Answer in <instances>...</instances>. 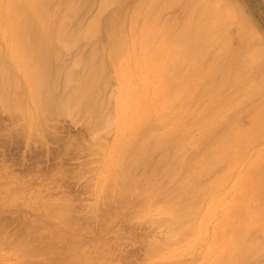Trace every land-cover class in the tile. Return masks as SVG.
Here are the masks:
<instances>
[{
    "label": "rangeland",
    "instance_id": "1",
    "mask_svg": "<svg viewBox=\"0 0 264 264\" xmlns=\"http://www.w3.org/2000/svg\"><path fill=\"white\" fill-rule=\"evenodd\" d=\"M66 1L67 0H50L49 1V4L47 5V7H45L44 9H43V11H44V14H43V17H45V21L43 20L44 18L43 17H41L40 15H34V14H36V13H34V14H32L33 13V11L31 10V9H27L28 7L27 6H25V8L27 9V10H29L30 12H31V14L33 15V17H32V19H34V20H37L38 18V20H37V22L36 21H34V20H31V18H29V20H27L28 19V12L29 11H27L26 13H25V11H26V9L24 10L23 8H24V6H21V11L19 10V12L21 13L20 15H22V10H24V14H26V16L25 17H23L22 16V21H23V19L25 18L26 19V23H25V19H24V23H25V25L23 26V29H25V27H26V29L25 30H22L21 29V27L20 28H16V26H18L19 27V25L20 26H22L21 24L23 23L22 21H20L19 22V25L18 24H16V26L15 25H11V27H13V26H15V27H13V28H15V30L16 29H19L18 30V33L20 32L21 33V31L23 32L22 34H21V36H23L24 35V33L25 32H27L26 30H28L29 28H31V26H32V23H30L31 21H34V22H36V24L38 25H36L34 22H33V24H35V25H33V26H37V28L38 27H40V29L42 28V37H38L39 36V34H37L38 36H35V37H38V39H35L34 38V35L33 34H35L36 33V31H37V28H35L36 30H31V29H29L28 30V34H29V37H28V34L26 33L25 35H27V36H23V39L26 37V38H29L27 41L28 42H30V39H31V37H32V40L34 39L35 41L37 40V42L39 41V39H40V41H39V43L41 42V41H43V40H41V38L43 39L44 38V36H45V34H46V36H45V38H44V40L46 39V40H50V42L48 43V42H41L43 45V47L42 46H40L39 44H38V46H39V48H37L38 46H36V45H34V48L33 49H40V47L42 48V49H40L39 51L42 53V51H44V53H42V55L40 54V52H38V50L36 49V50H33L32 52H34V53H36V51L39 53L38 55H37V53H36V56L38 57V56H40L41 55V57H39V58H43V59H41V61L42 60H44V59H46L45 58V56L49 59H46V62H45V60L44 61H38L37 59V57H35V55L33 54V53H30V51H31V49H32V47L30 48V51L28 52L27 50H29L27 47H28V45H32L31 43H32V40H31V43L30 44H28L27 45V42H26V46H25V48L22 46L21 47V45L20 44H18L17 43V41H15L18 45H17V47H20L21 49L23 48L24 49V53H25V55H24V53H23V57H25V58H27L26 60L27 61H25V58H23L20 54L19 55H17V53L15 52V47L14 46H12V45H10L12 42H13V44H14V41H13V39L11 38V41H9L10 39H9V37H11L13 34H15L13 31V34H11L12 32H9L10 34H9V37L8 36H6V39L7 40H5V39H3V38H5V37H2V38H0V47H2L0 50H3V46H4V48L7 50L8 49V46L10 45V46H12V49L14 50V52H15V56L17 55V57H14V55L11 53L13 50L11 49V47H10V49H8L7 51H9L8 53H10V56H12V57H14V58H12V57H10L9 56V54H7V52H5L6 54H4V51H1L0 52V54L3 56L2 57V59H1V57H0V62L1 61H3V59L7 56L8 57V59L10 58L11 59V61H13V59H14V61H13V63L11 62V61H8V59H7V61L5 60L4 62V65L2 64L3 62H1V65L0 66H2V68L0 69V71L2 72V69H3V66H4V71L1 73L2 75H4V73H7V70H9V67H11V70H12V72L14 73V76H16L17 78H19V79H17V78H15V79H17V80H19V81H22V82H20L19 83V81H18V86L16 85V83L13 81V80H15V79H11V78H13L10 74L11 73H8L7 75L8 76H11V77H9L10 78V80L9 79H7V75H4V76H2L1 74V76H0V78L1 77H5L6 76V81H8L9 80V84L10 85H13L11 82H13V83H15L14 85L15 86H17L15 89H17V91H16V98H15V94L13 93V95H14V97H11L10 96V98H11V101L9 100L10 98L8 97H6L7 98V101H5V97H4V100H0V114L2 115H0V127H1V129H0V188H3V189H1L2 191H0V208H2L1 210H4V211H2V212H5L4 214L0 211V214L1 215H3L2 216V218L4 219V221H3V219L1 218V215H0V223L2 224L3 222L4 223H6V224H4L5 225V227H7V228H5V233L2 235L1 233L3 232L2 230H1V227H0V240L2 239V237L1 236H3V237H5V234L7 233V235H9V233H10V237H8L9 238V240H10V242L8 241V238L7 239H5V243H4V241H3V243L0 241V244L3 246L4 244L5 245H7V246H3V248H2V246H1V248H0V264H20L21 262H22V264H27L28 262V264H34V262L36 263V264H38V262H39V264L41 263V264H55V263H52L53 261L55 262V260H56V263L57 264H64V263H66V264H68L69 262L71 263V260H73V263L74 264H92V260H94V262H93V264H97L96 263V261L99 263V262H101V263H103L104 262V259L106 258V257H108L109 256V253H110V250H113V246L114 247H116V248H114L115 249V251L113 250V253L114 254H112V252L110 253V256L108 257V259H109V261H108V259H106L107 261H105V263L106 264H109L110 263V261H112V263L111 264H113V262H114V259H115V262H114V264L116 263V262H118V261H120L121 262V260H123L122 262H123V264H127V262H129L130 263V261H133V260H131V259H134V261L133 262H131L132 264H175L176 262H178L179 264L181 263V264H184V263H188V264H199V263H201V264H206V263H203L204 261H206L207 262V260L206 259H208V257H207V255H208V253H210V252H208V249H209V251H211V253H210V255L209 256H211L209 259H211V261L208 259V262H207V264H209V262H211V264L213 263V264H219L220 262L222 263V260H223V258L226 256L227 257V250H228V247H230L229 248V250H228V252L230 253V252H232L233 250H234V248H235V246H237L235 249L236 250H240V248H242L241 249V252H242V250H243V245H244V242H245V244H246V246H247V250L249 249L250 251L248 252L246 249H245V252H240V254H242V256L243 255H245V254H247V255H251V253H252V256L253 257H255V258H253L252 256H251V259L250 260H252V262H253V264H264V248H263V246H264V228L263 229H261V227L262 226H260L259 224L260 223H262L263 224V227H264V222H262L261 221V219L262 218H264V207H262V209H261V204L262 203H264V160H262V159H264V148H263V145H264V141L262 140L263 138H264V135H262V134H264V132H261L260 131V133H262L261 135H259L260 133H257V134H254L253 135V138L251 139H247V142H248V146L250 145L251 147H253V149L252 150H256L257 152H258V155H257V153H256V155H254V153L251 155V152H250V150L251 149H247V148H249L247 145H246V140H245V142H241L240 140V142L242 143V145L240 144V142H238V140H236V138H238V136H239V133L241 132V131H244L245 129H247V127L248 126H250V125H252V121L254 122L255 120L256 121H258L256 118H258L259 117V115L258 114H256V113H254L253 112V109L255 110H257V108L259 109V108H261V104H262V106H264V99H263V97H264V90L262 89L261 90V92L260 93H254V90H253V88H255L256 87V85L257 84H253V85H251V86H253V87H249V85H247V84H249V83H247L246 84V82L243 84V86H245V85H247L246 87L247 88H249V89H247L246 87V90L244 91V89L245 88H243V86L241 87L240 85V87L238 86V85H232L231 86V84L229 85V88H227L228 86H226L225 85V80H224V78L222 79V81L220 82L221 83V87H223V89H225V90H220V89H222L220 86H219V88L218 87H216V89L218 90V91H214L215 90V88H213V89H209L208 90V93H207V90L205 91L203 88H201V87H199V86H201V84L200 83H197V85H198V88H197V90L198 89H200V91H197V90H193V91H195L194 93L195 94H198L199 93V95H201L202 97H200L199 95H197V97H194L195 96V94L194 93H192L193 91L191 90V88H189L188 89V92L189 91H192V92H190V94H187L186 93V95L187 96H185V97H182L180 100H182V99H184V100H182V101H185L184 103H186V99L189 97L190 99H191V97H190V95L191 96H193L192 98H194L195 100V102H193V100H191V102H193L194 104H196L197 103V100L199 99V97L201 98V101H200V99L198 100L200 103H198V105L197 106H193L194 104L193 103H191V104H193V105H191V106H189V104L190 103H187L188 104V110H186L187 109V106L185 107L183 104L181 105V101L180 102H178L177 103V105H175L174 106V109H173V105H172V103L170 104L171 106H169V109H173L172 111H174L173 113H171L172 111H168L167 113H162L163 111H167V110H164L165 109V107H167L166 105H163V106H161L160 104H158V107L157 106H155V105H152V108H151V106L150 105H148L149 103H147L148 101H147V96H146V94H148L147 93V89H148V91L150 90V93L149 94H151L152 95V97L151 98H149L148 97V99H151L152 100V98H153V92L151 93V89H153V85L152 84H154L155 85V79L157 80V76H156V78H155V74L153 73V71H151L152 72V74H148L150 71H146L145 72V70H144V67L146 66V64H145V62L147 61V59L146 58H144V55L142 54L141 56H143V57H140L139 55L141 54V53H135L136 55H138L139 57H137V58H133L132 59V56H134V55H131L133 52L131 51V50H129V52H128V49H131L130 48V46H129V44H128V46H129V48L127 49V42H126V40H129L128 39V36L126 37V34L128 35V32H130V29H128V27L130 28V26H128V25H130V23L128 22L129 20V18H130V15H129V11L131 10H133V8H134V6L136 5H134L133 6V4L136 2V3H138L140 0H117V2H116V0H112L111 2H112V4H111V2L110 3H108L107 4V6H106V8L105 9H103V8H101L100 7V5H101V2H99V4H98V6L101 8L100 10L98 9V11H100L99 13H101V10L103 9L104 11L101 13V14H99L98 13V11L96 10V7H98L97 6V1L98 0H76V1H79V4H78V2H76L77 3V5L79 6V7H76V9L77 8H79L78 10H74V12L75 11H77L76 13H71V14H77L76 16L75 15H73V17L68 13V15H67V17L65 18V20L67 19V20H69V22L71 23V24H69L68 23V21H65V22H67L69 25V27H68V29L70 30L72 27H74V28H72L71 30H81V28H83L84 27V25H85V23H88L89 21H87V19H91L90 17H92V15H95V18H98V22H97V24H98V32H96L95 34L96 35H94L92 38H89V39H84V40H81L80 38H79V41L77 42V43H75L74 45L72 44V42H74L73 40H70L69 42L71 43V45H73V47L72 46H69L70 45V43H69V45L67 44V48H69V47H72V48H69V50L68 51H66L65 49H67L66 48V45L65 46H60V44L56 41V37L54 36V31H55V29H56V24H55V26L53 25L56 21H58V19L60 18L59 16L61 15V13L63 14V10H62V8L64 7V5H65V3H66ZM100 1V0H99ZM133 1H134V3H133ZM204 1H206V0H204ZM209 1V2H208ZM211 1V2H210ZM213 1V2H212ZM217 1L218 2H220L219 4H217ZM207 0L206 2H208V4L210 3V6H214L215 4L217 5H215V7H217L216 9H220V10H226V15H227V13H229L227 16H230L231 15V20H229L230 22L229 23H231V21L234 19V20H236V22H235V24H234V21H232L233 22V24L236 26V27H233L234 25L231 23V25H233L232 27H231V25L229 24V26L230 27H228L227 29L230 31V32H228L229 34H231V35H229L230 37H231V39H233V41L235 40V38H238L239 36H240V34L239 33H241V35L242 34H245L244 36H245V39H246V42H248L249 44H250V46H252L251 48H253V47H258L259 48V52L260 53H262V54H259V56L258 57H256L254 60V64H252L254 67H253V70L251 71L252 73L250 74L251 76H250V79L252 80V78H253V73H256L257 75H259V76H261V78H259L260 80L261 79H263L262 80V82L264 81V73L263 74H261L262 72L260 71V72H256V71H258V70H256V69H259V68H261V66H262V63H263V66H264V0ZM58 2V3H57ZM69 1H67V3H68ZM82 2V3H81ZM55 3H56V6H55ZM221 3H223V4H221ZM58 4H60V5H58ZM110 4V5H109ZM130 4V5H129ZM213 4V5H212ZM81 5H83L82 7H81ZM95 5V6H94ZM128 5V6H127ZM221 5H222V7H221ZM58 6V7H57ZM63 6V7H62ZM91 6H93V8L91 9L90 7ZM125 6H126V8H125ZM130 6H131V9H130ZM221 8H220V7ZM55 7V8H54ZM61 9H60V8ZM125 8V9H124ZM127 8H129L128 10H127ZM222 8H225V9H222ZM47 9H49V10H47ZM53 9H55L54 11H53ZM57 9V10H56ZM58 10H60V12L58 11ZM124 10H127V11H124ZM97 11V12H96ZM124 11V12H123ZM130 11V12H131ZM30 12H29V14H30ZM35 12V11H34ZM46 12V13H45ZM47 12H49L48 14H47ZM120 12V13H119ZM126 12V13H125ZM177 12V11H176ZM176 12H172L171 13V15H173V16H175V22H176V20H177V22L179 21V24L181 23V22H184V21H181L183 18L181 17V16H183V17H185V13L184 12H182V11H178L177 13ZM181 12V14H179ZM53 13V14H52ZM79 13V14H78ZM118 13H119V15H118ZM122 13H125V14H123L122 15ZM128 13V14H127ZM174 13H176V14H174ZM235 15V17L236 18H234V17H232L233 16V14ZM30 14V15H31ZM46 14V15H45ZM53 15V17L55 18H53L52 17V15ZM127 14V15H126ZM131 14V13H130ZM179 14V15H178ZM30 15H29V17H30ZM57 15V16H56ZM124 15H126V16H124ZM35 16H36V19H35ZM42 18L41 20H40V17ZM51 16V17H50ZM68 16H70L71 18L69 19V17ZM98 16V17H97ZM123 17V20H122V17ZM129 16V17H128ZM173 16H172V18H173ZM27 17V18H26ZM47 17H48V19H47ZM89 17V18H88ZM94 17V16H93ZM92 17V18H93ZM124 17H126V20L124 19ZM57 18V19H56ZM119 18V19H118ZM54 19V20H53ZM185 19V18H184ZM43 20V22H38V21H42ZM50 20H52V22H53V24L51 23V21ZM56 20V21H55ZM71 20V21H70ZM120 20V21H119ZM121 20H122V22L124 21V23H122L121 22ZM173 20H174V18H173ZM30 21V22H29ZM47 21H49V23H50V25L52 24V28H51V26L50 25H48L47 24ZM27 22H29L30 23V26L28 27V29H27V26L29 25V23L27 24ZM79 22V23H78ZM23 23V24H24ZM44 23H46L47 25L45 26V24ZM67 23H66V25H67ZM83 23V24H82ZM120 23V24H119ZM129 23V24H128ZM42 24V25H41ZM76 24V25H75ZM79 24V25H78ZM81 24V25H80ZM121 24H123L124 26V28L121 26ZM175 24H177V23H175ZM178 24V25H179ZM182 24V23H181ZM180 24V25H181ZM2 25H4V24H2ZM2 25H0V30H3V31H5V28L7 29V26L5 27L4 26V28L3 29H1L2 28ZM27 25V26H26ZM41 25V26H40ZM116 25V26H115ZM227 25V24H226ZM48 26V27H47ZM80 26V27H79ZM120 28V26L122 27L121 28V30L119 29L117 32H116V30L118 29V27ZM239 26V28H237ZM43 27H45V28H43ZM76 27V28H75ZM115 27V28H114ZM48 30H47V29ZM51 28V29H50ZM117 28V29H116ZM40 29L38 28V30H39V32L37 31V33H40ZM84 29V28H83ZM237 29L239 30V31H237ZM21 30V31H20ZM114 30H115V32H114ZM127 30H129V31H127ZM240 30H241V32H240ZM8 31H9V29H8ZM33 31V32H32ZM45 31V32H44ZM119 31L121 32V35H120V37H118V38H120V39H122V41L124 42H126L125 44H126V47H124V48H126L127 49V52L128 53H130L129 54V56L131 57V59L129 58V56L127 57V58H125V56H127V52L125 53V52H123V51H125L124 50V48H123V51H122V53H120L119 54V52H116V47L118 46V44H120V42H121V40H119V39H117V37H116V35L117 36H119ZM125 31V32H124ZM235 32V34H234V32ZM17 32V31H16ZM48 32V33H47ZM235 35V36H233V34ZM238 32V33H237ZM6 33H8V32H6ZM31 33H33L32 35H31ZM113 33L115 34L116 33V35H115V41H116V39H117V41L115 42L114 40H113V37H114V35H113ZM117 33H119V34H117ZM123 33H124V37H126V40L124 39V37H123ZM126 33V34H125ZM41 34V33H40ZM57 34V33H56ZM214 34V33H213ZM247 34H248V40H247ZM20 35V34H19ZM31 35V36H30ZM49 35H50V37H49ZM113 35V36H112ZM236 35H238V37L236 36ZM20 36V37H21ZM111 36H112V38H111ZM173 36H175V35H173ZM243 35L241 36V37H244ZM20 37H19V39L18 40H21L22 39V37H21V39H20ZM47 37L49 38V39H47ZM55 37V38H54ZM170 38H171V34H170V36H169ZM158 38V37H157ZM175 39V41H174V39ZM173 38H171V41L168 39L166 42L167 43H164L165 41L162 39H159L160 40V42L161 41H163V42H161V44L160 43H158L159 42V40H156V41H158V42H156L155 41V43H154V45H152V47L153 48H151V51H152V54H157V55H153L154 57H152L151 56V58H155L156 59V62L157 63H159V65L156 63V69H158L159 70V68H161V71H159L158 72V76L160 75V76H162V78H163V80H165V78L167 77L166 75H168L169 77L168 78H170V76H171V74L172 73H174V76H176V74H177V76L176 77H174L173 75H172V77L171 78H175V79H171V80H174V81H179V80H176V79H180L181 81H182V79L180 78V75H181V77H183V78H185V76L187 77L188 75V72H189V70H191L192 68L193 69H195L196 70V64H199V62L197 63L196 62V64L194 65V61H196V60H198L197 58H195L196 56H191L190 58H193L194 60H193V64H192V66H191V64H189L191 61H192V59L190 60V58H189V60H187V58H185L184 56H181L182 55V53H181V46L179 47V48H177L178 47V45L177 44H180L179 42L178 43H175V45H177L176 46V48L177 49H179L178 50V53H179V56H180V58L181 57H184V60H187L188 62H183L184 60H183V58L182 59H180V61L178 60L179 58H177L176 59V57H179L178 56V53H176L175 54V52H172L171 51V49L173 50L175 47H174V44L173 45H171L172 44V42L174 41V42H177L176 41V36L175 37H173ZM240 38V37H239ZM250 38V39H249ZM254 38V39H253ZM23 39L21 40L22 42H21V44L23 43V45H24V42L26 41V39L23 41ZM52 39H54L55 41H53ZM83 39V38H82ZM112 39V40H111ZM124 39V40H123ZM230 39V40H231ZM4 40L6 41V43L8 44V45H6V43L4 42ZM33 40V41H34ZM45 40V41H46ZM118 40H119V42H118ZM237 40V39H236ZM235 40V41H236ZM250 40H251V42H250ZM261 44H258V42ZM35 41H34V44H36L35 43ZM170 42V44H169V42ZM243 42H245V40L243 39L242 40ZM5 43V45H3V43ZM9 42H11V43H9ZM19 43H20V41H18ZM51 42H52V44H51ZM112 42V43H111ZM118 42V43H117ZM173 42V43H174ZM243 42H240V43H243ZM255 42H257V43H255ZM40 43V44H41ZM46 43H48V44H51L50 46L48 45L47 46V44ZM54 43V44H53ZM55 43L57 44V45H55ZM111 45H110V44ZM116 43H117V45H116ZM158 45H157V44ZM163 43H164V45H163ZM45 44V45H44ZM112 44H114V45H112ZM159 44H160V46H162V50L164 51H162L161 49H160V46H159ZM165 44H168V46L167 45H165ZM243 44H245L246 45V43H243ZM243 44H242V46H239L240 44H236V45H238V46H236V48H235V44H234V42H233V47L235 48V49H233V47L231 48V51H229V53L227 52V54L226 53H224V54H226V55H224L223 54V56H217L220 60H218V58H216V62H217V60H218V62H221L222 63V61L225 59V57H226V59L225 60H227L228 58H231V57H233V55H234V53L237 51H240L241 50V48L239 49L238 47H242V50H243V48H244V46H243ZM249 44H247L246 46L248 47L249 46ZM55 45V46H54ZM60 47H59V46ZM112 46V47H110V49H108L109 48V46ZM230 45H232V44H230ZM53 46V48H56L57 46L60 48V50H59V48L57 47V49H58V51L56 50V52H57V54L56 53H54L53 52V49L51 48ZM101 46H102V48H101ZM105 46H107V49H106V47ZM114 46V47H113ZM155 46H157V47H155ZM159 46V47H158ZM169 47L170 48V50H169V52L168 51H166L165 49V47ZM173 48H172V47ZM245 46V47H246ZM17 47H16V49H17ZM50 47L51 48V53L50 52H48L49 50H50V48H49V50H48V48ZM62 47V48H61ZM65 47V48H64ZM100 47L101 48V50L102 51H105V52H103V57H104V59H103V57H101L102 58V62L104 61V63H107L106 65L104 64V66H103V72L107 69V72H106V74H107V78L105 77V75H104V73L102 72V71H100L101 72V74H100V72H99V74H100V76H104V77H99L101 80H97V79H95V78H97L98 76H99V74H98V71H97V74H98V76L96 77V75L97 74H92V73H88L92 68H93V66H91V67H89V71H87V68H88V64H89V62H90V64L92 63L93 65L94 64H97L98 66H96V65H94V68H95V66H96V70H97V68L98 69H100L101 68V63L99 64V62H97V61H99L98 59H100V56H101V52H100V48L98 49V48ZM155 47V48H154ZM98 49V50H96V51H99V56L96 58V60L94 59L96 56H97V53H94V58H93V56L92 57H90V54H93V53H91V52H93L92 51V49ZM105 48V49H104ZM113 48L115 49V52H114V50H113ZM157 48V50H159V52H163L162 54L161 53H159L158 51L156 52V51H154L155 49ZM176 48L174 49V51L176 50ZM250 48V50H249V55L251 54V52H253V50ZM4 49V50H5ZM154 49V50H153ZM239 49V50H238ZM248 49H249V47H248ZM253 49H255V50H257V48H253ZM261 49V50H260ZM17 50H20V49H17ZM42 50V51H41ZM62 50V51H61ZM66 51V53H65V51ZM111 50V51H110ZM112 50H113V53L114 54H112L111 52H112ZM215 50V49H214ZM235 50V51H234ZM61 51V54H59L58 52H60ZM64 51V52H63ZM89 51H91V52H89ZM109 52V54H107L108 52ZM165 51H166V53H168V54H171V55H168L167 56V64L169 63V61H170V63L167 65L166 63H163V62H165V61H163L162 59L164 58L165 59V57H161V56H164L165 55ZM232 51H234V52H232ZM244 51H248V50H246V49H244ZM263 51V52H262ZM13 52V53H14ZM18 52V51H17ZM20 52V51H19ZM28 52V53H27ZM48 52V53H47ZM95 52V51H94ZM153 52H156V53H153ZM213 52H215V51H212V54H213ZM255 52V51H254ZM47 53V54H46ZM50 53V54H49ZM55 54L56 56H59L60 57V60H59V58L58 57H56L55 55H51V54ZM88 53V54H87ZM123 53H125L124 54V56H123ZM231 53V54H230ZM233 53V54H232ZM247 53V52H246ZM255 53H257V52H255ZM29 54V55H28ZM30 54H32V56L30 55ZM105 54H107V56H109V58H111V59H108V57L105 55ZM120 55V56H118V55ZM173 54L175 55V57L173 56ZM208 54V56H209V52L207 53ZM211 54V52H210V55H212ZM230 54V55H229ZM258 54V53H257ZM0 55V56H1ZM6 55V56H5ZM26 55H28V57L26 56ZM33 55H34V57H35V59L37 60V65H38V63H40L39 64V66H38V68H36L34 65V63H36V62H34L33 63V61H32V63H33V65L31 66V61H29L30 59V57L32 58L33 57ZM44 55V56H43ZM47 55H50L49 57L47 56ZM96 55V56H95ZM116 55V56H115ZM222 55V54H221ZM232 55V56H231ZM5 56V57H4ZM30 56V57H29ZM51 56H53L52 58H51ZM79 56H81V57H79ZM114 56V57H113ZM161 57V58H159V59H157L156 57ZM166 56V55H165ZM207 56V55H206ZM6 57V58H7ZM22 57V59L25 61V63H24V61L23 60H21L20 61V58ZM56 57V58H55ZM79 58V60L81 61L80 63H79V61H77V63L79 64L78 65V67H77V69L75 68L74 69V67H76V65H77V63H76V65H73V64H75V63H71V62H73L76 58ZM89 57L90 58H93V60L92 59H89ZM105 57H107V58H105ZM171 57H174L176 60H178L177 62H176V60L174 59V58H171ZM5 58V59H6ZM15 58H18V60H19V62L16 60V62H18V63H16L15 64ZM58 58V59H57ZM77 58V59H78ZM84 58V59H83ZM114 58H116L115 60H114ZM118 58H123V59H125L127 62L129 61V59L130 60H132L131 62L133 63L136 59V61L135 62H139V63H141L140 65L141 66H139L138 64L139 63H135V65L137 64V68H133V66H131L132 65V63H130V66L133 68V71L134 70H136V71H134V73L136 74V76H137V74L138 73H140L141 75H142V73H143V75L145 74H148L147 76H145V78H146V80L145 79H143L145 82H146V84H145V82H141V81H139V82H134V81H136V80H142L141 78V75L140 74H138V75H140V76H137L139 79H137L136 78V76L134 75V73H132L133 71H132V68L131 67H129V68H131V69H129L128 67H127V69L125 68V64L124 63H126V61L124 62V63H122L121 61L119 62L118 61ZM142 58L145 60V62H143V61H141L142 60ZM170 58H171V60L172 59H174L173 61H171L170 60ZM223 58V60H221ZM9 59V60H10ZM50 59H52V60H50ZM54 59H56V60H54ZM108 59V62H106L105 60H107ZM113 59V60H112ZM121 59H119V60H121ZM128 59V60H127ZM257 59H259V61L258 62H256V60ZM261 59H263L262 61L263 62H261ZM33 60H34V58H33ZM59 60V61H58ZM90 60H92V62L90 61ZM94 60H95V62H94ZM101 60V59H100ZM111 61V63L112 64H114V61H115V64H114V66L113 67H111V65L112 64H110V61ZM134 60V61H133ZM160 60V61H159ZM183 60V61H182ZM224 60V61H225ZM23 61V62H22ZM35 61V60H34ZM54 61H55V63H54ZM75 61V62H76ZM119 63H122V64H124V69H126V70H131L130 71V73H132V75H134V77L133 76H131V74H130V77H133V78H135V79H133L134 81H132V79L131 78H129V81H128V83H130L131 81V83H132V86L130 85V84H128L127 83V87H125V88H127L128 90H126L125 88H123L126 84L123 82V81H125L124 79H127V78H124L123 79V83H124V85L123 86H121V80L122 79H120V81H119V79L118 78H120V75H121V71L120 70H124L122 67H120V68H122V69H118V67H119V65L118 66H116L115 67V65H116V63L118 64V62ZM159 61V62H158ZM163 61V62H162ZM176 62V63H174V66L173 67H170V64H172L171 62ZM7 62V63H6ZM9 62H11V63H9ZM31 64H30V63ZM45 63V65L47 64V67L44 65V63ZM85 62V63H84ZM101 62V61H100ZM130 62V61H129ZM128 62V63H129ZM148 62V61H147ZM178 62H179V64H178ZM180 62H183V63H185V64H181ZM217 62V63H218ZM255 62H256V64H255ZM19 63H23V65H21L20 66V64ZM128 63H126V66H127V64ZM5 64H7L6 66H7V68H6V66H5ZM16 65L15 67L17 68V67H19V68H17V69H19V71L20 70H22V66H23V68H25V66H24V64H27L26 65V72L25 71H21V72H23L22 73V76H21V74H19V73H21V72H19L18 74H16V72H15V67H14V65ZM17 64H19L18 66H17ZM30 64V65H29ZM55 64H58V65H60V66H58V65H55ZM72 64V65H71ZM86 64H87V66H86ZM134 64V63H133ZM143 64H145V65H143ZM175 64H176V66L178 67V69L175 67ZM187 64H189L188 66H187ZM218 64H220V63H218ZM238 65V62H236L235 63V65ZM74 66L73 67V69H69V67L70 66ZM84 65V66H83ZM103 65V64H102ZM108 65V66H107ZM183 65H185V66H183ZM225 65H227V63H225ZM240 65V64H239ZM238 65V66H239ZM257 65H260V66H257ZM13 66V67H12ZM33 66H34V68L35 69H38V70H35L34 68H33ZM82 66V67H81ZM99 66H100V68H99ZM123 66V65H122ZM128 66H129V64H128ZM144 66V67H143ZM160 66V67H159ZM182 66V67H181ZM241 66V65H240ZM30 67H32L35 71L33 72V73H35L36 71H37V73L38 74H41V73H43L44 71V73L43 74H41L40 76L38 75V74H36L37 75V78L38 79H42L43 78V81H41V82H38V85L36 86V88L37 89H41L43 86V90L45 91H43L42 90V93L44 94V96L42 97V93L40 92L41 90H38L39 91V93L41 94V95H39L40 97H41V99L42 98H44V100H46V99H48L49 98V100H47L46 102H44V104H46L47 106H48V108H47V106L45 105V106H43L44 104L43 103H39L40 101L39 100H41L39 97V99L37 100V101H34L33 99H35L36 100V97L37 96H33V90H34V87H35V85H34V81H35V84H36V82L37 81H40V80H38L37 78H36V75L35 74H33V76L35 77H33V76H31V77H33L32 78V80L34 79V81L32 82V80H30L31 79V77L29 76V75H31V74H29L28 75V72L30 73L31 71H30ZM41 67V69H39ZM46 67V68H45ZM52 67V68H51ZM67 68V71H68V69H69V71H71V79H72V81H69L70 80V78H69V86L68 87H66V85H67V83H65L66 85L65 86H63L64 84H63V82H61V81H63L64 80V78H63V71ZM83 67H84V69H83ZM87 67V68H86ZM104 67H106V69L104 68ZM142 67H143V69H142ZM170 67V68H169ZM180 67H181V69H183V70H181L180 69ZM191 69H190V68ZM219 67V66H218ZM235 67V66H234ZM256 67V68H255ZM42 68H43V72H40V70H42ZM51 68V69H50ZM55 68V69H54ZM58 68V70H56ZM72 68V67H71ZM112 68H114V69H112ZM116 68V69H115ZM189 68V70H187ZM220 68V67H219ZM219 68H217V72L216 73H218V71H219V73H221V71H222V69H219ZM241 67H239V68H237V70L238 69H240ZM254 68H255V70H254ZM262 68H264V67H262ZM6 69V70H5ZM14 69V70H13ZM16 69V70H17ZM28 69V70H27ZM33 69H31L32 71H33ZM49 69V70H48ZM105 69V70H104ZM118 69V71H115V70H117ZM146 69V68H145ZM187 71L186 73H184V71L185 70ZM232 69H233V67H232ZM51 70V71H50ZM82 70H84V71H82ZM94 70V69H93ZM113 70L115 71V72H120V73H118V74H120V75H118L117 76V74L116 73H113ZM137 70H139V71H137ZM164 70V71H163ZM175 70H177L176 71V73H175ZM181 70V71H180ZM195 70H192L193 72H195ZM221 70V71H220ZM234 70V69H233ZM231 71V67H230V71L231 72H235V71ZM235 70H236V67H235ZM242 69H240V71H241ZM263 70V72H264V69H262ZM6 71V72H5ZM10 71V70H9ZM58 71V72H57ZM62 73H61V72ZM66 71V70H65ZM64 71V72H65ZM75 71V72H74ZM86 71V72H85ZM95 71V70H94ZM192 71H190L191 73H192ZM240 71L238 72V74L240 73ZM85 72V73H84ZM91 72V71H90ZM137 72V73H136ZM182 72V73H181ZM12 73V74H13ZM28 75V77L30 78V79H28V77H27V75ZM60 73V75H58ZM79 75H78V74ZM83 73V74H82ZM86 73H88V76H87V74ZM94 73V72H93ZM165 73V74H164ZM169 73V74H168ZM171 73V74H170ZM178 73H180V75H178ZM236 73H237V71H236ZM235 73V74H236ZM65 74V73H64ZM78 76V77H76V75ZM82 74V75H81ZM109 74V75H108ZM114 74H116V77H115V75ZM153 74H154V76H153ZM162 74H164V76L162 75ZM186 74V75H185ZM193 74V73H192ZM238 74H236L235 76H237ZM256 74H255V77H257L256 76ZM23 75H26L25 76V79H22L23 78ZM42 75H45V76H43V77H41ZM59 77H57V76ZM75 75V76H74ZM84 75H86L85 76V78L86 79H84V80H82V77L84 76ZM93 75V76H92ZM142 75V76H143ZM185 75V76H184ZM220 75V74H219ZM219 75H217V76H219ZM21 76V77H20ZM39 76V77H38ZM75 77V80L76 79H78V78H80V79H78L79 81H78V84L76 85V86H74L75 88L73 89V87H71L70 88V86H72V83L74 84V82L75 83H77V80L76 81H74L73 82V78ZM89 76H91L90 78L92 79V84L94 85V84H96V85H99V86H97V88H94L93 86H92V84H87V83H89L88 81L89 80H87V79H89ZM112 76H114V77H112ZM151 76H153L152 78L154 79V80H152L151 79ZM159 76V77H160ZM190 76H192V75H190ZM216 76V77H217ZM239 76V75H238ZM237 76V77H238ZM94 79H93V78ZM118 77V78H117ZM121 77L123 78V76L121 75ZM144 77V76H143ZM148 77V78H147ZM158 77V78H159ZM254 77V79H258V78H255ZM29 80V81H27L26 83L28 84V82H31V84H33L34 85V87H33V85H30L31 87H29V85H25V82L23 81V80H27V79ZM58 78V79H57ZM62 78H63V80H62ZM84 78V77H83ZM114 78H116V80H117V83H118V85L120 84V86H117V84H115V79ZM149 78L151 79V80H149ZM205 78H206V76H205ZM204 78V79H205ZM102 79H106L104 82H106V83H103V81H102ZM110 79V80H109ZM149 80V83H148V80ZM167 79V78H166ZM217 79V78H216ZM258 79V80H259ZM12 80V81H11ZM17 80H15V81H17ZM65 80H66V78H65ZM65 80H64V82H65ZM67 80H66V82H67ZM81 80H82V82L83 83H85V81H87V83H86V85L85 84H83L82 82H81ZM93 80H95V81H93ZM109 80V81H108ZM131 80V81H130ZM168 80V79H167ZM221 80V79H220ZM227 80V79H226ZM258 80L255 82L254 81V83H257L258 82ZM1 81V80H0ZM49 81V82H48ZM91 81V80H90ZM98 81L100 82V83H102V84H99L98 83ZM107 81L109 82V83H107ZM111 81V82H110ZM113 81V82H112ZM120 83H119V82ZM127 81H125V82H127ZM151 81L153 82V83H151ZM223 81H224V83H223ZM253 81V80H252ZM2 82V81H1ZM46 83L47 82V84H46V86H45V84L42 86V83ZM80 82V83H79ZM133 82H134V86H133ZM156 82H158V81H156ZM227 82H228V80H227ZM41 83V86L39 85ZM51 83V84H50ZM83 84L84 86H83V88L81 89L80 87H82V85L80 86V84ZM135 83H136V85H135ZM140 83H142L141 85H140ZM147 83H148V85H147ZM151 83V84H150ZM178 83V82H177ZM24 84V85H23ZM63 84V85H62ZM145 84V87L144 86H142V85H144ZM150 84V85H149ZM200 84V85H199ZM227 84V83H226ZM229 84V83H228ZM227 84V85H228ZM260 85L262 84V83H259ZM263 84H264V82H263ZM261 85L260 87L262 88V87H264V85ZM19 85H20V90L22 91V92H20L19 91ZM80 86V87H78V89H79V91L80 92H85L84 90L86 89H90V90H88L89 92L91 91V87H92V89H94V90H98L99 91V89L102 91V87L100 86V85H102V86H108V87H105V90L103 89V91H102V93L104 92V94H103V96L101 95V92H97V94H98V96H97V94L96 95H94L93 94V96H96V99L95 100H97V102L99 101L98 99H101V96L103 97L102 99H103V101L101 100V102L99 101L98 103H100V104H104L106 101H110V102H108V103H106V104H104V106L105 105H107V104H109L108 106H105V110H103L104 109V106H103V108H102V106L100 107V105L97 107V102H95L94 101V98L93 99H91L90 97H91V94H89V92H87L86 91V94L84 93L83 94V92H82V94H80V92L76 89L77 88V86ZM89 85V86H88ZM96 85H94V86H96ZM114 85H116L117 86V90H115L114 88H115V86ZM131 87H134V88H131V89H129L130 88V86ZM138 85V87H139V91L141 92V91H144L143 90V88L146 90L144 93H145V95H144V97H143V93L142 94H140V93H138L137 91H135V90H138V88L136 87ZM140 85V86H139ZM197 85H195V86H197ZM1 86V85H0ZM22 86H26V87H22ZM40 86V87H39ZM85 86H87V88L85 87ZM152 86V88L150 89V87ZM157 86V85H156ZM225 86V87H224ZM230 86H231V88L232 89H230ZM234 86V87H233ZM255 86V87H254ZM259 85H257V87H258ZM27 87H29V88H27ZM53 87V88H52ZM84 87H85V89H84ZM148 87V88H147ZM194 87V86H193ZM240 89V93H239V89ZM257 87H256V89H257ZM259 87V88H260ZM31 88V91L29 90ZM35 88V89H36ZM108 88V89H107ZM121 88V89H120ZM237 88V89H236ZM241 88H243V90L241 89ZM1 89V88H0ZM26 89V90H25ZM28 89V90H27ZM37 89L35 90V92L34 93H36L35 95H37V94H39V93H37ZM76 89V90H75ZM84 89V90H83ZM109 89H111V90H109ZM119 89V90H118ZM228 89H229V91H228ZM233 89H235V90H233ZM94 90H92V93L93 92H95ZM96 90V91H97ZM113 90V93L115 94V97L117 96V98H116V100L115 99H113V98H115L114 97V94L112 93L111 94V97H108V99H107V96H105V95H108V96H110L109 94L111 93V92H109V91H112ZM122 90L124 91V92H122ZM202 90V91H201ZM237 90V91H236ZM249 90H251V91H249ZM27 91V92H26ZM30 91V92H29ZM49 92L48 94H47V92ZM78 91V92H77ZM115 91H116V93H117V91H118V93L116 94L115 93ZM121 92V95H120V92ZM131 91V92H130ZM210 91V92H209ZM212 91L214 92V93H216L217 94V92H218V95H219V97L220 98H218V100L217 101H215L216 103H214V101H213V104L211 105V103L208 105V107H207V105L205 104V103H203V102H205V101H207L208 100V98H209V96L211 97V96H213L212 98H210V102L213 100V98H214V96H215V99H217V96L216 95H213L214 93H212ZM223 92L224 93V95L222 94H220L219 92ZM225 91V92H224ZM232 91V92H231ZM233 91H234V94H232L233 93ZM239 94V95H243L242 93H245V94H247V93H250V94H247V97H248V95L250 96L251 94L253 95V93L254 94H256V95H254L253 97H255V100L254 99H252L253 97L252 96H250V97H248V98H250V99H244V101L242 100L244 97H245V94H244V96H240L241 97V100H240V98L238 99L239 100V102L238 101H236L237 100V98L239 97V96H237L238 94L236 93V92ZM242 91H244V92H242ZM248 91V92H247ZM253 91V92H252ZM12 92V91H11ZM11 92L9 93V94H7V96L8 95H10L11 94ZM13 92H14V87H13ZM128 92H130V94H132L131 95V97H130V94H129V99L127 98V96H126V94L128 95ZM134 92H135V94L136 95H134ZM231 94H230V93ZM252 92V93H251ZM255 92H256V90H255ZM19 93H21V95H23V97L22 96H20V94ZM27 93H28V95H27ZM31 93V94H30ZM46 93V94H45ZM87 93L90 95V97H89V99H91V100H89L88 99V101L86 100L85 101V103H87V105H89V104H91L90 102L92 101V104L93 103H95V106H93V108H91L90 106H88V108L86 107L85 108V110H88V112L90 111V110H95V111H97V112H94V111H91L90 112V114L91 115H94V117L97 115L98 116V118H94V120H92V118H93V116H89L90 114L87 112V111H85L84 110V102L83 101H80L81 100V98H82V100H84L83 98H87ZM107 93H109V94H107ZM124 94V96H123V99H125L124 97H126V99L125 100H127L128 99V102L127 103H131V105L130 104H128L129 106H131L130 108H128V105H127V108H128V110L129 111H127V112H129V113H127L124 109H126L125 107H123L122 105H124V102L125 101H123V99H121L120 100V102L118 101L120 98H122V95ZM201 93H203V94H201ZM262 93V94H261ZM18 94H19V96H18ZM24 94H26V96L24 95ZM118 94H119V96H118ZM148 94V96H151V95H149ZM193 94V95H192ZM229 96H228V95ZM236 94V97L237 98H235V95ZM257 94H258V96H257ZM259 94H261V96L263 95V97H260V95ZM12 95V94H11ZM12 95V96H13ZM31 95V98H33V99H31V98H29L28 96H30ZM52 95V96H51ZM62 95V96H61ZM79 95H81V98H79ZM86 95V97H84ZM101 95V96H100ZM139 95H142V96H139ZM189 95V96H188ZM205 95H208V97H206ZM48 96V97H47ZM52 97V100H51V97ZM58 96V97H57ZM92 96V97H93ZM100 96V98H97V97H99ZM134 96V97H133ZM137 96V98H136V100H135V97ZM203 96H205L204 97V100H202V98H203ZM221 96H222V98H224V96H227L226 98H228L227 99V101L225 100V99H222L221 100ZM232 97V99H234V100H232V99H229V97ZM257 96V97H256ZM18 97V98H17ZM104 97H106V99L104 98ZM118 97H120L119 99H118ZM133 97V98H132ZM139 97V98H138ZM181 97V96H180ZM179 97V98H180ZM230 97V98H231ZM234 97V98H233ZM243 97V98H242ZM258 97H259V101H257V99H258ZM24 99V101H21L22 102V104H20L21 102H19L20 101V99L21 100H23ZM63 98V99H62ZM111 98V99H110ZM131 98H132V100L133 101H137L138 102V104H136L135 106L136 107H138V108H135L133 105L135 104L134 102H130L129 100H131ZM178 98V99H179ZM196 98H198V99H196ZM206 98H207V100H206ZM26 99V100H25ZM30 99L31 100H33L35 103H38V106H39V104H42V106H41V110H39L40 108V106L38 107L35 103V106H37L38 107V109H35V108H37V107H32V105H33V101H31V103H30V105H29V102H30ZM61 99L62 100H66V99H69V100H66V102L68 103V101H70V104H73V105H71V107H69L70 106V104L68 105L66 102H61ZM80 99V100H79ZM144 101H143V100ZM212 99V100H211ZM43 100V101H44ZM113 100V101H112ZM145 100H146V103L147 104H145ZM175 100H177V99H175ZM174 100V102L176 103V101ZM225 102H224V101ZM231 100V101H230ZM247 100V101H246ZM4 101H5V103H7V102H11L12 104H14L15 103V105H16V109H12V106L10 107V109L13 111V112H11L10 111V109H9V104L7 105V107H6V104L3 106L2 104L4 103ZM42 101V100H41ZM42 101V102H43ZM79 101V102H78ZM90 101V102H89ZM117 101H118V103L120 104H117ZM179 101V100H178ZM190 101V100H189ZM219 101H223L224 103H228L227 105H229V103L231 102V104H232V102H233V104L232 105H234V109H232V105L230 106H227L226 104H222V108L221 109H223V105H226V107L225 108H227V109H223V111H226V110H228V108H230L231 107V110H233V111H230V109H229V112H231V113H229L228 114V116H230V117H228L227 115H226V113L225 114H222L223 112H222V110L220 111V112H222V113H220V114H218L217 112H219L218 111V107L217 106H219L221 103L219 102ZM229 101V102H228ZM240 101H243L244 102V104H243V102L240 104ZM246 101V102H245ZM248 101H251L252 103H250V102H248ZM261 101H263L262 103H260ZM14 102V103H13ZM26 104H25V103ZM80 102H82L83 104L82 105H80V106H78L77 104H80ZM88 102H89V104H88ZM116 102V103H115ZM142 102L144 103V104H142ZM173 102V104H175ZM187 102H188V99H187ZM209 102V100L206 102V103H208ZM217 102H219V104L217 103ZM10 103V104H11ZM52 103V104H51ZM60 103H63V104H65V105H67L66 107L62 104V106H64V107H62L63 109H61V104ZM114 103H115V105L117 104L118 105V107L116 106V108H118V109H121V107H123L122 109L123 110H120V112H118L119 113V116H121V117H119L118 116V114L116 113H114V109H115V106H114ZM122 103V104H121ZM160 103H162V104H164L163 102H160ZM255 103H256V105H255ZM260 103V104H259ZM50 104H51V108H50ZM55 104V105H54ZM60 104V105H59ZM92 104H91V106H92ZM97 104V105H96ZM186 104V105H187ZM203 104H205L206 105V107H205V105L203 106V108H200V109H202L201 111H200V109H199V111L200 112H198L199 114L196 116L195 114H197V110H198V106L200 105H203ZM215 104L217 105L216 107H215ZM243 104V105H242ZM249 104H250V106H249ZM258 104V105H257ZM22 105H27V106H25V107H28V111L26 110V108H24V106L22 107ZM54 105V106H53ZM57 105H59L60 106V108L56 111V108H57ZM86 105V104H85ZM86 105V106H87ZM94 105V104H93ZM125 105H126V103H125ZM142 105H144V107L146 106V105H148L149 107H145L146 109H144L143 108V106ZM162 107L161 109V111L159 110L160 109V106ZM179 105V106H178ZM247 105H248V107H247ZM260 105V107H258ZM21 106V107H20ZM78 106V107H77ZM83 106V107H82ZM176 106H178V107H176ZM185 109V110H183V108ZM218 108L216 111L217 112H214L215 110V108ZM237 106V108H235ZM241 106V107H240ZM246 106V107H245ZM22 108V109H24L23 110V112L21 111V109L20 108ZM31 109H30V108ZM46 107L49 111V113L47 112L46 114L44 113V108ZM80 107L81 108H83V110H81L80 109ZM107 107V108H106ZM132 107H134L135 109L133 110L132 109ZM140 107H141V109H140ZM153 107H157L158 108V111H160V113H159V115H158V111L156 110V112H152V109H155V108H153ZM181 107V108H180ZM195 107V108H194ZM198 107V108H197ZM202 107V106H201ZM213 107V108H212ZM220 107V106H219ZM246 108V110H245V108ZM8 108V111L7 112H5L6 111V109ZM17 108L20 110V111H16L17 110ZM46 108H45V112L47 111L46 110ZM54 108V109H53ZM73 109V108H75L76 110H80V111H78V113H77V111L76 110H74L73 109V111H71V110H69V109ZM149 108V109H148ZM156 108V109H157ZM181 109L180 111L182 112V110L184 111V116H183V112L181 113V112H179V113H177L176 111L178 110V109ZM193 108H194V110H193ZM197 108V109H196ZM211 109L212 108V110H213V112L211 113H209V117L210 118H208V116H206V111L207 112H209L208 111V109ZM242 108L244 109V111L242 110ZM29 109H30V111L34 114H32L31 112H29ZM53 109V110H52ZM90 109V110H89ZM108 109H110V110H108ZM130 109H132L133 111H134V113H135V115H133V112H132V115H133V117L131 118V119H133V120H131L130 121V119H129V123L131 122L132 123V125H133V123H134V127H132V129H135V127L139 124L138 122L140 121L139 119H141V117H143V119H141L142 121L144 120V119H146L147 118V120L149 119L148 117L150 116V118L152 117V114L154 115V117H152V118H154V119H157V118H159V119H157V121H155V120H153L152 118L151 119H149V120H152V121H150L151 123H149V125H148V122H149V120H148V122H146L145 120L143 121L144 123H142L141 124V122L142 121H140V126H142L141 128H139L140 126L138 125V127H136V133L137 134H139V135H136L137 136V140L136 139H134L133 140V138L132 137H134V138H136V136H135V133H134V130L132 131V129H130L129 127H131L132 125H131V123H130V126H128V123H127V117H129V115H131L130 113V111H132V110H130ZM144 109V110H143ZM150 110L149 112H151V113H149L148 112V110ZM175 109H177V110H175ZM192 109V110H191ZM205 109V110H204ZM262 109V108H261ZM3 110H5V111H3ZM16 111V113H15V111ZM42 111L43 113H42V119H41V117H39L40 115H38L37 116V118L39 119H41V121L40 120H38L37 121V119L35 120L34 119V117H36V115H35V113L37 114L38 112H36V111ZM61 110V111H60ZM67 110V111H66ZM68 110L70 111V112H68ZM116 110V109H115ZM127 110V109H126ZM136 110V111H135ZM137 110H138V112H137ZM140 110V111H139ZM142 110H143V112H142ZM220 110V109H219ZM11 113H10V112ZM59 111H60V114H59ZM62 111H66V113H64V112H62ZM74 111H76V112H74ZM85 111V112H84ZM103 112V113H101L100 114V112ZM105 111V112H104ZM116 111H118V110H116ZM126 112L127 113V116H126V114H125V116L126 117H124V116H122L124 113H122V112ZM144 111H146V112H144ZM155 111V110H154ZM179 111V110H178ZM186 111V112H185ZM189 111H190V113L192 112L193 114H194V116H196V117H199V115L201 116V117H199V118H202V119H200V122H198L199 123V125H197L198 123H196L195 122V124L198 126H196L195 127V129H197L198 131L200 130V129H203V126L205 127V123H207L208 125H210L211 123H212V127L214 126V125H216V122L218 123L220 120H221V118H223V117H226V118H224L225 120H223L221 123L222 124H220V125H218V127H216L217 129H219V130H215L214 128L215 127H213L212 129H211V127H210V131H209V129L207 130V126L204 128L205 129V133H207V131H209L208 132V135H206L205 133L202 135V133L204 132V131H200V132H198L197 130H195V129H191L190 127L194 124V123H192V124H186L187 122L188 123H191V122H189V120H187V119H189L190 117H192V118H194V120L193 121H195V119H196V117H194V116H192L191 114V116L188 114L189 113ZM196 111V112H195ZM205 112V113H203L202 114V112ZM249 111V112H248ZM250 111H252V112H250ZM2 112V113H1ZM9 112V113H8ZM22 112V113H21ZM26 112V113H25ZM57 112H58V114H57ZM94 112V113H93ZM113 112V113H112ZM141 112V113H140ZM175 112H176V114H177V117H178V114H179V117L180 118H177L176 117V115H175V117L178 119V120H180V121H178L175 117H174V114H175ZM188 112V113H187ZM227 112V111H226ZM234 112V113H233ZM236 112V113H235ZM237 112H238V114H237ZM245 112H248V113H245ZM5 113H6V115H5ZM18 113H19V116H18ZM30 113L32 114L31 116L33 117H31L30 116ZM39 113H41V112H39ZM64 113V114H63ZM81 113H82V116H80L81 115ZM86 113H88L87 114V116H85L84 114H86ZM121 113V114H120ZM156 113V114H155ZM169 113H171V114H173V117H172V115L171 114H169ZM187 113V114H186ZM216 113H217V115H216ZM233 113V114H232ZM243 113V114H242ZM251 113H252V115L253 114H255V116L253 115V117H252V115H251ZM8 114H9V116H8ZM28 114V115H27ZM47 114H49V116L51 117V120H50V117H48V116H46V118H48L50 121H53V122H51V124L49 123L50 121H47L48 119H46V118H43V116L44 115H47ZM69 114H73V115H75V116H73V115H69ZM77 114V115H76ZM106 114H108V115H106ZM142 114H146V115H142ZM147 114H148V117H147ZM165 114H169V115H166V116H170L171 115V118L169 117L168 119H164V118H167L166 116H165ZM202 114V115H201ZM214 114V115H213ZM221 114H222V116L223 117H218V116H221ZM242 114V115H241ZM249 114V115H248ZM12 117H11V116ZM24 115V116H23ZM69 115V116H68ZM78 115H79V117H78ZM104 115H106V116H104ZM113 115H115V116H113ZM137 115H138V118L139 119H137L136 117H137ZM141 115V117H139ZM157 117H156V116ZM160 115H161V118H162V120L164 121V120H166V122L168 121V123H169V121H171V123H169L170 124V126H172V127H170L169 125H167V123L166 122H163L164 124L166 123V125H165V129H167V127L169 126L170 128H172V129H170L169 128V130H167L166 131V133L165 134H167L169 131V134H168V136L167 135H163V136H167L165 139H167L169 136H170V138L171 137H173V134H177V136L179 137V135L178 134H180V132L179 131H177L176 130V128L177 129H179L180 127H178L179 126V124L180 125H183L185 122H186V120H187V122L185 123L186 125V130L187 129H191L190 131H188V132H190L191 133V135L189 134H187V133H184L183 132V130H185L183 127H181V128H183V130L182 129H180V131L181 132H183V136L185 135H187V137L189 138H187V137H184L183 138V136L182 135H180V136H182L181 138L185 141H183L181 138H178V140H176V141H174L175 139H177V138H175L176 137V135L173 137V139L171 140L170 138L169 139H167V140H169L171 143H172V141H174L173 142V144L170 146V144L169 145H167L166 146V144H168V143H170L169 141H167V140H165V142H168V143H164V145L165 146H163V145H161V143L163 144V142L164 141H162V142H160L159 143V141H161V139L162 138H159L157 135H158V133H159V135H161V132H164L165 131V129H164V124L162 125V124H160V122H161V119H160ZM163 115V116H162ZM180 115H182V117L180 116ZM187 115H189L190 117L189 118H186L185 119V117H188ZM204 115V116H203ZM208 115V114H207ZM211 115H213V116H216V118H217V120H215L214 121V123L213 122H211L213 119L211 118ZM231 115H233V116H231ZM238 115V116H237ZM251 115V116H250ZM21 116V117H20ZM65 116H66V118H65ZM89 116V117H88ZM111 116V117H110ZM119 117L118 118V121H115V122H119L120 124H122L123 122H124V118L126 119V123H127V125L126 126H128V127H122V129L124 130H120L121 132L118 134V131L116 132L117 133V135L114 133V131H116L117 129L119 130L120 129V127L121 126H124V124L123 125H119V127H118V125H117V123H113L114 121V118L115 117ZM205 117V118H208V121L210 120V119H212L210 122L211 123H208V121H207V119H206V121H205V123H203V126H201L202 124H201V122H203L202 120H203V117ZM212 116V117H213ZM245 116V117H244ZM250 116V118H252V119H254V120H249L250 118H247V117H249ZM264 116V115H263ZM29 117V118H28ZM55 117V118H54ZM58 117H60V119L58 118ZM63 117V118H62ZM67 117H70V120H69V118H67ZM78 118L77 120L75 119V121H74V119H71V118ZM82 117H83V119H82ZM99 117H101L100 119L102 120L101 122H100V119H99ZM232 117V118H231ZM237 117V118H236ZM262 117V116H261ZM260 117V119H263V118H261ZM21 118V119H20ZM53 118V119H52ZM65 118V119H64ZM81 118V119H80ZM85 118H87V121L89 122V120H90V124H87L86 123V125H84V121L86 122V119ZM107 118H109V120H110V118H111V121H108L107 120ZM130 118V117H129ZM185 120H184V119ZM191 118V119H192ZM199 118H197L198 120H199ZM204 118V119H205ZM228 118V119H227ZM240 118V119H239ZM244 118L245 119H248V120H244ZM5 121H7V123H5V122H3V120ZM10 119V120H9ZM26 119V120H25ZM29 119V121H27ZM34 119V120H33ZM44 119V121H43V123L44 124H42V120ZM63 119H64V121H63ZM81 121H80V120ZM95 119H97V121H95ZM135 119H137L138 121H136V122H134L135 121ZM174 119H176L177 120V122H179L178 124H177V122H176V120H174ZM181 119L184 121H181ZM190 119V120H191ZM196 119V121H198ZM9 120V121H8ZM15 120V121H14ZM18 120V121H17ZM46 120V121H45ZM62 120V121H61ZM84 120V121H83ZM122 120H123V122H122ZM160 120V121H159ZM230 120V121H229ZM231 120H233L232 121V123H231ZM243 120V121H242ZM14 121V122H13ZM25 121V122H24ZM26 121H27V123L28 122H30V123H28V124H25L26 123ZM37 123H36V122ZM56 121H57V123H56ZM59 121H60V123L61 124H58L59 123ZM73 121V122H72ZM79 121V122H78ZM94 121V123H93V125H95V126H97L98 124H99V122L102 124V122H103V126L102 127H99V135H98V137H96V136H92L93 135V131L94 132H96L95 131V127L93 126V125H91L92 124V122ZM99 121V122H98ZM106 121H108V125H109V122H110V126L112 125V128H113V131H111L112 129L110 128V130H108V129H106V128H108L107 127V123H105ZM192 121V120H191ZM192 121V122H193ZM239 121H242L241 123L239 122ZM263 122V120H260V122ZM11 122V123H10ZM18 124H16V123ZM20 122H22V124H23V126H22V124L20 123ZM42 124L43 126H41L40 124ZM45 122H47L46 123V125L48 124V129H47V131H46V133L48 132V131H50V132H48L47 134L43 131V130H46L45 128L44 129H42L43 127H46V125H45ZM64 122V123H63ZM74 122H75V124H74ZM76 122L78 123V124H76ZM97 122V123H96ZM147 124H146V123ZM154 122H157L158 124H160V125H158L157 126V123L155 124ZM176 123V125H175V123ZM182 124H181V123ZM1 123H3V125L1 124ZM9 123H10V125H9ZM12 123H14V124H12ZM33 123V124H32ZM56 123V124H55ZM63 123V124H62ZM73 123V124H72ZM80 123V124H79ZM105 123V124H104ZM135 123H136V126H135ZM152 123H154V124H152ZM172 123H174L173 125H172ZM220 123V122H219ZM218 123V124H219ZM225 123H226V125H225ZM250 123V124H249ZM31 124H32V126L34 125V127L35 128H40V126H41V128L38 130V129H35L34 127H32L31 126ZM36 124L38 125L37 127H36ZM72 124V125H71ZM101 124L100 125H98V126H101ZM114 124H115V127H114ZM201 124V125H200ZM228 124H230V126L228 125ZM231 124H233L232 125V127H231ZM236 124V125H235ZM237 124H239L240 125V127L239 126H237ZM17 125V126H16ZM20 125V126H19ZM28 125V126H27ZM45 125V126H44ZM55 127H54V126ZM57 125V126H56ZM63 125V126H62ZM74 125V126H73ZM105 125V126H104ZM117 125V126H116ZM146 125H148L147 127H146ZM151 125V126H150ZM155 127H154V126ZM161 125H162V127H161ZM190 125V126H189ZM222 125V126H221ZM224 125L226 126L225 128H223L224 127ZM61 128H60V127ZM87 126H88V128H87ZM89 126H90V128H89ZM146 127L148 130L150 129V128H152V126H153V128H157L158 130H159V132H158V130L157 129H153L154 131H156V132H158L157 134H150V133H153L151 130H147L146 128H145V131L143 130V128L144 127ZM150 126V127H149ZM177 126V127H176ZM184 126V125H183ZM194 126V125H193ZM217 126V125H216ZM238 127V129H236V127ZM12 127L14 128L15 127V129H12ZM20 129H19V128ZM27 127V128H26ZM29 127V128H28ZM57 127H59V128H57ZM92 127H94L95 129L94 130H90ZM104 127V129L102 130V129H100V128H103ZM118 127V128H117ZM149 127V128H148ZM209 127V126H208ZM220 127H222L221 129H220ZM18 128V129H17ZM22 128V129H21ZM26 128V129H25ZM50 128V129H49ZM53 130H52V129ZM65 128V129H64ZM115 128H116V130H115ZM124 128H127V129H130L129 130V132L128 133H125L126 131H128L127 129H124ZM164 129V131H161V129ZM175 128V129H174ZM198 128H200V129H198ZM229 128V129H228ZM233 128V129H232ZM234 128L236 129V132H235V130H234ZM242 128H245L244 130H242ZM13 130V131H11V130ZM35 129V130H34ZM93 129V128H92ZM142 131H144L145 133H147V138H148V140L149 139H151L150 137H152V136H154L155 135V138H156V136H157V140H159V141H155V143H154V145H152L151 146V143L153 144V142H154V140H150V144L148 143L147 145L145 144L146 142H149L148 140L146 141V140H144V137H146V136H144L143 134H140V131L141 130ZM173 129L175 130V132L173 133L172 131H173ZM230 129H232V130H234V131H231ZM241 129V130H240ZM262 129H264V128H262ZM2 130V131H1ZM21 130V131H20ZM30 130V131H29ZM43 131L44 132V136H43V132H41L42 133V135L41 136H39L40 138H41V140L40 139H36V137L37 138H39L38 137V134L40 133H38V131ZM54 130H57L56 132L54 131ZM59 130V131H58ZM61 130V131H60ZM66 130V131H65ZM88 130H90V131H88ZM97 130H98V127H97ZM100 130H102V131H104V132H100ZM140 130V131H139ZM172 130V131H171ZM185 130V131H186ZM221 130V132H218L217 133V131H220ZM224 130V131H223ZM225 130H227V131H231L230 133L229 132H226ZM261 130V129H260ZM16 131H18V132H16ZM24 131V132H23ZM33 131V132H32ZM37 131V132H36ZM52 131H54V132H52ZM68 131V132H67ZM105 131H106V134L108 133V137L107 136H105ZM108 131V132H107ZM109 131H111L110 133H109ZM141 131V132H142ZM161 131V132H160ZM176 131H177V133H176ZM237 131H239V133L237 132ZM3 132V134H1ZM11 132H13L12 134H11ZM22 132V133H21ZM25 132H28V133H25ZM30 132V133H29ZM64 132V133H63ZM122 132H124V136L126 135V137L128 138L127 139V141L124 139L123 140V137H120V134H121V136L123 135L122 134ZM133 132V136H132V133ZM148 132H150V133H148ZM171 132H172V136H171ZM193 132V133H192ZM202 132V133H201ZM214 132V133H213ZM233 132H235V134L233 135V136H236V138H235V143L232 141L233 139H234V137L233 136H231L232 134H233ZM20 133V134H19ZM34 133H37V135L36 134H34ZM40 133V134H41ZM54 133V134H53ZM59 133L61 134V135H59ZM69 133V134H68ZM88 133H89V136H88ZM97 133V132H96ZM96 133H95V135H96ZM104 133V134H103ZM112 133V134H111ZM196 133H198L197 135H196ZM225 133H227V134H231L230 136L231 137H233L232 139H231V137L230 136H228V135H226ZM242 133V132H241ZM8 134H11L12 136H8ZM17 134H19V135H17ZM22 134V135H21ZM24 134H28L27 136L26 135H24ZM31 134V135H30ZM33 134V135H32ZM39 134V135H40ZM52 134H53V136H55V137H53L52 136ZM63 134H64V136H63ZM111 134V135H110ZM128 134V135H127ZM211 134V135H210ZM217 134V135H216ZM218 134H220V135H218ZM226 135V136H228V138L234 143V145H232L233 143L232 142H230V140L226 137V136H223V135ZM4 135H5V138H3L4 137ZM16 135H17V137H16ZM47 135H49V136H51V137H49V136H47ZM59 135V136H58ZM71 135V136H70ZM91 135V136H90ZM100 135H102V136H100ZM114 135H115V137H117L118 139H119V137L123 140H120L119 139V144L117 143V145H116V141H118V140H116V138H115V140L114 139H112V137L114 138ZM131 135V136H130ZM150 135V136H149ZM196 137H195V136ZM6 136H8V138H6ZM14 136V137H13ZM23 136L25 137V138H23ZM30 137L31 138V140L29 139V138H26V137ZM35 136V137H34ZM42 136L44 137L43 139H44V141H43V143H41L42 142ZM58 136V137H57ZM65 136H67L66 138H65ZM75 138H74V137ZM100 136V137H99ZM103 136H105V137H103ZM119 136V137H118ZM138 136H141L140 138H138ZM142 136H144V137H142ZM149 136V137H148ZM191 138H190V137ZM200 138H199V137ZM205 136V137H204ZM209 136V137H208ZM212 136V137H211ZM223 136V137H222ZM258 136H260L259 138H258V140H256L257 139V137ZM18 137H21V138H18ZM33 137V138H32ZM57 137V138H56ZM71 137H73V139L71 138ZM82 137V138H81ZM90 137H96L97 138V140L95 139V138H93V139H89ZM125 137V138H126ZM162 137V136H161ZM193 137V138H192ZM214 137V138H213ZM225 137V138H224ZM129 138H130V140L132 139V141L131 142H133L132 144H130L131 142L130 141H128L129 140ZM141 138H143V140H144V142L145 143H143V148L144 147H146V146H149V147H147V148H149L150 150H148V149H144V151L145 152H143V149L141 148L140 150L142 151H138L139 149H137V147H141V145L142 144H139V146H138V144H137V147H136V144H135V146H134V143H136V142H134L135 140L137 141V142H141V141H143V140H141ZM175 138V139H174ZM205 140H204V139ZM211 138V139H210ZM213 138V139H212ZM217 138H219V139H217ZM221 138H223L224 140H228V142L227 141H222L223 139H221ZM239 138H240V136H239ZM238 138V139H239ZM256 138V139H255ZM3 139V140H2ZM20 139H22L21 141H20ZM26 139H29L30 141H28V140H26ZM56 139V140H55ZM58 139V140H57ZM61 139H64V143H63V140H61ZM67 139H68V141H67ZM79 139V140H78ZM82 140V142H79V141H81ZM146 139V138H145ZM179 139H181L182 140V142H180L179 141ZM192 139L194 140L193 142H191L192 141ZM196 139V140H195ZM202 139V140H201ZM5 140V141H4ZM17 140H19V141H17ZM32 140H34V141H32ZM35 140H37L36 142H35ZM47 142H46V141ZM52 140V141H51ZM74 141L75 143H71L70 141ZM84 140H87V142L85 141L84 142ZM94 140V141H93ZM112 140H114V142L112 143L111 141ZM163 140H164V138H163ZM189 141V140H191L189 143L187 142L186 143V141ZM200 140V141H199ZM204 140V141H203ZM210 140V141H209ZM213 140V141H212ZM215 140H216V143L217 144H213V143H215ZM249 140V141H248ZM41 141V142H40ZM52 143H51V142ZM72 141V142H73ZM79 143H78V142ZM88 141H90L89 143H88ZM91 141H93V142H91ZM95 141H100L101 143H96ZM125 141V142H124ZM153 141V142H152ZM177 141H179L181 144H182V146L181 145H179V146H181V147H177V148H184L183 146H185V145H187V144H189L188 145V147L187 146H185V148H184V150L183 149H181V150H179V151H176L177 149H174L172 146H174V147H176L175 145H177ZM219 143H218V142ZM259 141L261 142V141H263V142H261L263 145H259V144H261V143H259ZM7 142V143H6ZM16 142V143H15ZM20 142V143H19ZM23 142V143H22ZM31 142V143H30ZM124 142V144L125 145H127V147L123 144H121V143H123ZM130 142V143H129ZM175 142H176V144H175ZM198 142L200 143V145L198 144ZM201 142H202V144H201ZM203 142H205V143H203ZM224 142H227V144L226 143H224ZM236 142H237V144H236ZM249 142L251 143H256V142H258V144H255V146H254V144H249ZM4 145H3V144ZM9 143V144H8ZM33 143V144H32ZM48 145H47V144ZM63 143V144H62ZM70 143V146L71 147H69V144ZM76 143H78V144H76ZM82 143H83V146H82ZM126 143H129V144H126ZM156 143H158V145L156 144ZM179 143V144H180ZM193 144V146H192V144ZM194 143H195V145L196 146H194ZM207 143H209L208 145H207ZM223 143L224 144H226L224 147H222L223 146ZM228 143L230 144L231 143V145H232V147L231 148H229L228 149V151L227 152H229L228 154H226L227 152H223L224 153V155H223V153L221 154V158H222V155H223V159H221V158H218L217 159V157H219V155H220V153L225 149L226 150V148L227 147H229L228 146ZM239 143V144H238ZM24 144V145H23ZM81 144V145H80ZM86 146H85V145ZM95 144H96V146H95ZM105 144V145H104ZM112 144V145H111ZM116 145L115 146V148L118 146V145H120V146H118V150L116 151V152H114V147H112V146H114V145ZM155 144H156V146H155ZM199 146H198V145ZM204 144V145H203ZM220 144V145H219ZM221 144H222V146H221ZM17 145H19V146H17ZM32 145H34V147L32 146ZM45 147H44V146ZM52 147H51V146ZM68 145V146H67ZM75 145H78V146H75ZM89 145V146H88ZM102 145V146H101ZM109 145H110V149L111 150H109ZM131 146L132 145V147H134V148H132V147H130L129 148V146ZM146 145V146H145ZM202 145V146H201ZM208 147H207V146ZM211 145H212V147H211ZM216 145H218V146H216ZM258 145H259V147H258ZM12 146H13V148H12ZM43 146V147H42ZM60 146H62L61 148L64 150H61V148H60ZM67 146V147H66ZM74 146V147H73ZM97 146H98V148H97ZM122 146H125L122 150H120L121 148H122ZM161 148H160V147ZM190 146H191V148H190ZM222 148H220V147ZM238 146V147H237ZM241 146V147H240ZM247 148H246V147ZM257 146V147H256ZM260 146H261V148H260ZM19 147V148H18ZM26 147H28V148H26ZM31 149H30V148ZM43 149H41V148ZM51 147V148H50ZM57 149H56V148ZM65 147V148H64ZM75 147L77 148V149H75ZM79 147V148H78ZM83 147V148H82ZM90 148V150L91 151H89V148ZM93 147H94V150L97 148L98 150H99V153L98 152H96L97 151V149H96V151L94 152V150H93ZM104 147V148H103ZM112 147V148H111ZM120 147V148H119ZM151 147V148H150ZM162 147H164V148H162ZM172 149H171V148ZM204 147H206V148H208L209 150H211V148L213 149H215V150H211L212 152H210L209 153V150H207L206 148H204ZM216 147H217V150H216ZM219 147V148H218ZM245 148V151H244V149L243 148ZM36 148V149H35ZM40 148V149H39ZM45 148V149H44ZM55 148V149H54ZM60 148V149H59ZM73 148V149H72ZM88 150H87V149ZM101 148V149H100ZM128 149L127 151H126V149ZM132 148V149H131ZM136 148V149H135ZM152 148H154V149H152ZM199 148V149H198ZM224 148V149H223ZM235 148V149H234ZM243 149L242 151H244V152H242L240 149ZM255 148H258V149H255ZM259 148H260V150H259ZM20 149V150H19ZM87 151H86V150ZM103 149V150H102ZM106 149V150H105ZM114 149V150H113ZM129 149H130V151H129ZM133 149H134V152H137V153H135L134 154V152H133ZM174 149V150H173ZM202 149H204V150H202ZM218 149L220 150L219 152H217L218 151ZM238 150V151H236L235 153H233V154H231V150ZM14 150H16V151H14ZM18 150V151H17ZM49 152H48V151ZM55 150H56V152H55ZM67 152H66V151ZM76 151V152H74V151ZM85 150V151H84ZM110 151L109 153L112 155H110L112 158H113V160H114V162H115V159H116V164L118 163V169L116 168V164L111 160V158L109 157V155L107 154V156H106V158H108V159H106L105 158V155H106V153H107V151ZM113 150V151H112ZM136 150V151H135ZM148 150V151H147ZM156 150V152H154ZM224 150V151H225ZM232 150V151H233ZM251 150V151H252ZM28 151V152H27ZM55 153H54V152ZM73 151V152H72ZM79 151H80V153H79ZM81 151H82V153H81ZM103 153H102V152ZM121 151V152H120ZM125 153V154H123V156H121L122 155V153L123 152ZM129 151V152H128ZM146 151L148 152V153H146ZM184 151H186L185 152V156L184 155H179V153L181 154V153H183L184 154ZM214 151H216V153L218 154L219 153V155H217L216 153H214ZM16 152H17V154H16ZM19 152V153H18ZM88 152V153H87ZM128 152V153H127ZM139 152H141V153H139ZM176 152H177V154H176ZM195 152V153H194ZM197 152V153H196ZM200 152V153H199ZM239 152V153H238ZM248 152V153H247ZM249 152H250V154H249ZM263 154H262V153ZM28 153V154H27ZM47 153V154H46ZM54 153V154H53ZM60 153H61V155H60ZM67 153V154H66ZM76 153H78L77 154V157L78 158H76ZM86 153V154H85ZM117 155H115V154ZM118 153H121V154H118ZM126 153H127V155H126ZM192 153V154H191ZM209 153V154H208ZM213 153V154H212ZM246 154V156L248 157V158H250V159H252V162H248L247 163V161H250L247 157V159H243V158H245V154ZM58 154H59V156H58ZM84 154V155H83ZM89 154V155H88ZM128 154H133V155H131L132 156V158L130 157V155H128ZM137 154V155H136ZM140 154L143 156V154H145L144 155V157H140ZM186 154H187V156H186ZM206 154H207V157L209 158V156L212 158H215L216 156V161L214 160L213 161V158L212 159H208V158H206V157H204V156H206ZM211 154V155H210ZM215 154V155H214ZM229 154H231V155H229ZM241 154V155H240ZM249 156H248V155ZM4 157H3V156ZM47 155V156H46ZM65 155V156H64ZM81 155H82V157H81ZM86 155V156H85ZM137 156V158H136V156ZM176 155V156H175ZM191 155V156H190ZM196 155H197V158H196ZM199 155V156H198ZM213 155V156H212ZM225 155H227L226 157L228 158H225L224 156ZM233 155H236V156H233ZM237 155H239V156H242V157H240V158H242V160L244 161V163H246V165H247V168L245 167V165H244V163L242 164L241 163V161L242 160H240V158H239V156H237ZM263 155V156H262ZM19 156V157H18ZM27 156V157H26ZM44 156V157H43ZM51 158H50V157ZM54 156H55V159H54ZM61 156V157H60ZM70 156V157H69ZM85 158H84V157ZM115 158H114V157ZM119 156H121V157H123V158H121L120 157V159H122V160H119ZM125 156H128V157H125ZM147 156V157H146ZM179 156H180V158H179ZM189 156V157H188ZM193 156H195L194 158H193ZM215 156V157H214ZM232 156H233V159L235 158V161L233 160V159H231L232 158ZM250 156H252V157H250ZM15 157H17V158H15ZM21 157H23V158H21ZM32 157V158H31ZM41 157V158H40ZM47 157V158H46ZM57 157V158H56ZM79 157H80V159H79ZM104 157V158H103ZM130 157V158H129ZM139 157L141 158L140 159V161H142V162H139ZM186 157H188V158H186ZM202 157V158H201ZM258 157V158H257ZM261 157V158H260ZM2 158H6L4 161H3V159ZM21 158V159H20ZM45 158V159H44ZM50 158V159H49ZM62 158V159H61ZM70 158V159H69ZM82 158V159H81ZM126 158V159H125ZM134 158H136V159H134ZM183 158V159H182ZM185 158H186V160H185ZM190 158V159H189ZM193 158V159H192ZM237 158H239L238 160H237ZM254 158V159H253ZM2 159V160H1ZM27 159V160H26ZM28 159H29V162H28ZM44 159V160H43ZM61 159V160H60ZM66 159V160H65ZM102 159H104L103 161H104V163H103V161H102ZM130 159V160H129ZM131 159H132V161L134 162V160H136L134 163L132 162L131 163ZM181 159V160H180ZM188 159V160H187ZM196 159H198V160H196ZM200 159V160H199ZM220 159V160H219ZM227 159V160H226ZM257 159H260V161H259V163H257L256 161V163L255 162H253L254 160H257ZM11 160H12V162H14V163H12L11 162ZM25 160V161H24ZM42 160V161H41ZM56 160L58 161V162H56ZM101 160V161H100ZM106 160H108V161H106ZM117 160H119L120 162H117ZM126 160H127V162H128V164H127V162H126ZM195 160H196V162H195ZM203 160V161H202ZM205 160V161H204ZM213 161V163H212V161ZM221 160H222V163H223V165H219L220 164V162H221ZM226 160V161H225ZM2 161V162H1ZM37 161V162H36ZM39 161H40V163H39ZM48 161V162H47ZM63 161V162H62ZM66 161V162H65ZM71 161V162H70ZM87 161V162H86ZM112 161V162H111ZM130 161V162H129ZM197 161H199L201 164L199 165V163L197 162ZM207 161L209 162L208 164H207ZM219 162L218 163V168H216L217 167V163L216 162ZM229 161V163H230V161H232L230 164L229 163H227ZM239 161H240V166H239ZM25 162V163H24ZM53 162V163H52ZM85 162V164H83V163ZM108 162V163H107ZM110 162H111V164L112 165H110ZM137 162V163H136ZM184 162H185V164H184ZM189 162H191V163H189ZM194 162V163H193ZM206 162V164H204ZM226 162V163H225ZM237 162H238V164H237ZM12 163V165H10V164ZM37 163V164H36ZM48 163V164H47ZM57 163V164H56ZM65 163H68L69 165H70V167L68 166V164H66L65 165ZM90 163V164H89ZM106 163V164H105ZM113 163H114V165H113ZM120 163V164H119ZM132 164V165H129V164ZM204 165H203V164ZM212 165H211V164ZM221 163V164H222ZM235 163V164H234ZM251 163H253V164H251ZM5 164V165H4ZM18 166H17V165ZM23 164V165H22ZM51 164V165H50ZM62 164V165H61ZM101 164H103V166H101ZM105 164V165H104ZM109 164V165H108ZM126 164V165H125ZM189 164H191V166L189 165ZM228 164V165H227ZM250 166H249V165ZM6 166L7 167V171L9 172V170H10V172H9V174H7L6 175V172L7 171H4L5 169H6V167L4 168V166ZM14 165V166H13ZM28 167H27V166ZM31 165V166H30ZM35 165V166H34ZM39 165V166H38ZM46 165V166H45ZM64 165V166H63ZM81 165H83V166H81ZM106 165H108V166H113V167H108V166H106ZM124 165V166H123ZM178 165V166H177ZM182 165V166H181ZM186 165V166H185ZM187 165H189V166H187ZM195 165V166H194ZM196 165H198L199 167H202V168H199L198 166H196ZM202 165V166H201ZM209 165V166H208ZM231 165V166H230ZM260 165V166H259ZM16 166V167H15ZM45 166V167H44ZM60 166V167H59ZM62 166V167H61ZM67 168H66V167ZM71 166H73V168L71 167ZM86 166V167H85ZM100 166H101V168H100ZM105 166V169H103V167ZM126 166V167H125ZM174 166V167H173ZM204 166V167H203ZM209 168H208V167ZM210 166H211V168H210ZM227 166V168H225V167ZM238 166V167H237ZM244 166V167H243ZM251 166H252V171H251ZM254 166V167H253ZM258 166V167H257ZM3 167V168H2ZM13 169H12V168ZM15 167V168H14ZM31 169H30V168ZM36 167V168H35ZM56 167V168H55ZM85 167V168H84ZM107 167V168H106ZM123 167V168H122ZM182 167V169H180ZM187 167V168H186ZM199 169H198V168ZM212 167H215V168H213L212 169ZM229 167H231V169L229 168ZM240 167V168H239ZM242 167H243V169H242ZM17 168V169H16ZM51 168V169H50ZM56 170H55V169ZM60 168V169H59ZM63 168V169H62ZM70 168V169H69ZM82 168V169H81ZM83 168H84V170H83ZM114 168H116V169H114ZM133 168V169H132ZM192 168V169H191ZM228 168H229V170H228ZM237 168V169H236ZM246 168V171H244V172H249V174L247 175L246 173H244L243 172V174H246V177H249V178H244V177H242V176H240L241 174V171H243L244 169ZM28 170V171H26V170ZM49 169V170H48ZM54 171H53V170ZM113 169V170H112ZM196 169V170H195ZM198 169V170H197ZM201 169V170H200ZM205 169H207V170H205ZM209 169V170H208ZM239 169V170H238ZM248 169H250V170H248ZM3 170V171H2ZM46 170V171H45ZM50 170H51V172H50ZM62 170V171H61ZM65 170V171H64ZM67 170V171H66ZM69 170H70V172H69ZM71 170H72V172H71ZM74 170V171H73ZM80 172H79V171ZM112 170V171H111ZM145 170V171H144ZM212 170V171H211ZM229 171V172H226V171ZM231 170V171H230ZM233 170H235L232 174H234V176L232 177V174L230 175L229 173H231ZM236 170H238V171H240V172H238V171H236ZM254 170V171H253ZM260 170H262V171H260ZM59 171V173H56V172H58ZM84 171V172H83ZM103 171H105V172H103ZM189 171V172H188ZM190 171H192V172H190ZM205 173H204V172ZM214 171V172H213ZM222 171V172H221ZM259 171V172H258ZM14 172V173H13ZM17 172H19V173H17ZM29 172H30V174H29ZM37 172V173H36ZM41 172V173H40ZM54 172V173H53ZM107 172H109V173H107ZM199 172V173H198ZM206 172H207V174H206ZM209 172H212V173H209ZM236 172H237V174H236ZM251 172V173H250ZM256 172V173H255ZM262 172H263V174H262ZM17 173V174H16ZM23 173V174H22ZM31 173H32V177H33V179H34V181H33V179L31 180L30 178H32L31 177ZM55 173H56V175H55ZM64 173V174H63ZM67 173H68V175H67ZM84 173H85V175H84ZM101 173V174H100ZM113 173H115L116 174V176L113 174ZM203 173V174H202ZM216 173H218L216 176H215V174ZM220 173V174H219ZM222 173V174H221ZM225 173H227V174H229V175H227V174H225ZM11 174L13 175L12 177H11ZM25 174V175H24ZM34 174H37V175H34ZM47 174V175H46ZM60 176H59V175ZM109 176H108V175ZM122 174V175H121ZM205 174V175H204ZM211 174V175H210ZM223 174H225L224 176H222V177H224V181L222 180V178L221 177H219V175L221 176V175H223ZM255 174H256V176H255ZM261 174V175H260ZM22 175V176H21ZM27 175V176H26ZM29 175V176H28ZM77 175V176H76ZM104 175V176H103ZM194 177H193V176ZM209 175V176H208ZM236 175V176H235ZM238 175V176H237ZM252 175V176H251ZM258 175H259V177H260V179H259V177H258ZM4 176H5V179H4V181L5 182H3L2 181V179L4 178ZM7 176V177H6ZM26 178H25V177ZM45 176V177H44ZM52 176V177H51ZM65 176V177H64ZM187 176V177H186ZM191 176V177H190ZM202 176H203V178H202ZM206 176H208V177H206ZM227 176V177H226ZM22 179H21V178ZM35 177H37L36 179H35ZM47 177V178H46ZM55 177V178H54ZM72 177H74V178H72ZM82 177V178H81ZM102 177H104V178H102ZM116 177V178H115ZM127 177H129V178H127ZM155 177V178H154ZM219 179H218V178ZM230 177H232V180H231V178ZM235 177V178H234ZM255 177V178H254ZM257 177V178H256ZM6 178H8V179H6ZM15 178V179H14ZM25 178V179H24ZM64 178V179H63ZM69 178V179H68ZM79 180H78V179ZM98 178V179H97ZM102 178V179H101ZM133 178H135V179H133ZM207 178V179H206ZM214 178V179H213ZM216 178V179H215ZM227 178H228V182H227V184H226V182H225V179H226V181H227ZM241 181V180H243V186H242V181L240 182V185H239V182H238V179ZM241 178V179H240ZM243 178V179H242ZM11 180V181H8V180ZM18 179H21V181L20 180H18ZM30 179V180H29ZM41 179V180H40ZM46 179V180H45ZM58 179V180H57ZM103 179H104V181H103ZM141 179V180H140ZM187 179V180H186ZM197 179V180H196ZM201 181H200V180ZM211 179H212V181H211ZM236 180V181H234L233 182V180ZM13 180V181H12ZM14 180H15V182H14ZM28 180V181H27ZM37 180V181H36ZM60 180V181H59ZM62 180V181H61ZM127 180V181H126ZM151 180V181H150ZM186 180V181H185ZM189 180V181H188ZM203 180V181H202ZM222 180V181H221ZM229 180H231V182H229ZM251 180V182H248V181H250ZM20 181V182H19ZM32 181V182H31ZM42 183H40V182ZM58 182V183H56V182ZM64 181V182H63ZM79 181V182H78ZM103 183H102V182ZM106 181V182H105ZM123 181V182H122ZM129 181L133 184H131V183H129ZM143 181V182H142ZM196 181V182H195ZM208 181H211L210 183L208 182ZM216 181V182H215ZM218 181V182H217ZM23 182L26 184H23ZM34 182V185L33 184H31V183H33ZM39 182V184L38 185H36L37 183ZM62 184H60V183ZM122 182V183H121ZM134 182V183H133ZM153 182V183H152ZM190 182H192V183H190ZM202 182H203V184H202ZM215 182V183H214ZM221 182V183H220ZM237 182V183H236ZM4 183V184H3ZM19 183H21V184H19ZM76 183V184H75ZM99 183V184H98ZM116 183V185L114 186V184ZM125 183V184H124ZM127 183H129V186H128V184ZM138 183H139V185L141 186H139L138 185ZM144 183H145V185H144ZM208 183H209V185H208ZM224 183H225V185H224ZM230 183V184H229ZM237 185V187H234L235 186V184ZM248 185H247V184ZM255 183V184H254ZM7 184H9V186L7 185ZM11 184V185H10ZM17 184V185H16ZM29 184H31L30 186H29ZM44 184V185H43ZM49 184H50V186H49ZM72 184V185H71ZM98 184V185H97ZM103 184H105V185H103ZM113 184V185H112ZM121 184V185H120ZM148 184V185H147ZM153 184V185H152ZM173 184V185H172ZM202 184V185H201ZM212 184H213V186H212ZM220 184V185H219ZM231 184H233L232 186H231ZM258 184V185H257ZM25 186V189H23L22 190V188H24V186ZM40 185V187H38ZM47 185V186H46ZM52 185V186H51ZM64 185V186H63ZM125 185H127L126 187H125ZM136 185V186H135ZM175 185V186H174ZM187 185V186H186ZM194 185V186H193ZM209 186V187H207V189H206V186ZM215 185H216V187H218V188H215ZM229 185V186H228ZM26 186H27V189H26ZM34 186V187H33ZM43 186V187H42ZM56 186H58L59 188H62V189H59V192L57 191L58 190V188L56 187ZM61 186V187H60ZM69 188H67V187ZM99 186V187H98ZM102 186V187H101ZM103 186H105V187H103ZM117 186V187H116ZM133 186V188H131ZM191 186V187H190ZM197 186V187H196ZM198 186H201V187H198ZM205 186V187H204ZM212 187V189H213V187L215 188V191L214 192H212L211 190H210V188ZM221 186H222V188H221ZM226 186H227V188H226ZM251 186H253L252 188H251V190H250V188L249 187H251ZM258 186V187H257ZM5 187H7V190H6V188ZM49 189H48V188ZM53 187H55V188H53ZM71 187V188H70ZM101 187V189H99ZM113 187V188H112ZM120 187H122V188H120ZM129 189H128V188ZM139 187V188H138ZM155 187H156V189H155ZM196 187V188H195ZM223 187H225L227 190L226 191H224L225 190V188H224V190H223ZM229 187V188H228ZM231 187V188H230ZM239 187H240V191H239ZM9 188V189H8ZM11 188V189H10ZM28 188L32 191H30V190H28ZM50 188H51V191H49L50 190ZM97 188V189H96ZM157 188H159V189H157ZM176 188V189H175ZM194 188V189H193ZM221 188V189H220ZM236 188V189H235ZM242 188H243V190H242ZM259 188V189H258ZM65 189V190H64ZM78 189V190H77ZM105 189V190H104ZM120 189V190H119ZM127 189H128V191H127ZM169 189V190H168ZM218 189V190H217ZM231 189V190H230ZM232 189H235V190H233L232 191ZM254 189H257L256 190V192H253V190ZM5 190V191H4ZM9 190H10V192H9ZM14 190H15V192H14ZM39 190V191H38ZM41 190H42V192H41ZM47 190H48V193H47ZM56 190V191H55ZM63 190V191H62ZM68 190L70 191V192H68ZM74 190V191H73ZM99 190V191H98ZM101 190V191H100ZM104 190V191H103ZM135 190H136V192H135ZM199 190H200V192H199ZM201 190H206L205 192L204 191H201ZM208 190V191H207ZM220 190L222 191V193H224L223 195H219V196H221V197H219L218 195H216V194H218V193H216V191L217 192H219L220 194H222L221 192H220ZM241 190H242V194H240V195H238L239 194V192H241ZM246 190H247V192H246ZM12 191V192H11ZM24 191H25V193H24ZM27 191V192H26ZM35 191V192H34ZM38 191V192H37ZM53 191V192H52ZM78 191H79V193H78ZM97 191V192H96ZM112 191V192H111ZM121 191V192H120ZM132 191V192H131ZM224 191V192H223ZM229 192V194H228V192ZM231 191H232V193H231ZM244 191H245V193H244ZM255 191V190H254ZM263 191V192H262ZM5 193V195H4V193ZM8 192V193H7ZM15 194H14V193ZM34 192V193H33ZM37 192V193H36ZM52 192V193H51ZM73 194H72V193ZM76 192V193H75ZM108 194H107V193ZM114 192H115V194H114ZM120 192V193H119ZM130 192V193H129ZM148 192V193H147ZM159 192V193H158ZM202 192H204L203 194H204V196H203V194H202ZM210 192H212V194H214L215 193V196H216V198H217V196H218V198L216 199L215 197H213L214 195H212L211 194V196L209 195L210 194ZM249 192H251V194H252V192L253 193H255V195H253L252 194V196L251 195H247ZM17 193V194H16ZM28 193V194H27ZM33 193V194H32ZM39 196L40 195V197H38L36 194ZM64 193H65V195L67 196V198H66V196L64 195ZM69 195H68V194ZM113 193V194H112ZM147 193V194H146ZM157 193V195H155ZM187 193V194H186ZM201 194V196L199 195V194ZM233 193H235V194H233ZM261 193V194H260ZM11 194V197H9V195ZM33 195V197H32V195ZM44 194V195H43ZM49 194V195H48ZM98 194V195H97ZM102 194V195H101ZM112 194V195H111ZM119 194V195H118ZM123 194V195H122ZM149 194H150V196H149ZM170 194V195H169ZM206 194V195H205ZM225 194H228V195H225ZM233 194V195H232ZM243 194H244V197H243ZM28 195V196H27ZM48 197H47V196ZM52 196V198H50L51 196ZM111 195V196H110ZM146 195V196H145ZM148 195V196H147ZM153 195V196H152ZM183 195V196H182ZM191 195V196H190ZM237 195V196H236ZM260 195V196H259ZM30 196V197H29ZM37 197V198H35V197ZM56 196H57V198H56ZM79 196V197H78ZM159 196V197H158ZM167 196V197H166ZM190 196V197H189ZM225 197V196H227V197H225V199L223 198V197ZM232 196H234V197H232ZM235 196H236V199H235ZM257 196H258V200H257ZM261 196H263L262 198H261ZM3 197V198H2ZM27 197V198H26ZM41 197H43L41 200H40V198ZM75 197V198H74ZM153 197H155V198H153ZM162 197H164V198H162ZM197 197V198H196ZM209 197H210V199H211V201H210V204H208L207 202L209 201V200H206V198H208L209 199ZM247 197V198H246ZM251 197H252V199H251ZM15 198V199H14ZM32 198V199H31ZM35 198V199H34ZM39 198V199H38ZM54 198V199H53ZM58 198H59V200H61V202L58 200ZM63 198V199H62ZM69 198V199H68ZM120 198V199H119ZM144 198H147L148 200H150V202L147 200V199H144ZM168 198V199H167ZM188 198H190V199H188ZM201 198H202V201H201ZM213 198H215L216 199V202H213V205L214 204H216V205H214V206H212L211 204H212V201H215ZM223 199V201H224V203H226V207L227 208H229V209H227V208H222V206H220L219 205V201L218 200H220V199ZM234 198V199H233ZM255 198H256V200H257V203L255 204V203H253L251 200H253V201H256L255 200ZM261 198V199H260ZM8 199V200H7ZM10 199V200H9ZM12 199V200H11ZM28 199V200H27ZM34 199V200H33ZM44 199V200H43ZM47 199V200H46ZM52 199V200H51ZM65 199H67V200H65ZM74 199V200H73ZM97 201H96V200ZM144 199V200H143ZM154 199V200H153ZM162 199V200H161ZM193 199V200H192ZM194 199H196V200H194ZM231 199V200H230ZM238 199V200H237ZM242 199V200H241ZM249 199H251L250 201H249ZM39 200V201H38ZM46 200V201H45ZM49 200V201H48ZM56 200V201H55ZM59 202H58V201ZM106 200V201H105ZM124 200V201H123ZM161 200V201H160ZM168 200V201H167ZM241 200V201H240ZM8 201H9V203H8ZM13 202L14 201V203L12 204L11 202ZM17 201V202H16ZM33 201V202H32ZM36 201H37V206L35 205L36 204ZM41 201V202H40ZM48 201V202H47ZM100 201V202H99ZM121 201H122V203H121ZM127 201V203H125ZM147 201V202H146ZM187 201L189 202V203H187ZM204 201H206V202H204ZM228 201H229V203L231 202L232 203V201H234L232 204H234V206L231 204V206L228 204ZM4 202V203H3ZM44 202V203H43ZM64 204H63V203ZM98 203V204H96V203ZM120 202V203H119ZM144 202V203H143ZM160 202V203H159ZM174 202H176V203H174ZM201 202V203H200ZM237 202V203H236ZM241 202V203H240ZM251 202H252V204H251ZM15 203H17V205L15 204ZM29 203H30V206H29ZM50 203V204H49ZM105 203V204H104ZM128 203H129V205H128ZM148 203V204H147ZM154 203H156V205H154ZM165 203V204H164ZM205 203H207L208 205H211V207L212 208H210V207H206V208H209V209H213L214 210V212H212V211H210L209 209H207V211L209 210V214L211 213V215H210V217H209V215L208 214H205V216H207L208 218H213V219H211L210 221L208 220V218L206 219V217L204 216V214L203 213H205L204 211H205V209L206 208H204L205 206H206V204ZM246 203H248V206H245L246 205ZM3 204V205H2ZM8 204H9V208H6V206H8ZM14 204H15V206H14ZM45 204H48V206L47 205H45ZM61 204H62V206H61ZM67 204V205H66ZM127 204V205H126ZM147 204V205H146ZM159 204V205H158ZM183 204V205H182ZM191 204V205H190ZM203 204H204V207H203ZM228 204V205H227ZM10 205L12 206V208L10 207ZM20 206V209H19V207H17V206ZM22 205H24L23 207H22ZM32 205V206H31ZM34 205V206H33ZM54 205V206H53ZM66 205V206H65ZM120 205V206H119ZM131 205V206H130ZM150 207H149V206ZM160 205H162V207L160 206ZM179 205V206H178ZM190 205V206H189ZM194 207H193V206ZM249 205H250V208H248L249 207ZM256 205H257V207H256ZM7 209V213H6V210H5V208ZM28 206V207H27ZM36 206V207H35ZM57 206H59L58 208H57ZM63 206H65V207H63ZM126 206H127V208H126ZM145 206V207H144ZM154 206L155 208H152V207ZM158 206H160V207H158ZM168 206L170 207V208H168ZM175 206V207H174ZM183 206V207H182ZM199 206H202L201 208L199 207ZM237 206V207H236ZM244 206L246 207L245 209V211L244 210H242V207L244 208ZM260 206V209L262 210V211H260L259 213H261V214H259L258 215V217H257V214H258V210H259V207ZM263 206V205H262ZM16 207V208H15ZM26 207V208H25ZM32 207H33V209H32ZM69 207V208H68ZM137 207V208H136ZM143 207V209H141ZM158 207V208H157ZM164 207V208H163ZM177 207H178V209H177ZM186 207V208H185ZM199 207V208H198ZM232 207H233V209H232ZM255 207H256V209H257V213H256V209H255ZM4 208V209H3ZM35 208H38V209H35ZM52 209L51 211L53 212H51L50 211V209ZM149 208V210H147ZM168 208V209H167ZM216 208V209H215ZM239 208H241V209H239ZM22 209H23V211H22ZM49 209V210H48ZM140 209V210H139ZM152 209V210H151ZM163 209V210H162ZM198 209L200 210V213H202L203 214V216L201 215V214H199V211H198ZM221 209V210H220ZM249 209H250V213H249ZM9 210V211H8ZM15 210V211H14ZM18 210V211H17ZM43 210V211H42ZM116 210V211H115ZM159 210V211H158ZM183 210V211H182ZM198 212H197V211ZM218 210V211H217ZM227 210V211H226ZM228 210L230 211V212H228ZM254 210V211H253ZM10 211H12L11 213H10ZM22 212V213H20V212ZM45 211V212H44ZM57 211V212H56ZM61 211V212H60ZM162 211V212H161ZM168 211H170V212H168ZM174 211V212H173ZM202 211V212H201ZM216 211V212H215ZM219 211L221 212L222 211V213H219ZM247 211V212H246ZM24 212H25V215H23L24 214ZM42 212V213H41ZM44 212V213H43ZM49 212V213H48ZM68 212V213H67ZM187 212V213H186ZM195 212H197V213H195ZM226 212H228V213H226ZM240 212L242 213V214H240ZM251 212H255V214H256V217L254 218L253 217V215L255 216V214H253V213H251ZM62 213H63V215H62ZM65 213V214H64ZM117 213V214H116ZM142 213V214H141ZM150 213H152V214H150ZM155 213V214H154ZM168 215H167V214ZM218 213V214H217ZM231 213H233L232 215H230ZM239 215H238V214ZM122 214V215H121ZM154 214V215H153ZM160 216H159V215ZM220 214H221V217H220ZM226 214V215H225ZM252 216H251V215ZM20 215H23V216H20ZM41 215V216H40ZM45 215V216H44ZM52 215V216H51ZM107 215V216H106ZM142 215H144V216H142ZM199 215V216H198ZM215 215V216H214ZM225 215V216H224ZM229 215V216H228ZM240 215H241V217H240ZM247 215H248V217H252V219L254 220V222L253 223H251L252 222V220L251 221H248V223H245V218L246 219H248V217H247ZM250 215V216H249ZM18 216V217H17ZM28 216V217H27ZM137 216V217H136ZM139 216H140V218H139ZM187 216V217H186ZM193 216V217H192ZM196 216V217H195ZM200 216H202V217H200ZM217 216L219 217L218 219H219V221L221 220L220 218H222V220L220 221V223L221 222H223V220H225L227 217H230V219L229 218H227L223 223H221V225L223 224V226H221V227H224V228H222V230H221V227H220V224L218 223L219 221L216 219L217 218ZM246 216V217H245ZM261 216V217H260ZM10 217V218H9ZM14 217H16V218H14ZM51 217V218H50ZM56 217H58V218H56ZM63 217H65V218H63ZM68 217V218H67ZM172 217H174V218H172ZM179 217V218H178ZM182 217V219H180ZM185 217L187 218V219H185ZM216 217V218H215ZM225 217V218H224ZM233 217V218H232ZM245 217V218H244ZM260 217V218H259ZM19 218V219H18ZM24 218V219H23ZM50 218V219H49ZM60 218V219H59ZM188 218H190V219H188ZM193 218H195V219H193ZM203 218V219H202ZM232 218V219H231ZM238 218H240V220H241V222H240V220L238 219ZM244 218V220H242ZM10 219V220H9ZM56 219V220H55ZM64 219V220H63ZM70 219V220H69ZM121 219V220H120ZM173 219H174V221H173ZM198 219V220H197ZM199 219H201V220H204L202 223L200 222V220ZM237 219H238V221H237ZM250 219V218H249ZM8 220V221H7ZM18 220V222H16V221ZM22 220H25V222L24 221H22ZM59 221V223H58V221ZM104 220H105V222H104ZM178 220V221H177ZM186 220V221H185ZM189 220V221H188ZM195 220V221H194ZM206 220H208V224H206ZM236 220V221H235ZM263 220V219H262ZM6 221V222H5ZM21 221V222H20ZM29 221V222H28ZM57 221V222H56ZM114 221V222H113ZM215 223H214V222ZM227 221V222H226ZM230 221V222H229ZM234 223H236V222H238L239 224L237 225V224H234ZM245 223V224H247V226H245V224H242L243 222ZM181 223V225H179L178 223ZM189 222H191V223H189ZM198 222H200V223H198ZM205 222V224H206V227H205V229H208V231H206L205 229V231L203 230V227H201L202 228V230H200L199 229V227L198 226H204L203 225V223ZM226 222V223H225ZM232 222V223H231ZM256 222H257V225H256ZM260 222V223H259ZM12 223V224H11ZM119 223V224H118ZM177 224V225H179L178 227H177V225H175L176 226V228H175V226H174V224ZM189 223V224H188ZM217 223L219 224V225H217ZM224 223H225V225H224ZM230 223V224H229ZM1 224H0V226H1ZM62 224H63V226H62ZM121 224V225H120ZM166 224H167V227H166ZM173 224V225H172ZM192 226H191V225ZM195 224V225H194ZM209 224H211V225H209ZM226 224H227V226H226ZM233 224V225H232ZM249 224H252L251 226L249 225ZM7 225V226H6ZM170 225V226H169ZM185 225H187L188 227H189V230H187V232H185V229H188V227H184ZM190 225V226H189ZM209 225V226H208ZM215 226V228L216 229H214V226ZM228 225H230V226H228ZM236 225V226H235ZM242 225H244V226H242ZM46 226V227H45ZM57 226H59V227H57ZM65 226V227H64ZM112 226V227H111ZM120 226V227H119ZM124 226V227H123ZM174 226V228L172 229V227ZM197 226V227H196ZM211 226V227H210ZM213 226V227H212ZM232 226H233V229H232ZM239 226H242V227H240V231H239ZM250 226V227H249ZM257 226V227H256ZM8 227H10L9 229H8ZM81 227V228H80ZM121 227H123L122 228V230H121ZM165 227H166V229H165ZM171 227V228H170ZM182 227L184 228V229H182ZM190 227H192V228H190ZM260 227V228H259ZM26 228H30V230H26ZM66 228V229H65ZM75 228V229H74ZM102 228H103V230H102ZM107 228V229H106ZM213 228V229H212ZM219 228H220V230H221V232H220V230H219ZM229 228V229H228ZM242 228H243V230H242ZM247 228H248V230H247ZM250 228V229H249ZM259 228V231L257 230ZM7 229H8V231H7ZM83 231H82V230ZM105 229V230H104ZM119 229V230H118ZM177 229V230H176ZM180 229V230H179ZM192 229V230H191ZM218 229V230H217ZM225 229V230H224ZM231 229V230H230ZM256 229V231H254ZM38 230V231H37ZM74 230H76V232H73ZM81 230V231H80ZM101 230V231H100ZM121 230V231H120ZM175 230V232H173ZM199 230V231H198ZM215 230H217V231H215ZM245 230H247V231H245ZM26 231V232H25ZM30 231V232H29ZM41 231V232H40ZM70 231H72L73 232V234H72V232H70ZM80 231V232H79ZM97 231H99V232H97ZM171 231L173 232V233H171ZM176 231H177V233H176ZM179 231H180V233H179ZM182 231V232H181ZM194 233H193V232ZM204 232L203 234H205L204 236H206V241H205V239H204V241L206 242H203L202 240H203V234H199L200 236L198 237L197 235H196V233H198V232ZM223 231H225L224 232V235H223ZM233 231V232H232ZM236 231V232H235ZM254 231V232H253ZM92 234V237L90 236L91 234ZM111 232V233H110ZM112 232H114V233H112ZM117 232H118V234H117ZM140 232H142L141 234H139ZM165 232V233H164ZM167 232V233H166ZM192 232V233H191ZM220 232V233H219ZM228 232H230V233H227ZM240 232V233H239ZM243 232H247L246 234H247V237L245 236L246 234L245 233H243ZM256 232V233H255ZM23 233H25V234H23ZM37 233V234H36ZM71 233V234H70ZM75 233V234H74ZM77 233V234H76ZM81 233V234H80ZM98 235H97V234ZM146 233V235H144ZM148 233V234H147ZM152 233V234H151ZM171 233V234H170ZM208 233V234H207ZM237 233V234H236ZM261 233V234H260ZM16 234H18V235H16ZM21 234H23V235H21ZM28 234V235H27ZM69 234V235H68ZM96 234V235H95ZM100 234V235H99ZM106 234V235H105ZM107 234L109 235V236H107ZM118 235V236H116V235ZM125 234V235H124ZM151 234V235H150ZM154 234V235H153ZM164 234H166L165 235V238H164ZM184 234V235H183ZM212 234H214V236L212 235ZM219 234V235H218ZM220 234H222L223 236H221ZM233 235V237L231 236L230 238L232 239H227V240H230V241H228V244H227V246H225L223 243H225L226 241H225V239H223V237L224 236H226V237H228L227 235ZM241 234H243V235H241ZM26 235V236H25ZM74 235V236H73ZM78 235V236H77ZM93 235H95V238H93ZM114 235H115V237H114ZM119 235H122V237H120ZM127 235V236H126ZM133 235H135V237L133 236ZM138 235V236H137ZM153 235V236H152ZM180 237H178V236ZM182 235V236H181ZM194 235V236H193ZM207 235H208V238H207ZM212 235V236H211ZM234 235H240L239 237H235ZM27 236H29L30 238H31V240H30V238L29 237H27ZM66 236V237H65ZM70 236V237H69ZM71 236H72V238H71ZM80 236V237H79ZM96 236H97V238H96ZM103 236V237H102ZM154 236H156V238H154ZM197 236V238H194V237H196ZM217 236V237H216ZM219 236V237H218ZM244 236V237H243ZM13 237V238H12ZM33 237H35V238H33ZM69 237V238H68ZM83 237V238H82ZM107 237H109V238H107ZM116 237H120V239H118V238H116ZM133 237V238H132ZM141 237V238H140ZM168 237V238H167ZM176 237V238H175ZM178 237V238H177ZM189 237V238H188ZM201 237V241L199 242H197V241H195V239L197 240H200L199 238ZM211 237H213V242H211L212 241V238ZM215 237V238H214ZM222 237V238H221ZM23 238V239H22ZM33 238V239H32ZM60 238H61V241H60ZM67 238V239H66ZM102 238H104V239H102ZM124 238H126V239H124ZM144 238H147V240L146 239H144ZM162 238V239H161ZM184 238V239H183ZM186 238H188V240L186 239ZM210 238H211V240H210ZM225 238V237H224ZM234 238V239H233ZM43 239V240H42ZM55 239V240H54ZM68 239H70V240H68ZM74 239V240H73ZM81 239H82V241H81ZM96 239V240H95ZM117 239V240H116ZM134 239V240H133ZM150 239V240H149ZM156 240V241H153V240ZM165 239V240H164ZM177 239V240H176ZM178 239H180V240H178ZM222 239V240H221ZM240 239V241L239 242H241L242 243V241H243V244L240 246L239 245V242L237 241V240H239ZM247 239H251L252 240V242L251 241H247ZM28 240V241H27ZM51 240H53V241H51ZM59 242H58V241ZM73 242H72V241ZM76 240H77V242H76ZM89 240H91V242H90V244H93V245H97L98 243H96V241L97 242H100V241H102V242H100L99 243V245H95V248H94V246L93 245H89ZM100 240V241H99ZM104 240L105 241H107V242H104ZM113 242H112V241ZM133 240V241H132ZM136 240V241H135ZM152 240V241H151ZM157 240H158V242H157ZM187 240V241H186ZM194 240L195 241V243H193L192 241ZM220 241V243H219V241ZM234 240H236L238 243H234V245L232 246H230L229 244L231 243V244H233V241ZM245 240V241H244ZM253 240H256V241H253ZM20 241V242H19ZM33 241V242H32ZM64 241V242H63ZM84 241V242H83ZM92 241L95 243H92ZM165 241L167 242L166 244H163V243H165ZM168 241H169V243H168ZM172 241V242H171ZM173 241H175V244H173L174 242ZM178 241V242H177ZM222 241H225V242H223V243H221ZM9 242V243H8ZM24 242V243H23ZM25 242H27L26 243V246L24 245L25 244ZM35 242V243H34ZM47 242H48V244H47ZM69 242H70V244H72L71 245V248H68L67 246H69L70 247V244H69ZM72 242V243H71ZM74 242H76V244L74 243ZM81 243V248H83L82 249V251H81V248L79 247V245L80 244H77V243ZM85 242H87V244L85 245V246H83L84 245V243ZM115 242V243H114ZM152 242H154V243H152ZM189 244H188V243ZM216 242H218V243H216ZM247 242H249V244L247 243ZM251 242V243H250ZM255 242V243H254ZM7 243V244H6ZM14 243H17V244H14ZM23 245H22V244ZM57 243H58V245L60 246H56L57 245ZM60 243L62 244V246L60 245ZM68 243V244H67ZM110 244L111 245V249H110V245H108V244ZM114 243V245H112V244ZM117 243H120L119 244V246H115V245H117ZM128 243V244H127ZM135 243V244H134ZM149 243V244H148ZM156 243H158L157 245H156ZM160 243V244H159ZM186 243V244H185ZM210 243H212L213 244V246L215 245V247L217 246L218 247V244H219V247H221L222 246V244H223V246H225L224 247V251L223 250H221V253H220V258L218 259V254H219V252L220 251H215L214 250V247H211V246H209V245H212V244H210ZM216 243V244H215ZM240 243V244H241ZM252 243H253V245H252ZM9 244H11V246H13L12 248H11V246L9 245ZM22 245V247H21V245ZM28 244V245H27ZM43 246H42V245ZM53 244V245H52ZM64 244V245H63ZM67 244V245H66ZM130 244H132V245H130ZM144 244V245H143ZM147 244V245H146ZM153 244V245H152ZM162 244V245H161ZM170 244V245H169ZM172 244V245H171ZM195 246H194V245ZM209 244V245H208ZM258 244H259V246H258ZM19 246V247H21V248H19V250H18V247H16V246ZM31 245H33V246H31ZM45 245V246H44ZM73 245H75V248H77V247H79L80 249L79 250H74V246ZM78 245V246H77ZM90 247H89V246ZM103 245V246H102ZM108 246V248H109V250H107L108 248H107V246ZM121 245H122V247H121ZM123 245H124V247H123ZM127 245V246H126ZM141 245V246H140ZM142 245H143V248L141 249V247H142ZM148 245H152V246H148ZM165 245V246H164ZM179 245V246H178ZM190 245V246H189ZM38 246H40V248L38 247ZM49 247V249H48V247ZM50 246L51 247H53L54 249H56V250H53L54 252H55V254H54V252H52L51 251V248H50ZM55 246V247H54ZM77 246V247H76ZM86 246H87V248H86ZM92 246V247H91ZM137 246V247H136ZM146 246V247H145ZM170 246V247H169ZM173 246V247H172ZM178 246V247H177ZM182 246H183V248H182ZM185 246V247H184ZM192 246H193V248H192ZM222 246V247H223ZM245 246V247H246ZM255 246H258V247H260V249H262L263 248V251L262 252H258L259 254H257V252H256V254H254L255 253V251L258 249L257 247H256V250H254L253 248L255 247ZM8 247V248H7ZM15 247V248H14ZM30 247V248H29ZM32 247V248H31ZM99 248V251H98V248ZM105 247V248H107L106 250H105V248L103 249V248ZM117 247H119V250H121V251H117L116 249H117ZM153 248V250H152V248L151 249H149V248ZM191 247V248H190ZM207 247V248H206ZM209 247H211V248H209ZM226 247H227V249H226ZM240 247V248H239ZM249 247H252V251H251V248H249ZM262 247V248H261ZM5 248V249H4ZM38 248V249H37ZM47 248V249H46ZM59 248V249H58ZM63 248V249H62ZM65 248H67V249H65ZM103 250H102V249ZM130 248V249H129ZM134 248H136V249H134ZM149 249V251H148V249ZM161 248V249H160ZM168 248H171V249H168ZM172 248H174L173 250H172ZM175 248H177V249H175ZM184 248H186V251L188 252H184L185 251V249ZM15 249V250H14ZM16 249L18 250V252L16 251ZM26 250L25 252H24V250ZM36 249V250H35ZM40 249L42 250V251H40ZM66 250V252L64 251V255H62L61 253L63 252V250ZM68 249H71V250H68ZM78 249V248H77ZM86 249V250H85ZM87 249H90V253H89V251L87 250ZM156 249H159V250H156ZM189 249V250H188ZM194 250V251H192L191 252V250ZM199 249H202V250H204V253L206 252L205 250L207 249V255L206 256H202L201 254H203V251H201V250H199ZM210 249H212V250H210ZM216 249V248H215ZM217 249H221V248H217ZM232 249V251H230ZM22 250V251H21ZM43 250H45V252L43 251ZM50 250V251H49ZM60 250H61V252H60ZM84 250H85V252H84ZM91 250H96V252H94V251H91ZM123 250V251H122ZM133 250V251H132ZM134 250L136 251V253L134 252ZM139 251V253H138V251ZM146 250V251H145ZM151 250H152V252H151ZM169 250V251H168ZM178 250V251H177ZM181 250H182V253H181ZM184 250V251H183ZM199 250V251H198ZM234 251V252H232V253H234V254H231V261H229V257H230V255H229V257H227V258H225L224 260H223V263L224 264H231V262L234 260V262L236 261V259H234V258H237L236 256H237V254L239 253L238 251ZM254 250V251H253ZM259 250V249H258ZM20 251H21V253H20ZM39 251V252H38ZM70 251H72L71 253H70ZM74 251H77L76 253H74ZM79 251H81V252H79ZM87 251V252H86ZM102 251H103V253H102ZM118 253H117V252ZM132 251V252H131ZM173 253H171V252ZM175 251H177V253H175ZM225 251H226V253H225ZM244 251V250H243ZM24 252V253H23ZM60 252V253H59ZM101 252V253H100ZM106 252V253H105ZM124 252L126 253V254H124ZM129 252H130V256H129ZM167 252V253H166ZM196 252V253H195ZM201 252V253H200ZM217 254V257H216V254ZM222 252H224L223 254H222ZM248 252V253H247ZM19 253V254H18ZM58 253V254H57ZM81 253V254H80ZM82 253H84V254H82ZM86 253H87V255H86ZM89 253V254H88ZM92 253V254H91ZM96 253H98V255H96ZM120 253V254H119ZM124 255H127V256H124ZM133 253V254H132ZM145 253H148V254H150V255H148V254H146L145 255ZM178 253H179V255H178ZM194 253V254H193ZM212 253H214L213 255H214V257L212 256ZM237 253V254H236ZM263 253V254H262ZM30 254H32V255H30ZM60 254H61V256H60ZM68 254H71V255H68ZM73 254V255H72ZM78 254V255H77ZM94 254V255H93ZM101 254V256H99ZM106 254H108L106 257H105V255ZM122 254V255H121ZM136 254H137V256H136ZM139 254V255H138ZM166 254V255H165ZM184 254V255H183ZM240 254H239V256H240ZM25 255H26V257H25ZM31 256V257H29V256ZM47 255V256H46ZM50 257H49V256ZM55 255V257H52V256H54ZM69 256L68 257V259H70V260H68V259H66V258H64L65 256ZM86 256V258L84 257V256ZM117 255H118V257H117ZM119 255L122 257V258H120L119 259ZM133 255V256H132ZM135 255V256H134ZM141 255H143V257L141 256ZM161 255H164V256H161ZM169 255L171 256V257H174V258H171V257H169ZM200 255V256H199ZM225 255V256H224ZM236 255V256H235ZM246 255V256H247ZM37 256V257H36ZM58 256H60L59 258H58ZM73 256V257H72ZM75 256V257H74ZM91 256V257H90ZM128 256H129V259H128ZM145 256V257H144ZM161 256V257H160ZM166 256V257H165ZM180 258H179V257ZM222 256H223V258H222ZM242 256H240V257H238L239 259L242 257ZM27 257H29L28 258V260H27V262H26V258ZM33 257H35L34 259H33V261H32V259L31 258H33ZM39 257H41L40 259H39ZM61 257H63L62 259L63 260H61L60 258ZM79 257V259H80V261H79V259H77L76 260V258H78ZM81 257V258H80ZM82 257H84V258H82ZM97 257H98V259H99V261H98V259H97ZM100 257H101V259L102 260H100ZM104 259H103V258ZM116 257H117V259L118 260H116ZM137 257V258H136ZM141 257V258H140ZM164 257V258H163ZM169 257V258H168ZM199 257H201V258H199ZM206 259H205V258ZM234 257V258H233ZM248 257V256H247ZM256 257L258 258V259H256ZM23 258H24V260H23ZM43 258V260L41 261V259ZM55 260H54V259ZM87 258H88V260H87ZM112 258V259H111ZM197 258L199 259V260H197ZM213 258V259H212ZM217 258V259H216ZM237 258V261L236 262H238L239 261V259ZM243 258H245L246 259V257H244L243 256ZM29 259H31V260H29ZM47 259H49L50 260V262H49V260H47ZM60 259V260H59ZM66 259V260H65ZM83 259H86L87 261H89V262H87L86 260H83ZM97 259V260H96ZM127 259L128 260H130V261H127ZM137 259H138V261H137ZM140 259V260H139ZM163 259L165 260V261H163ZM170 260V262H168V260ZM174 261H173V260ZM176 259V260H175ZM195 259V260H194ZM201 259H203L204 261H202ZM220 259H222L221 261H219ZM226 259H227V262H226ZM233 259V260H232ZM242 259V258H241ZM241 259H240V261L238 262V263H236V264H252V262H249L250 260H246V262L245 261H243V260H245V259H243L242 261H241ZM247 259H249V257L247 258ZM23 260V261H22ZM35 260V261H34ZM39 260V261H38ZM58 260V261H57ZM81 260L83 261V262H81ZM214 260H217L218 262H216V263H214L213 261ZM136 261V262H135ZM167 261V262H166ZM202 261V262H201ZM24 262H26V263H24ZM32 262V263H31ZM120 262L119 263H117V264H120ZM121 262V263H122ZM138 262V263H137ZM196 262V263H195ZM233 262V263H234ZM100 263V264H101ZM105 263H103V264H105ZM128 263V264H129ZM130 263V264H131ZM177 263V264H178ZM186 263V264H187Z\"/></svg>",
    "mask_w": 264,
    "mask_h": 264
},
{
    "label": "bare ground",
    "instance_id": "2",
    "mask_svg": "<svg viewBox=\"0 0 264 264\" xmlns=\"http://www.w3.org/2000/svg\"><path fill=\"white\" fill-rule=\"evenodd\" d=\"M49 1H50V0H0V25L4 24V25H2V28H1V29H3L4 26H5V27L7 26V29L5 28V31L0 30V38L5 37V38H3V39L7 40V39H6V36L9 37V34H10L9 32H12V31H13L15 34H13V32L11 33V34H13V35H12L11 37H9V39H10L9 41H11V38H12L13 41H14V40L17 41V43L20 44L21 47L23 46V47L25 48V46H26V45H25L26 42H27V45L30 44L33 36L31 37L30 42H28V41H29V40H28L29 38H26V37H25V38L23 39V36H24L26 33L28 34V30H29V29H31V30L34 31V30H36L35 28H37V26H38V25H37L38 23L36 24V22H37V20H38L39 18H38L37 20L32 19V17H33L32 14L36 13V14H34V15H37V14H38V15H40L41 17H43V14H44V11H45V10L43 11V9H44L45 7H47V5L49 4ZM52 1H53V0H52ZM57 1H58V0H57ZM67 1H69V2L67 3ZM67 1H66V3H65L64 7L62 6V7H63V8H62V10H63V11H62L63 14L61 13V15L59 16L60 18L58 19V21L55 20L56 22L53 24L52 20H50L51 23H52L54 26H55V24H56V29H55V31H54V33H55L54 36H55V37L57 36V37H56V41L60 44V46H65V45H66V48H67V44L69 45V43L71 42L70 40H73V41H74V42H72V44L74 45L75 43H77V42L79 41V38H80L81 40H84V39H86V38H87V39L92 38L94 35L97 34L96 32H98V29H97V28H98V24H99V23L97 24V22H98V18H95V15H92V17H93V16H94V17H93V18L90 17V18H91L90 20L87 19V21H89V22H88V23H85V25H84V27H83L84 29L81 28V30H78V29H77V30H71L72 28H74V27H72V28L69 30V29H68V27H69L68 25L71 24V23L69 22V20H67V19L65 20V18L67 17L68 13H69L72 17H73V15H75V16L77 15V14H71V13L74 12V10L76 9V7H79V6L77 5V3H76V2H78V4H79V1H76V0H67ZM81 1H82V0H81ZM101 1H102V2H101ZM111 1H112V0H100V1L98 0V1H97V2H98V3H97V6H98L99 2H101L100 7L102 6L101 8L105 9L106 6H107V4L110 3ZM135 1H136V0H135ZM206 1H207V0H206ZM206 1H204V0H140L138 3H136L137 1H136L135 3H134V1H133V3H134L133 6H134L135 4H136V5L134 6V8H133L132 11L130 10L131 12L129 11L130 18L128 19V20H129L128 22L130 23V25H128V26H130V28L128 27V29H130V32H128V35L125 33V34H126V37L128 36V39H129V40H126V37H124V33H123V37H124V39L126 40L127 43H126L125 41L123 42L122 39L118 38V37H120V35H121V32H120V31H119L120 34L117 33V34H119V36H117L116 33H115V34L113 33V35H114L113 40H114V41H115V35H116L117 39L121 40L120 44H118L117 47H116L114 44H112V45H114V46L117 48V49H116V52H119V54L122 53L123 48L126 47V44H127V46H128V44H129V46H130L131 49H128L129 46L127 47V49H128V52H129V50H131V51L133 52V53L131 54V55H134V56H132V59H133L135 56H136L135 58H137V57H139V56H140V57H143V56H141L142 54L144 55V58L147 59L148 62H147V61L145 62V60H144L143 58H142V60H141V61L144 60L143 62H145V64L147 63L145 67L143 66L145 72H146V71H150L148 74H152L151 71H153V73L155 74V78H156V76H157V80L155 79V85L152 84V85H153V89H151L152 86L150 87V89L152 90L151 93L153 92V93H152V94H153V98H152V100H151V99H148V97L151 98L152 95L149 94V93H150V90L148 91L149 88L147 87V88H148V89H147V93L149 92L148 94L151 95V96H148V94H146V96H147V101H148L147 103L150 102L148 105H150L151 108H152V105H155V106H157V107H158V104H160L161 106H163V105H166V106H167V105H168V106L165 107V109H164V110H167L166 112H165V111L162 112V111H161V110H162V109H161L162 107L159 105V106H160V109H159V110H160L162 113H167L168 111H172V110L174 109V106L177 105V103L180 102V101H181V105H182L185 101H182V100H184V99H182V100H180V99H181L182 97L187 96L186 93L188 92V89H189V88H191L192 91H193L194 89L197 90V88H198L197 83H200L201 86H199V87L203 88L205 91L207 90V93H208V90H209V89H213V88H215L214 91H218V90L216 89V87L219 88V86L221 85L220 82L222 81L223 78H224V80L226 81V82H225V85L228 86L227 88H229V85H230V84H231V86H232V85H238V86H239V85H240V86L242 85V86H243V84H244L245 82H246V84H247V83H249V82L251 81L249 84H247V85H249V87H250L251 85H253V84H257V85H259L258 87H257V85H256L257 89H256V87L254 86L255 88H253V90H254V89L256 90V92H255V90H254V93H260L262 89L264 90V87H262V88L260 87V86L263 84V82H264V81L262 82L263 79H261V80L259 79V78H261V76L257 75L256 73H253V74H254V75H253V78H252L253 81L250 79V76H251L250 74L252 73L251 71L253 70V67L255 66V65L253 66L252 64H254V63H253V62L255 61L254 59H255L256 57H258L259 54H262V53H260L261 51L259 52V48L256 47V46L253 47V48H257V50L251 48V47H252V46H250L251 43L249 44L248 42H246V39H245V36H246V35H245V34H242L243 36H244V35H245V36H244V37H241V36H242V35H241V33H242L241 30H240L241 33H239V34H240V36H239L240 38L238 37V35H236L238 38H235V40H236V39H237V40H236V41H235V40L233 41V39H231V37L229 36V35H231V34H229L228 32H230L231 30L229 31V30H228V29H229L228 27H230L229 24H230V25H231V23L233 24L232 21H234V24H235L236 20L233 19V20L231 21V23H229V22H230L229 20H231V19H230V18H231V15H230V16H227L229 13H227V15H226V10L224 11V10L216 9V8H217V7H215L216 4H215L214 6H210V3L208 4L209 1H208V2H206ZM216 1H217V0H216ZM116 2H117V0H116ZM210 2H211V1H210ZM212 2H213V1H212ZM57 3H58V2H57ZM81 3H82V2H81ZM219 3H220V2L217 1V4H219ZM111 4H112V2H111ZM221 4H223V3H221ZM58 5H60V4H58ZM109 5H110V4H109ZM129 5H130V4H129ZM212 5H213V4H212ZM21 6H24V8H23L24 10L26 9L25 6H27V7L29 6L27 9H31V10L33 11V13L31 14V12H30L29 10L26 9L25 13H26L27 11H29L30 14H31V15H30L29 12H28V19H27V20H29V18H31V20L36 21V22H34V21H31V22H30V21H29L30 23H32V26H31V28H29V29H28V27L30 26V23L27 22V24L29 23L28 26L26 25L28 30H26L27 32H25L23 36H21V34H22L24 31L22 32V31L20 30L21 33H20V32L18 33V30H19V29H16V30H15V28H13V27L16 26V24L19 25V22L22 21V16L24 15L23 17H25L26 14H27V13L24 14V13H23L24 10H22V15H20L21 13L19 12V10L21 11ZM55 6H56V3H55ZM82 6H83V5H81V7H82ZM94 6H95V5H94ZM127 6H128V5H127ZM216 6H217V5H216ZM57 7H58V6H57ZM100 7H99V6L96 7V10H97V11H98V9L100 10V9H101ZM219 7H220V6H219ZM221 7H222V5H221ZM221 7H220V8H221ZM54 8H55V7H54ZM59 8H60V7H59ZM90 8L92 9L93 6H91ZM97 8H98V9H97ZM125 8H126V6H125ZM125 8H124V9H125ZM45 9H46V8H45ZM60 9H61V8H60ZM78 9H79V8H77L76 10H78ZM103 9L101 10V13L104 11ZM106 9H107V8H106ZM128 9H129V8H127V10H128ZM130 9H131V6H130ZM222 9H225V8H222ZM47 10H49V9H47ZM54 10H55V9H53V11H54ZM56 10H57V9H56ZM127 10H124V11H127ZM34 11H35V12H34ZM58 11L60 12V10H58ZM78 11H79V10H78ZM97 11H96V12H97ZM124 11H123V12H124ZM176 11H177V12H178V11H182V12L185 13V17L181 16V17L183 18L181 21H184V22H181L182 24L180 23L181 25L179 24V21L177 22V20H176V22H175V16L171 15L172 12H176ZM76 12H77V11H75L74 13H76ZM99 12H100V11H98V13H99ZM127 12H128V11H127ZM177 12H176V13H177ZM45 13H46V12H45ZM48 13H49V12H47V14H48ZM101 13H99V14H101ZM119 13H120V12H119ZM119 13H118V15H119ZM125 13H126V12H125ZM125 13H122V15L125 14ZM130 13H131V14H130ZM176 13H174V14H176ZM52 14H53V13H52ZM52 14H51V15H52ZM66 14H67V15H66ZM78 14H79V13H78ZM127 14H128V13H127ZM127 14H126V15H127ZM179 14H181V12H180ZM179 14H178V15H179ZM232 14H233V13H232ZM29 15H30V17H29ZM45 15H46V14H45ZM126 15H124V16H126ZM31 16H32V17H31ZM40 16H39V17H40ZM56 16H57V15H56ZM172 16H173L174 20H173ZM41 17H40V20L42 19ZM50 17H51V16H50ZM52 17H53V15H52ZM68 17H69V19L71 18L70 16H68ZM97 17H98V16H97ZM121 17H122V16H121ZM128 17H129V16H128ZM232 17L236 18L234 14H233ZM26 18H27V17H26ZM43 18H44L43 20L45 21V17H43ZM53 18H54V17H53ZM88 18H89V17H88ZM184 18H185V19H184ZM24 19H25V18H24ZM24 19H23V21H24ZM35 19H36V16H35ZM47 19H48V17H47ZM54 19H55V18H54ZM54 19H53V20H54ZM56 19H57V18H56ZM118 19H119V18H118ZM124 19L126 20V17H124ZM43 20H42V21H38V22H39V23H40V22H43ZM122 20H123V17H122ZM122 20H121V22H122ZM23 21H22V22H23ZM65 21H68L69 24H68L67 22H65ZM70 21H71V20H70ZM119 21H120V20H119ZM33 22H34L37 26H33V25H35V24H33ZM23 23H24V22H23ZM23 23L21 24L22 26L19 25V27L16 26V28H20V27H21L22 30H25L26 27H25V29H23V26H24L25 23H26V19H25V23H24V24H23ZM48 23H49V21H47V24H48ZM66 23H67V25H66ZM78 23H79V22H78ZM122 23H124V21H123ZM129 23H128V24H129ZM175 23H177V24H175ZM44 24H45V26L47 25L46 23H44ZM52 24L50 25V23H49L48 25H50L51 28H52ZM82 24H83V23H82ZM119 24H120V23H119ZM178 24H179V25H178ZM226 24H227V25H226ZM234 24H233V25H234ZM11 25H15V26L11 27ZM41 25H42V24H41ZM41 25H40V26H41ZM75 25H76V24H75ZM78 25H79V24H78ZM80 25H81V24H80ZM233 25H231V27H232ZM115 26H116V25H115ZM121 26L123 27L124 25L121 24ZM121 26H120V28L117 26L118 29L116 28V29H117L116 32H117L119 29L121 30V28H122ZM47 27H48V26H47ZM79 27H80V26H79ZM233 27H236V26L234 25ZM233 27H232V28H233ZM38 28L40 29V27H38ZM38 28H37V31L39 32ZM43 28H45V27H43ZM51 28H50V29H51ZM75 28H76V27H75ZM114 28H115V27H114ZM123 28H124V27H123ZM227 28H228V29H227ZM237 28H239V26H238ZM8 29H9V31H8ZM46 29H47V28H46ZM124 29H125V28H124ZM47 30H48V29H47ZM16 31H17V32H16ZM33 31H32V32H33ZM37 31H36L35 34L31 33V35H32V34L34 35V38H35V39H38V37L40 38V37L43 36V35H42V33H43V32H42V31H43L42 28L40 29V33H41V34H40V33H37ZM127 31H129V30H127ZM237 31H239V30L237 29ZM6 32H8V33H6ZM44 32H45V31H44ZM114 32H115V30H114ZM124 32H125V31H124ZM233 32H234V31H233ZM47 33H48V32H47ZM56 33H57V34H56ZM95 33H96V34H95ZM213 33H214V34H213ZM231 33H232V32H231ZM237 33H238V32H237ZM11 34H10V35H11ZM19 34H20V35H19ZM29 34H30V33H29ZM29 34H28V37H29ZM37 34H39V36H38ZM170 34H171V38H173V37L176 36V41H177V42H174L175 39L173 38V39H174V41H173L174 43L172 42L171 45L174 44V47H175V48H176L177 45H178L177 48H179V47L181 46V47H180V48H181L180 51H181V53H182L181 56H184L185 58H187V60H189V58H190L191 56H196L195 58L198 59V60H196V61L193 62L194 59H193V58H190V60L192 59V61H191L189 64H191V63L193 62L194 65H195L197 61L199 62V64H196V70L193 69L192 67H191L192 69L189 67L191 70H189V68L187 69V70H189L188 74L186 73L187 71L184 69V70H185L184 73H186V74L188 75L187 77L185 76V75H186V74H185V75H184L185 78H183V77H181L182 74L180 75V73H178V75H180V78L182 79V81H181L180 79H176V80H179V81H177L178 83H177L176 81H174V80H171V79H175V78H171L172 75L174 76V73H172V74L170 73V74H171V76H170L171 79L168 78V77H169L168 75H166V76H167L166 78H167L168 80H167L166 78H165V80H163L164 77L162 78V76H160V75H159V76H160V77H159L157 74H158L159 71H161V68H159V70L156 69V63H157V62H156V59H155V58H154V59L151 58V56L154 57L153 55H157V54H152V51H151V48H153L152 45H154L155 41H156V40H159V39H161V40L163 39V40L165 41L164 43H167L166 41H167L168 39L171 41V38L169 37ZM232 34H233V33H232ZM234 34H235V32H234ZM234 34H233V36H235ZM31 35H30V36H31ZM113 35H112V36H113ZM173 35H175V36H173ZM20 36L22 37L23 41L26 39V41L24 42V45H23V43L21 44V42H22L21 40H22V39H21ZM25 36H27V35H25ZM35 36H38V37H35ZM45 36H46V34H45ZM45 36H44V38H45ZM112 36H111V38H112ZM19 37H20L21 40H18ZM49 37H50V35H49ZM55 37H54V38H55ZM157 37H158L159 39H158ZM17 38H18V39H17ZM44 38H43V39L41 38V40H43V41H41V42H48V43L50 42V40H46V39H45V40H46V41H45ZM82 38H83V39H82ZM47 39H49V38L47 37ZM76 39H77L78 41H77ZM117 39H116V41H117ZM124 39H123V40H124ZM155 39H156V40H155ZM230 39H231V40H230ZM243 39L245 40V42L242 41ZM249 39H250V38H249ZM253 39H254V38H253ZM5 40H4V42L6 43ZM27 40H28V41H27ZM33 40H34V39H33ZM33 40H32V43H31L32 45H31V46L28 45L27 48H28L29 50H27V51L29 52V51H30V48L33 46L32 49H31V51H30V53H33V54L35 55V57H37V56H36V53H37V55H38V54H39L38 52H40L39 50L42 49L41 47H40V49H37V48H39L38 44H39L40 46H42L43 44H42L41 42H40L41 44L39 43L40 39H39L38 42H37V40H36V41L34 40L35 43L37 42L36 44H34V41H33ZM52 40L55 41L54 39H52ZM111 40H112V39H111ZM119 40H118V42H119ZM247 40H248V34H247ZM15 41H14V44H13V42H12V43L9 42V43H11L10 45H12V46L15 45V46L17 47L18 44H17ZM18 41H20V43H19ZM56 41H55V42H56ZM69 41H70V42H69ZM116 41H115V42H116ZM256 41H257V40H256ZM258 41H259V40H258ZM258 41H257V42H258ZM57 42H56V43H57ZM118 42H117V43H118ZM153 42H154V43H153ZM156 42H158V41H156ZM161 42H163V41H161ZM161 42H160V40H159L158 43L161 44ZM168 42H169V41H168ZM178 42H179L180 44L175 45V43H178ZM233 42H234V44H235V48H236V46H238V45H236V44H240L239 46H242L243 43H246V45L249 44V46H248L249 49H248V47H247L245 44H243V46H244L243 50H242V47H238L239 49L241 48V50L238 51V52L236 51V52L234 53L233 57L228 58L227 60H225V59H226V57H225V59H224L225 61H224L223 58H222V59H221V60H223L222 63H221V62H218V60H220V59H219L217 56L220 57V56H223L224 53H226V54H227V52L229 53V51H231V48L233 47ZM240 42H243V43H240ZM250 42H251V40H250ZM257 42H255V43H257ZM2 43H3V42H2ZM5 43H3V45H5ZM48 43H46L47 46H48V45L50 46V45L52 44V42H51V44H48ZM56 43H55V45L58 44V43H57V44H56ZM111 43H112V42H111ZM117 43H116V45H117ZM125 43H126V44H125ZM164 43H163V45H164ZM53 44H54V43H53ZM109 44H110V43H109ZM156 44H157V43H156ZM160 44H159V46H160ZM169 44H170V42H169ZM230 44H232V45H230ZM258 44H260V43L258 42ZM6 45H8V44L6 43ZM6 45H5V46H6ZM10 45L8 46V49H10V47H11V49H12V46H10ZM34 45L38 46V47L36 48V49L38 50V52L36 51V53L32 52L33 50H36V49H33V48H34ZM44 45H45V44H44ZM55 45H54V46H55ZM73 45H71V43H70L69 46H72V47H73ZM110 45H111V44H110ZM157 45H158V44H157ZM165 45L168 46V44H165ZM260 45H261V44H260ZM15 46H14V47H15ZM18 46H19V45H18ZM58 46H59V45H58ZM58 46H57V47H58ZM60 46H59V47H60ZM108 46H109V45H108ZM114 46H113V47H114ZM159 46H158V47H159ZM245 46H246V47H245ZM16 47L14 48V49H15V52L17 53V55L20 54V55L22 56L23 53H24V52H23L24 49H23V48L21 49L20 47H17V49H20V50H17ZM29 47H30V48H29ZM42 47H43V46H42ZM57 47H56V48H53V46L51 47V48L53 49V52L56 53V54H57L56 50L58 51ZM59 47H58V48H59ZM72 47H69V48H72ZM105 47H106V49H107V46H105ZM110 47H112V46H109L108 49H110ZM155 47H157V46H155ZM155 47H154V48H155ZM164 47H165V46H164ZM169 47H170V46H169ZM169 47H165V48H166L165 50L168 51V52H169V50H170ZM171 47H172V46H171ZM1 48H2V47H0V49H1ZM5 48H6V47H5ZM5 48H4V46H3V50H0V52H1V51H4V54H6L5 52H7V54H9V56H10V53H8L9 51H7L8 49L6 50ZM47 48H48V47H47ZM49 48H50V47H49ZM49 48H48V50H49ZM51 48H50V50H49L48 52L51 51ZM61 48H62V47H61ZM64 48H65V47H64ZM69 48H67V49H65V50L68 51ZM97 48H98V47H97ZM99 48H100V47H99ZM99 48H98V49H99ZM101 48H102V46H101ZM101 48H100V52L102 53L101 56H100V59H101V60L98 59L99 61H97V62H99V64L101 63V64H100V65H101V68H100V66H99L100 69L97 68V70H96V66H98V65H97L98 63H97V64H94V65H96L95 68H94V65H93L92 63L90 64V62H89V64H88V65H89L88 68L86 67V68H87V71H89V70L92 68L91 66H93V68L90 70L91 72L89 71L88 73H92V74L94 75V74H97V71H98V74H99V72L103 70V66H104V64H105V65L107 64V63H104V61L102 62V58H101V57H103V56H102V55H103V52H105L106 50H105V51H102ZM172 48H173V47H172ZM175 48H174V49H175ZM177 48H176L175 51H174V49H173V50L171 49V51H172V52H175V54H176V53H178V50H179V49H177ZM235 48L233 47V49H235ZM250 48L253 50V52H251V54L249 55V53H250V52H249ZM4 49H5V50H4ZM11 49H10V50H11ZM55 49H56V50H55ZM98 49H96V48H95V49H92V51L94 50L95 52H94V51H93V52L89 51V52L93 53V54H90V57L93 56V58H94V53H97V56L95 55L96 57L94 58L95 60H96V58L99 56V55H98V54H99V51H96V50H98ZM104 49H105V48H104ZM127 49L124 48L125 51H123V52L126 53V52H127ZM160 49L162 50V46H160ZM214 49H215V50H214ZM236 49H237V48H236ZM239 49H238V50H239ZM244 49H246V50H248V51H244ZM12 50H13V49H12ZM59 50H60V48H59ZM65 50H64V51H65ZM113 50H114V52H115V49H114V48H113ZM113 50H112V52H111L112 54H114V53H113ZM153 50H154V49H153ZM260 50H261V49H260ZM17 51H18V52H17ZM19 51H20V52H19ZM41 51H42V50H41ZM44 51H45V50H44ZM44 51H42V53H44ZM61 51H62V50H61ZM61 51L58 52V53L61 54ZM64 51H63V52H64ZM66 51H65V53H66ZM110 51H111V50H110ZM154 51H156V52L158 51V52H159V50H157V48H156ZM162 51H163V50H162ZM166 51H165V55H166V56H165V55H164V56H161L162 58L165 57V59H164V58L162 59L163 61H165V62L162 61L163 63H166L167 60L169 59V58L167 59V56H168V55H171V54L166 53ZM212 51H215V52H213V54H212ZM234 51H235V50H234ZM234 51H232V52H234ZM254 51L257 52L258 54L255 53ZM13 52H14V50L11 52V53L14 55L15 52H14V53H13ZM28 52H27V53H28ZM48 52H47V53H48ZM51 52H52V51H51ZM51 52H50V53H51ZM107 52H108V51H107ZM116 52H115V53H116ZM128 52H127V56H125V58H127V57L129 56L130 53H128ZM156 52H153V53H156ZM163 52H164V51H163ZM163 52H162V53H163ZM208 52H209V56H208V54H207ZM210 52H211L212 55H210ZM246 52H247V53H246ZM248 52H249V53H248ZM262 52H263V51H262ZM1 53H2V52H1ZM42 53L40 52L41 55H42ZM47 53H46V54H47ZM50 53H49V54H50ZM125 53H123V56H124ZM135 53H137V54H138V53H141V54L138 56V55H136ZM159 53H161V52H159ZM162 53H161V54H162ZM7 54H6V55H7ZM87 54H88V53H87ZM107 54H109V52H108ZM107 54H105V55L107 56ZM221 54H222V55H221ZM226 54H224V55H226ZM230 54H231V53H230ZM230 54H229V55H230ZM232 54H233V53H232ZM0 55H1V54H0ZM2 55H3V54H2ZM2 55L0 56L1 59H2V57H3ZM6 55H5V56H6ZM13 55H12V56H13ZM17 55H16V56L14 55V57H17ZM24 55H25V53H24ZM28 55H29V54H28ZM28 55H26V56L28 57ZM30 55L32 56V54H30ZM34 55H33L32 58L29 56V57H30V58H29V59H30L29 61H31V63H32V61H33V63L36 62V63H34V64H35L34 66H35V67L37 66L36 68H38V66H39L40 63H38V65H37V60H38V61H39V60L41 61V59H43L44 57H43V58H39V57H41V55H40V56L37 57L38 59L36 60L35 57H34ZM51 55H55V54L52 53ZM91 55H92V56H91ZM109 55H110V54H109ZM117 55H118V54H117ZM120 55H121V54H120ZM120 55H118V56H120ZM206 55H207V56H206ZM263 55H264V54H263ZM5 56H4V57H5ZM12 56H10V57H12ZM43 56H44V55H43ZM47 56L49 57L50 55H47ZM55 56H56V55H55ZM115 56H116V55H115ZM157 56H158V55H157ZM173 56L175 57L174 54H173ZM178 56H179V53H178ZM231 56H232V55H231ZM260 56H261V55H260ZM260 56H259V57H260ZM6 57H7V56H6ZM6 57H5V58H6ZM14 57H12V58H14ZM22 57H23V56H22ZM22 57L20 58V61L23 60ZM52 57H53V56H51V58H52ZM56 57H58L59 60H60V57H59V56H56ZM56 57H55V58H56ZM79 57H81V56H79ZM90 57H89V59H92V60H93V58H90ZM107 57H108V59H111V58H109V56H107ZM107 57H105V58H107ZM113 57H114V56H113ZM155 57H156V56H155ZM161 57H156V58L159 59V58H161ZM174 57H171V58H174ZM184 57H181V58H180V56H179V57H176V59L179 58L178 60L180 61V59H182V58H183V60H184ZM263 57H264V56H263ZM5 58L3 59V61H1V62H3V63H2L3 65H4V63H5L4 61H5V60L7 61L8 57H7L6 59H5ZM23 58H25V57H23ZM33 58H34L35 61L33 60ZM45 58L48 59L46 56H45ZM49 58H50V57H49ZM58 58H57V59H58ZM77 58H78V57H77ZM77 58H76L73 62H71L72 64L75 63V64H73V65H76L77 61H79V63L82 61V60L80 61L79 58H78V59H77ZM129 58L131 59L130 56H129ZM171 58H170V60H171ZM216 58H218L217 62L220 63V64H218V63L216 62ZM220 58H221V57H220ZM1 59H0V60H1ZM9 59H10V58H9ZM9 59H8V61H11V59H10V60H9ZM26 59H27V58H25V61H27ZM46 59H44L45 62H46ZM52 59H53V58H52ZM52 59H50V60H52ZM83 59H84V58H83ZM103 59H104V57H103ZM108 59L105 60V61L108 62ZM115 59H116V58H114V60H115ZM119 59H121V58H118V61H119V62L121 61L122 63H124V62L126 61V60L123 59V58H122L121 60H119ZM130 59H129L130 62L128 61L129 63L126 61V63H128L129 66H128V64H127V66H126V63H124V64H125V68L127 69V67L129 68V67H131V66H133V68H134V67L137 68V67H136L137 64L135 65V63H139L140 61H139V62H135V61H136L138 58H137L135 61L133 60V61H134V62H133L134 64L131 62L132 60H130ZM174 59H175V58H174ZM174 59H172L171 61H173ZM176 59H175V60H176ZM16 60L19 62L18 58H15V64L18 63V62H16ZM44 60H42V61H44ZM48 60H49V59H48ZM54 60H56V59H54ZM59 60H58V61H59ZM76 60H77V61H76ZM92 60H90V61L92 62ZM95 60H94V62H95ZM112 60H113V59H112ZM124 60H125V61H124ZM127 60H128V59H127ZM178 60H176V62H177ZM183 60H182V61H183ZM187 60H184L183 62H185V61L188 62ZM262 60H263V59H261V62H263ZM8 61H7V62H8ZM13 61H14V59H13ZM13 61H11V62L13 63ZM23 61H24V60H23ZM23 61H22V62H23ZM25 61H24V63H25ZM42 61H41V62H42ZM56 61H57V60H56ZM75 61H76V62H75ZM100 61H101V62H100ZM109 61H110V60H109ZM115 61H116V60H115ZM115 61H114V64H115ZM118 61H117V62H118ZM123 61H124V62H123ZM159 61H160V60H159ZM159 61H158V62H159ZM258 61H259V59L256 60V62H258ZM1 62H0V65H1ZM7 62H6V63H7ZM11 62H9V63H11ZM82 62H83V61H82ZM119 62H118V64L116 63L115 67L119 65L118 69H119L120 67H122V68L124 69V64L119 63ZM176 62H175V61H174V62H171L172 64H170V67H173V66H174V63H176ZM183 62H180V63L182 64ZM198 62H197V63H198ZM236 62H238V65L240 64L241 66H240V65L238 66L237 64L235 65ZM256 62H255V64H256ZM29 63H30V62H29ZM31 63H30V64H31ZM33 63L31 64V66L33 65ZM43 63H44V62H43ZM54 63H55V61H54ZM84 63H85V62H84ZM112 63H113V62H112ZM112 63H111V61H110V64H112ZM130 63H132L131 66H130ZM169 63H170V61H169ZM169 63H168V64H169ZM193 63H192V64H193ZM225 63H227V65H225ZM19 64H20V66L23 65V63H19ZM19 64H17V66H18ZM30 64H29V65H30ZM72 64H71V65H72ZM102 64H103V65H102ZM114 64H112L111 67H113ZM140 64H141V63H139L138 65L141 66ZM145 64H143V65H145ZM157 64L159 65V63H157ZM166 64H167V63H166ZM168 64H167V65H168ZM178 64H179V62H178ZM183 64H185V63H183ZM189 64H187V66H188ZM192 64H191V66H192ZM6 65H7V64H5V66H6ZM13 65H14V64H13ZM26 65H27V64H24L25 68H23V66L21 67L22 70L24 69L23 71L26 70ZM44 65H45V63H44ZM55 65H58V64H55ZM78 65H79L78 63H77V65H76V67H74V66H70V65H69V66H70L69 69L71 70V69H73V67H74V69H75V68L77 69ZM122 65H123V66H122ZM15 66H16V65H14V67H15ZM34 66H33V68H34ZM45 66L47 67V64H46ZM58 66H60V65H58ZM83 66H84V65H83ZM86 66H87V64H86ZM107 66H108V65H107ZM177 66H178V65H177ZM177 66H176V64H175V67L178 69ZM183 66H185V65H183ZM218 66H219L220 68H219ZM234 66L236 67V70H235V67H234ZM257 66H260V65H257ZM12 67H13V66H12ZM46 67H45V68H46ZM71 67H72V68H71ZM81 67H82V66H81ZM89 67H91V68L89 69ZM143 67H142V69H143ZM159 67H160V66H159ZM170 67H169V68H170ZM181 67H182V66H181ZM181 67H180V69H181ZM230 67H231V71L234 69L233 71H235V72H231V71H230ZM232 67H233V69H232ZM239 67H241V68H240V69H242L241 71H240V69L237 70V68H239ZM262 67H264V66H263V63H262L261 68L256 69V70H258V71H256V72H260V71H261V72H262L261 74H263L264 72H263L262 69H264V68H262ZM1 68H2V66H0V69H1ZM6 68H7V66H6ZM15 68H16V67H15ZM17 68H19V67H17ZM17 68H16V69H17ZM30 68L33 69L32 67H30ZM51 68H52V67H51ZM51 68H50V69H51ZM65 68H66V67H65ZM67 68H68V67H67ZM67 68L65 69L66 71L64 70L65 72L63 71V73L60 71V72L63 74L62 76H63L64 80H65V78H66V80H67V79L69 80V78L71 77V71H72V70L69 71V69H68V71H67ZM104 68L106 69V67H104ZM122 68H120V69H122ZM131 68H132V67H131ZM131 68H129V69H131ZM133 68H132V71H133ZM145 68H146V69H145ZM217 68L222 69V71L220 70L221 73H219V71H218V73H216V72H217ZM255 68H256V67H255ZM255 68H254V70H255ZM3 69H4V66H3ZM3 69H2V72L4 71ZM16 69H15L16 74H18L19 72L22 71V70L19 71V69H17V70H16ZM31 69H30L31 72H30V73L28 72V75L31 74V75H29L30 77L33 76V74H35V75L38 74L37 71H36L35 73H33L35 70H38V69H35V68H34L35 70L33 69V71H32ZM39 69H41V67H40ZM54 69H55V68H54ZM83 69H84V67H83ZM93 69H94L95 71H94ZM105 69H104V70H105ZM112 69H114V68H112ZM115 69H116V68H115ZM118 69L115 70V71H118ZM126 69H124V70H120V71H121V75L123 76V78L121 77L120 74H118V73H120V72H115V71L113 70V73H116L117 76L120 75V78H118V77H117V78L119 79V81H120V79H122V80L120 81V82H121V86H123L124 83L126 84L123 88L127 87V83H128V81H129V78H131L132 81H134L133 79H135V78H133V77H134V75L136 76V74L134 73V71H136V70H134V71L132 72V73H134V75H132V73H130L131 70H126ZM5 70H6V69H5ZM9 70H10V71H9ZM9 70H7V73H4V75H7L8 73H11L10 75H11V76L13 75V76H12L13 78H11L12 80L15 79V78H17L16 76H14V73H13L14 71L12 72L11 67H9ZM13 70H14V69H13ZM27 70H28V69H27ZM48 70H49V69H48ZM56 70H58V68H57ZM178 70H179V69H178ZM181 70H183V69H181ZM181 70H180V71H181ZM192 70H195V72H193ZM18 71H19V72H18ZM50 71H51V70H50ZM82 71H84V70H82ZM105 71L107 72V69H106ZM105 71H104V72L102 71V72L104 73V75L106 74ZM137 71H139V70H137ZM163 71H164V70H163ZM176 71H177V70H175V73H176ZM190 71H192L193 74H192ZM236 71H237V73H236ZM239 71H240V73L238 74ZM0 72H1V71H0ZM2 72H1V73H2ZM5 72H6V71H5ZM25 72H26V71H25ZM40 72H43V68H42V70H40ZM44 72H45V71H44ZM44 72H43V73H44ZM57 72H58V71H57ZM72 72H73V71H72ZM74 72H75V71H74ZM85 72H86V71H85ZM85 72H84V73H85ZM93 72H94V73H93ZM1 73H0V74H1ZM12 73H13V74H12ZM22 73H23V72H21V73H19V74H21V76H22ZM43 73H41V74H43ZM64 73H65V74H64ZM88 73H86L87 76H88ZM136 73H137V72H136ZM181 73H182V72H181ZM235 73L238 74L239 76H238V75H237L238 77L235 76V75H236ZM19 74H18V75H19ZM23 74H24V73H23ZM25 74H26V73H25ZM41 74H38V75L40 76ZM77 74H78V73H77ZM82 74H83V73H82ZM82 74H81V75H82ZM98 74L96 75V77L98 76ZM100 74H101V72H100ZM100 74H99V76H98L97 78H95V79H97V80H98V79L101 80L100 78H101V77H104V76H100ZM116 74H114L115 77H116ZM130 74H131V76H133V77H130ZM138 74H140V73H138ZM138 74H137V76H140V75H141V74H140V75H138ZM148 74H146V75L144 74V75H143V73H142V75L144 76V77H143V76L141 75V77H142L141 79H142V80H136V81H134V82H136V83L139 82V81H141V82H145L143 79L146 80L145 76H147ZM154 74H153V76H154ZM164 74H165V73H164ZM164 74H162V75L164 76ZM168 74H169V73H168ZM219 74H220V75H219ZM255 74H256L257 77H255ZM1 75H2V74H1ZM1 75H0V76H1ZM4 75H2V76H4ZM26 75H27V74H26ZM26 75H23V78H22V79H25V76H26ZM28 75H27V77H28ZM58 75H60V73H59ZM75 75H76V74H75ZM75 75H74V76H75ZM78 75H79V74H78ZM93 75H92V76H93ZM101 75H102V74H101ZM108 75H109V74H108ZM190 75H192V76H190ZM217 75H219V76H217ZM11 76H8V75H7V79L10 80L9 77H11ZM21 76H20V77H21ZM39 76H38V77H39ZM43 76H45V75H42L41 77H43ZM56 76H57V75H56ZM74 76H73V77H74ZM85 76H86V75L83 76L84 78L82 77V80L86 79ZM106 76H107V74L105 75V77H106ZM137 76H136V78L139 79L140 77L138 78ZM153 76H151V79H152V80H154V79L152 78ZM176 76H177V74H176ZM176 76H174V77H176ZM205 76H206V78H205ZM216 76H217V77H216ZM33 77H34V76H33ZM33 77H31V79L28 77V79L32 80ZM57 77H58V76H57ZM76 77H78V76L76 75ZM90 77H91V76H89V79H87V80H89V81H88L89 83H87V81H85V83H83L82 80H81V82H82L83 84H85V85H86V83L89 84V85L92 84V83H91V82H92V79H91ZM99 77H100V78H99ZM112 77H114V76H112ZM128 77H129V78H128ZM158 77H159V78H158ZM222 77H223V78H222ZM251 77H252V76H251ZM254 77L259 79V80L257 79V80H258L257 83H254V81H255V82L257 81L256 79H254ZM34 78H35V77H34ZM36 78H37V75H36ZM58 78H59V77H58ZM58 78H57V79H58ZM63 78H62V80H63ZM92 78H93V77H92ZM106 78H107V77H106ZM124 78H127V79H124ZM147 78H148V77H147ZM204 78H205V79H204ZM216 78H217V79H216ZM5 79H6V76L0 78V80L2 81V82L0 81V85H1V86H0V88H1V89H0V100H1V101L4 100V97H5V96H6L7 98H8V97L10 98V96H11V97H14L13 93L15 94V98H16V91H17V89H15V88L18 86V84H19L20 82H22V81L17 80V79H19V78L15 79V80H17V81L13 80V81L16 83V85H17V86H15V85H14L15 83L11 82L13 85H10V84H9V83H10L9 80L6 81ZM26 79H27V78H26ZM28 79H27V80H23V81L25 82V85H29V87H31L30 85H33V84H31V82H28V84L26 83L27 81H29ZM37 79H38V78H37ZM73 79H74L73 82L77 80V83L74 82V84L72 83V86H70V88L73 87V89H74V88H75L74 86H76V85L78 84V81H79L78 79H80V78H78V79L75 80V77H74ZM93 79H94V78H93ZM114 79L116 80V78H114ZM118 79H117V80H118ZM123 79H124L125 81H127V80H128V81L125 82V81H123ZM151 79L149 78V80H151ZM220 79H221V80H220ZM226 79L228 80V82H227ZM12 80H11V81H12ZM38 80H40V81H37L36 84H35L34 79L32 80V82L34 81L33 83H34V85H35V87H34V85H33V87H34V90H33V91H34V92H35V90L37 89L36 86L38 85V82L43 81V78H42V79H38ZM64 80L61 81V82H63V84H64V85H63V84H62V85L65 86V85H66L65 83H67L66 87H68V86H69V81H72V79L70 78V80H69V81L67 80V82H66V80H65V82H64ZM90 80H91V81H90ZM103 80H104V79H102V81H103ZM105 80H106V79H105ZM105 80H104V81H105ZM109 80H110V79H109ZM109 80H108V81H109ZM117 80L115 81V84H117V86H120V84L118 85ZM147 80H148V79H147ZM149 80H148V83H149ZM18 81H19V83H18ZM93 81H95V80H93ZM104 81H103V83H106V82H104ZM108 81H107V83H109ZM119 81H118V82H119ZM122 81H123L124 83H123ZM130 81H131V80H130ZM132 81H131V82H132ZM156 81H158V82H156ZM248 81H249V82H248ZM48 82H49V81H48ZM110 82H111V81H110ZM112 82H113V81H112ZM120 82H119V83H120ZM131 82L128 83V84H130V85L132 86V83H131ZM134 82H133V86H134ZM17 83H18V84H17ZM79 83H80V82H79ZM82 83L80 84V86L82 85V87H80L79 85L77 86L76 89H77L78 91H79L80 88H81V89L83 88L84 85H83ZM98 83H99V84H102V83H100L99 81H98ZM136 83H135V85H136ZM148 83H147V85H148ZM151 83H153V82L151 81ZM151 83H150V84H151ZM223 83H224V81H223ZM226 83H227V84L229 83V84L227 85ZM252 83H253V84H252ZM259 83H262V84L260 85ZM44 84H45V86H46L47 82H46V83L43 82V83H42V86H43ZM50 84H51V83H50ZM141 84H142V83H140V85H141ZM145 84H146V82H145ZM145 84L142 85V86L145 87ZM150 84H149V85H150ZM200 84H199V85H200ZM23 85H24V84H23ZM39 85L41 86V83H40ZM73 85H74V86H73ZM89 85H88V86H89ZM94 85H96V84H94ZM94 85L92 84V86H93L94 88H97V86H99V85H96V86H94ZM130 85H129V86H130ZM140 85H139V86H140ZM156 85H157V86H156ZM195 85H197V86H195ZM222 85H223V84H222ZM222 85H221V86H222ZM247 85L243 86V88H245ZM263 85H264V84H263ZM40 86H39V87H40ZM42 86H41V87H42ZM90 86H91V85H90ZM100 86L102 87V91H103V89L105 90V87H108V86H105V87H104V86H102V85H100ZM114 86H115L114 89L117 90V86H116V85H114ZM131 86H130L129 89L134 88V87H131ZM193 86H194V87H193ZM221 86H220V87H221ZM231 86H230V89H232ZM240 86H239V87H240ZM242 86H241V87H242ZM13 87H14V92H13ZM22 87H26V86H22ZM29 87H27V88H29ZM43 87H44V86H43ZM43 87H42V88H43ZM78 87H80V88L78 89ZM85 87L87 88V86H85ZM85 87H84V89H85ZM136 87L138 88V90H135V91H137V92L140 93V94L143 93V97H144V95H145L144 92H145L146 90L143 88L144 91H141V92H142V93H141V92L139 91V87H138V85H137ZM196 87H197V88H196ZM224 87H225V86H224ZM233 87H234V86H233ZM251 87H253V86H251ZM259 87H260V88H259ZM20 88H21V87H20V85H19V88H18V89H19L20 92H22V91L20 90ZM35 88H36V89H35ZM42 88H41V89H37V93H39L38 90H41L40 92L42 93V90H43ZM52 88H53V87H52ZM201 88H200V89H201ZM221 88H222V89H220V90H222V91L225 90V89H223V87H221ZM237 88H238V87H237ZM237 88H236V89H237ZM243 88H241V89L243 90ZM246 88H247V87H246ZM246 88L244 89V91L246 90ZM76 89H75V90H76ZM81 89H80V90H81ZM84 89H83V90H84ZM107 89H108V88H107ZM120 89H121V88H120ZM125 89L128 90L127 88H125ZM200 89H198L197 91H200ZM238 89H239V88H238ZM247 89H249V88H247ZM25 90H26V89H25ZM27 90H28V89H27ZM29 90L31 91V88H30ZM88 90H90V89H89V88H88L87 90L85 89V90H84L85 92L82 91L83 94H84V93L86 94V91L89 92ZM92 90H94V89H92V87H91V91L89 92V94H91V97H90V95L87 93V98H86V99L83 98L84 100H82L81 95H79V98H81V100H80V99H79V100L84 102V107L82 106V107L84 108V110H85L86 107L88 108V106H90L91 108H93V106H95V103H93L94 105L92 104V101H93V100H92L91 102L89 101V102L92 104V106H91V104H89V102H88L89 105H87V103H85L86 100L88 101L89 97H90L91 99L94 98V101L97 102V100H95V99H96V96H93V94L95 93L94 95H96L97 92H101V95H102V96H103V94H104V92L102 93V91H101L100 89H99V91H98L97 89H96L97 91L94 90L95 92H93V93H92ZM109 90H111V89H109ZM118 90H119V89H118ZM131 90H132V89H131ZM233 90H235V89H233ZM11 91H12V92H11ZM30 91H29V92H30ZM43 91H44V90H43ZM78 91H77V92H78ZM128 91H129V90H128ZM192 91H189L187 94H190V92H192ZM201 91H202V90H201ZM222 91L219 92V93H220V94L222 93V94L224 95V93H223ZM228 91H229V89H228ZM236 91H237V90H236ZM236 91H235V92H236ZM238 91H239V93L241 92L240 89H239ZM244 91H242V92H244ZM249 91H251V90H249ZM10 92H11V94H12L13 96H12L11 94L7 96V94H9ZM26 92H27V91H26ZM34 92H33L32 94H33V96H37V97H36V100L33 99L34 97L31 98V95L28 96V97L31 98V99H33L34 101H37L39 98L41 99V97L39 96V95H41V94L39 93V94L35 95L36 93H34ZM44 92H45V91H44ZM44 92H43V93H44ZM46 92H47V91H46ZM79 92H80V91H79ZM82 92H80V94H82ZM109 92H111V93H110V94L107 93V94H109L110 96L105 95V96H107V99H108V97H111V94L113 93V90H112V91H109ZM119 92H120V91H119ZM122 92H124V91L122 90ZM130 92H131V91H130ZM130 92H128V95L126 94L127 98L129 97ZM194 92H195V91H193L192 93H194ZM209 92H210V91H209ZM224 92H225V91H224ZM231 92H232V91H231ZM247 92H248V91H247ZM252 92H253V91H252ZM252 92H251V93H252ZM43 93H42V97L44 96ZM48 93H49V92H47V94H48ZM115 93H116V91H115ZM117 93H118V91H117ZM117 93H116V94H117ZM212 93H214V92L212 91ZM229 93H230V92H229ZM236 93H237V92H236ZM245 93H246V92H245ZM245 93H242L243 95H239V94L237 93V94H238L237 96H239L238 98L236 97V94H235L234 96H235V98H237L236 101L239 102L238 99L240 98V100H241V97H240V96H244ZM254 93H253V95L251 94L250 96L253 97L254 95H256V94H254ZM263 93H264V92H263ZM19 94H20V96L23 97V95H21V93H19ZM19 94H18V96H19ZM30 94H31V93H30ZM45 94H46V93H45ZM113 94H114V93H113ZM122 94H123V93H122ZM194 94H195V93H194ZM201 94H203V93H201ZM222 94H221V95H222ZM230 94H231V93H230ZM232 94H234V91H233ZM247 94H250V93H247ZM247 94H245V97H244V98L242 97V98H243V99H242L243 101H244V99H246V98H247V99H250V98H251L249 95H248V97H250V98H248V97H247ZM261 94H262V93H261ZM261 94H259L260 97H263V95L261 96ZM24 95L26 96V94H24ZM27 95H28V93H27ZM48 95H49V94H48ZM101 95H100V96H101ZM120 95H121V92H120ZM131 95H132V94H130V97H131ZM134 95H136L135 92H134ZM192 95H193V94H192ZM197 95H199V93H198V94H195L194 97H197ZM213 95H216V96H217V99H215V96H214L213 100L211 99L212 101L210 102V98H212L213 96H211V97L209 96V98H208L209 102L206 103V102L208 101L207 98H206L207 101H205V102H203V103H205L206 105H207V104L209 105L210 103H211V105H212V104H213V101H214V103H216L215 101H217L218 98H220V97H219V95H218V92H217V94L214 93ZM227 95H228V94H227ZM51 96H52V95H51ZM51 96H50V97H51ZM61 96H62V95H61ZM88 96H89V97H88ZM92 96H93V97H92ZM97 96H98V94H97ZM100 96L97 97V98H100ZM102 96H101V99H98L100 102H101V100L103 101V99H102L103 97H102ZM118 96H119V94H118ZM123 96H124V94L122 95V98L118 97V99L120 98V99L118 100L119 102H120L121 99H123ZM139 96H142V95H139ZM180 96H181V97H180ZM188 96H189V95H188ZM199 96L202 97L201 95H199ZM205 96L208 97V95H205ZM205 96H203L202 100H204V97H205ZM228 96H229V95H228ZM257 96H258V94H257ZM257 96H256V97H257ZM6 97H5V101H7V98H6ZM38 97H39V98H38ZM47 97H48V96H47ZM57 97H58V96H57ZM84 97H86V95H85ZM114 97H115V94H114ZM130 97H129V98H130ZM133 97H134V96H133ZM133 97H132V98H133ZM179 97H180V98H179ZM190 97H191V99L188 97V98H187V99H188V102H187V99H186V103H184L185 105L183 104L185 107L187 106V109L185 108L186 110H188V107L191 106V105H193V104H194L193 102L196 101L194 98H192L193 96L190 95ZM200 97H199V99H200V101H201V98H200ZM226 97H227V96H224V98H222V96H221V100H222V99H225ZM230 97H231V96H230ZM230 97H229V99H232V97H231V98H230ZM17 98H18V97H17ZM104 98L106 99V97H104ZM116 98H117V96H116L115 98H113V99L116 100ZM124 98L126 99V97H124ZM129 98H128V99H129ZM132 98H131V100H129V101H130V102H131V101L134 102L135 104H134L133 106H134L135 108H138V107L135 106L136 104H138V102H137L138 100H137V101H133ZM136 98H137V96L135 97V100H136ZM138 98H139V97H138ZM178 98H179V99H178ZM185 98H186V97H185ZM233 98H234V97H233ZM22 99H23V98H22ZM31 99H30L29 105H30L31 101H33V100H31ZM62 99H63V98H62ZM62 99H61V102H63V101L66 102V100H69V99H66V100H62ZM91 99H89V100H91ZM107 99H106V100H107ZM110 99H111V98H110ZM125 99H123V101H125V102H124V105H122V106H123V107L126 106L125 108H126L127 110H126V109H124V110L127 112V111H129L128 108H130L132 105H131V103H127V102H128V99H127V100H125ZM175 99H177V100H175ZM196 99H198V98H196ZM199 99H198V100H199ZM227 99H228V98H226L225 100L227 101ZM252 99L255 100V97H253ZM263 99H264V97H263ZM9 100L11 101V98H10ZM25 100H26V99H25ZM41 100L43 101L44 98H42ZM41 100H39V101H40L39 103H43V104H44V102H46L47 100H49V98L46 99V100H44L43 102H42ZM51 100H52V97H51ZM142 100H143V99H142ZM174 100L176 101V103L174 102ZM178 100H179V101H178ZM189 100H190V101H189ZM191 100H193V102H191ZM194 100H195V101H194ZM198 100H197V103H196L197 105H198V103H200ZM232 100H234V99H232ZM259 100H260V99H259V97H258L257 101H259ZM5 101H4V103L2 104L3 106L6 104V107H7V105L9 104V105H10V106H9V109H10L11 106H12V109H13V108L16 109V105H15L14 102H13L14 104H12V103H11L12 101H11V102L9 101V102H7V103H8V104H7V103H5ZM21 101H24V99H23V100L20 99L19 102H21ZM34 101L32 102V103H33L32 107H34L35 104L38 106V103H35ZM94 101H93V102H94ZM99 101H98V102H99ZM112 101H113V100H112ZM118 101H117V104H119ZM126 101H127V102H126ZM143 101H144V100H143ZM223 101H224V100H223ZM223 101H219V102L221 103V104L219 105L220 107L217 106V105L215 104V107L217 106L220 110H219L218 108H215V107L213 106V107L215 108V109H214V110H215L214 112H217L216 110L218 109V111H219V112H217L218 114H220V113L223 112L222 114H225V113H226V115L228 116V114L231 113V112H229V109H230V111H233V110H231V107H232V109H234V105H232L233 102H232V104H231V102H230L229 105H230V106L232 105V106H231L230 108H228V110H226L227 112H226V111H223V109H224V108L226 107V105L228 104V103H224L225 101H224V102H223ZM230 101H231V100H230ZM234 101H235V100H234ZM243 101H240V104H241ZM246 101H247V100H246ZM246 101H245V102H246ZM263 101H264V100H263ZM263 101H261L260 103H262ZM47 102H48V101H47ZM64 102H63V103H64ZM78 102H79V101H78ZM98 102H97L98 105L96 104L97 107L100 105V107L102 106V108H103L104 104H106V103H108V102H110V101H106L104 104H103V103L100 104V103H98ZM103 102H104V101H103ZM160 102H163L164 104H162V103H160ZM173 102H174L175 104H173ZM190 102L193 103V104H191ZM201 102H202V101H201ZM219 102H217V103L219 104ZM228 102H229V101H228ZM248 102L252 103L251 101H248ZM10 103H11V104H10ZM24 103H25V102H24ZM32 103H31V104H32ZM34 103H35V104H34ZM63 103H60V104H61V109H63L62 107H64V106L66 107V106H67V105H65L67 102H66L65 104H63ZM115 103H116V102H115ZM115 103H114L115 109L118 110V111H116V110L114 109V113H115V114L117 113L118 116H119V113H118V112H120V110H123V109H122L123 107H121V109H118V108H116V106L118 107V105H117V104L115 105ZM125 103H126V105H125ZM147 103H146V100H145V104H147ZM171 103H172V105H173V109H169V106H171V105H170ZM187 103H190L189 106H188ZM223 103L226 104V105H223L224 107H223V109H221ZM260 103H259V104H260ZM263 103H264V102H263ZM20 104H22V102H21ZM25 104H26V103H25ZM51 104H52V103H51ZM51 104H50V108H51ZM60 104H59V105H60ZM62 104H63L64 106H62ZM67 104L69 105V104H70V101H68ZM82 104H83V103L80 102V104H77V105L80 106V105H82ZM85 104H86L87 106H86ZM121 104H122V103H121ZM128 104H130L131 106H129ZM142 104H144V103L142 102ZM151 104H152V105H151ZM178 104H179V103H178ZM186 104H187V105H186ZM196 104H194L193 106H197ZM205 104L201 105L202 107H201L200 105L198 106L199 108L197 107L198 110H197V114H195L196 116L199 114L198 112H200V111L202 110V109H200V108H203V106H204ZM243 104H244V102H243ZM243 104H242V105H243ZM45 105H46V104H44L43 106H45ZM54 105H55V104H54ZM54 105H53V106H54ZM59 105H57L56 111L60 108ZM71 105H73V104H70L69 107H71ZM108 105H109V104H107V105H105V106H108ZM119 105H120V104H119ZM127 105H128V108H127ZM148 105H146V106L149 107ZM206 105H205V107H206ZM208 105H207V107H208ZM229 105H227V106H229ZM244 105H245V104H244ZM255 105H256V103H255ZM257 105H258V104H257ZM23 106H24V108H26V110L28 111V107H25V106H27V105H22V107H23ZM37 106H35V107H37ZM39 106H40V107H39ZM39 106H38V107L40 108L39 110H41V106H42V104H39ZM46 106H47V105H46ZM48 106H49V105H48ZM48 106H47V108H48ZM78 106H77V107H78ZM105 106H104V109H103V110H105ZM142 106H143L144 109H146V108H145L146 106H145V107H144V105H142ZM178 106H179V105H178ZM178 106H176V107H178ZM209 106H210V105H209ZM249 106H250V104H249ZM20 107H21V106H20ZM20 107H19V108H20ZM38 107L35 108V109H38ZM58 107H59V108H58ZM134 107H132L133 110L135 109ZM157 107H156V108H157ZM181 107H182V106H181ZM181 107H180V108H181ZM213 107H212V108H213ZM240 107H241V106H240ZM245 107H246V106H245ZM245 107H244V108H245ZM247 107H248V105H247ZM250 107H251V106H250ZM258 107H260V105H259ZM29 108H30V107H29ZM43 108H44V107H43ZM45 108H46V107H45ZM45 108H44L43 110H44V113L46 114L49 110L46 108L47 111L45 112ZM71 108H72V107H71ZM71 108H70L69 110H71V111H73V109L76 110L75 108H73V109H71ZM83 108L80 107L81 110H83ZM98 108H99V107H98ZM106 108H107V107H106ZM149 108H150V107H149ZM149 108H148V109H149ZM153 108H155V107H153ZM156 108H155V109H152V112H153V113L156 112V110L158 111V108H157V109H156ZM182 108H183V107H182ZM194 108H195V107H194ZM194 108H193V110H194ZM197 108H196V109H197ZM212 108H211V109H210V108L208 109L209 112L206 111V113L208 114V115L206 114V116H208V118H210V117H209V113H210V112H211V113L213 112ZM235 108H237V106H236ZM248 108H249V107H248ZM261 108H262V109H261ZM261 108H259V109L257 108V110H256V109H255V110L253 109V112L255 111L254 113H256V114L259 115V117L256 118L257 120L259 119L258 121H256V120H255L254 122L252 121V122H251L252 125L248 126L247 129L242 128V130L245 129L244 131H241L242 133H241V132L239 133V131H237V132L239 133V136H240V138H239V136H238L239 139L236 138V136H233V135L235 134V132H236V129H238V127L235 126V127H236V129L234 128L235 132H233L232 135L230 134L231 136L234 137V139L232 140L233 142L235 141V138H236V140H238V142H240L241 140H242L241 142H245V140H246V142H247V139H250L251 137L253 138V135H254V134L260 133V131H261V132H264V129H262V128H264V116H263V115H264V106H262V104H261ZM20 109H21V111L23 112L24 109H22V108H20ZM30 109H31V108H30ZM30 109H29V112H31ZM53 109H54V108H53ZM53 109H52V110H53ZM132 109H130V110H132ZM138 109H139V108H138ZM140 109H141V107H140ZM144 109H143V110H144ZM148 109H147V110H148ZM177 109H178V108H177ZM177 109H175V110H177ZM185 109L183 108V110H185ZM199 109H200V111H199ZM225 109H227V108H225ZM69 110H68V112H70ZM89 110H90V109H89ZM108 110H110V109H108ZM133 110L130 111V112H131V113H130L131 115H129L130 118H129V117L126 118V119L128 120V121H127L128 126H130V123H131V122L129 123V119H130V121L133 120V119H131V118L133 117V115H135V113H134ZM143 110H142V112H143ZM150 110H151V109H150ZM150 110H148V112H149ZM154 110H155V111H154ZM178 110H179V111H178ZM178 110L176 111L177 113L181 112V111H180L181 109H178ZM183 110H182V112H183V116H184L185 114H184V111H183ZM191 110H192V109H191ZM204 110H205V109H204ZM221 110H222V112H220ZM234 110H235V109H234ZM242 110L244 111L243 108H242ZM245 110H246V108H245ZM3 111H5V110H3ZM7 111H8V108L6 109L5 112H7ZM10 111L13 112L11 109H10ZM10 111H9V112H10ZM14 111H15V110H14ZM16 111L18 112V111H20V110L17 108ZM16 111H15V113H16ZM60 111H61V110H60ZM60 111H59V114H60ZM66 111H67V110H66ZM66 111H65V112L62 111V112L66 113ZM76 111H77V113H78V111H80V110H76ZM76 111H74V112H76ZM85 111L88 112V110H85ZM85 111H84V112H85ZM91 111L97 112V111H95V110L92 109V110H90L88 113L90 114ZM135 111H136V110H135ZM139 111H140V110H139ZM160 111H158V115H159ZM9 112H8V113H9ZM11 112H10V113H11ZM22 112H21V113H22ZM36 112H38V113H37V114L35 113L36 117H34V119L36 118L37 121H38V120L41 121V119H42V113H43V112H42V111H38V110H37ZM39 112H41V113H39ZM94 112H93V113H94ZM104 112H105V111H104ZM126 112L123 111L122 113H124V114H123L122 116L126 117V116H127V113H129V112H127V113H126ZM132 112H133V115H132ZM137 112H138V110H137ZM144 112H146V111H144ZM173 112H174V111H172L171 113H173ZM176 112H175V114H174V117H175V115H176V117H177ZM182 112H181V113H182ZM185 112H186V111H185ZM192 112H193V111H192ZM192 112H191V113H192ZM195 112H196V111H195ZM248 112H249V111H248ZM248 112H245V113H248ZM250 112H252V111H250ZM1 113H2V112H1ZM25 113H26V112H25ZM31 113H32V112H31ZM31 113H30V116L33 114V113H32V114H31ZM48 113H49V112H48ZM64 113H63V114H64ZM88 113H86V114H84V115L87 116ZM97 113H98V112H97ZM101 113H103V112L101 111L100 114H101ZM112 113H113V112H112ZM138 113H139V112H138ZM140 113H141V112H140ZM149 113H151V112H149ZM171 113H169V114H171ZM187 113H188V112H187ZM187 113H186V114H187ZM191 113H190V111H189L188 114L190 115ZM203 113H205V112L203 111L202 114H203ZM217 113H216V115H217ZM233 113H234V112H233ZM233 113H232V114H233ZM235 113H236V112H235ZM40 114H41V115H40ZM57 114H58V112H57ZM66 114H67V113H66ZM91 114H92V113H91ZM91 114H90L89 116H93L92 120H94V118H95L97 115L94 117V115H91ZM98 114H99V113H98ZM120 114H121V113H120ZM125 114H126V116H125ZM155 114H156V113H155ZM169 114H165V116H166V115H169ZM192 114H193V113H192ZM192 114H191V115H192ZM202 114H201V115H202ZM222 114H221V116H218V117H220V118L223 117ZM237 114H238V112H237ZM242 114H243V113H242ZM242 114H241V115H242ZM0 115H1V114H0ZM5 115H6V113H5ZM27 115H28V114H27ZM33 115H34V114H33ZM38 115H40L39 117H41V119H40V118H39V119L37 118ZM69 115H73V114H69ZM69 115H68V116H69ZM76 115H77V114H76ZM106 115H108V114H106ZM106 115H104V116H106ZM142 115H146V114H142ZM171 115H172V117H173V114H171ZM171 115H170V116H166L167 118H164V119H168L169 117L171 118ZM189 115H187L188 117H185V119H186V118H189V117L191 116V115H190V116H189ZM213 115H214V114H213ZM213 115H211V118H212V119L214 118V119H213V120L210 119L209 121H208V118H205L206 116L203 117V116H204V115H203V116H202V117H203V120H202L203 122H201L202 125H201V124H200V125L203 126V123H205L206 119H207L208 123H211V122L214 123V121L217 120L218 117L216 118V116H213ZM229 115H230V114H229ZM248 115H249V114H248ZM251 115H252V113H251ZM251 115H250V116H251ZM253 115L255 116V114H253ZM253 115H252V117H253ZM1 116H2V115H1ZM8 116H9V114H8ZM10 116H11V115H10ZM18 116H19V113H18ZM23 116H24V115H23ZM46 116L50 117L49 114H47V115H44L43 118H46ZM73 116H75V115H73ZM80 116H82V113H81ZM89 116H88V117H89ZM113 116H115V115H113ZM150 116H151V115H150ZM150 116L148 117V114H147V117H148L149 119H151L152 117H154L153 114H152V117H151V118H150ZM155 116H156V115H155ZM162 116H163V115H162ZM180 116L182 117V115H180ZM192 116H194V114H193ZM196 116H194V117H196ZM212 116H213V117H212ZM231 116H233V115H231ZM237 116H238V115H237ZM250 116L247 117V118H250ZM261 116H262V117H261ZM11 117H12V116H11ZM20 117H21V116H20ZM31 117H32V116H31ZM78 117H79V115H78ZM110 117H111V116H110ZM119 117H121V116H119ZM119 117L116 116V117L114 118V120H113V121H114L113 123H117V122H115V121H118V118H119ZM139 117H141V115H140ZM143 117H144V116H143ZM143 117H141V119H143ZM156 117H157V116H156ZM174 117H173V118H174ZM176 117H175V118H176ZM199 117H201V116L199 115ZM199 117H196V119L199 118ZM228 117H230V116H228ZM244 117H245V116H244ZM260 117L263 118V119H260ZM28 118H29V117H28ZM32 118H33V117H32ZM54 118H55V117H54ZM58 118L60 119V117H58ZM62 118H63V117H62ZM65 118H66V116H65ZM65 118H64V119H65ZM67 118H69V120H70V117H67ZM96 118H98V116H97ZM100 118H101V117H99V119H100ZM136 118L139 119V118H138V115H137ZM177 118H180V117H179V114H178V117H177ZM177 118H176V119H177ZM191 118H192V117H190L189 119H187V120H189V122H191V123H188L187 120H186L187 123H186V122H185V123H186V124H192V123H194V124H193L194 126L192 125L190 128H191V129H195V127H196L197 125H199L198 122H200V119H202V118H199V120L197 119L198 121H196V119H195V121H193L194 118H192V119H191ZM204 118H205V119H204ZM224 118H226V117L221 118V120L218 118V119L220 120V121H219L220 123L218 122L219 124L215 121V122H216V125H217V126H216V125L213 126V127H215V128H214L215 130H219V129H217L216 127H218V125L222 124L221 122H222L223 120H225ZM231 118H232V117H231ZM236 118H237V117H236ZM20 119H21V118H20ZM34 119H33V120H34ZM36 119H35V120H36ZM46 119H48V118H46ZM52 119H53V118H52ZM64 119H63V121H64ZM71 119H74V121H75L76 118H73V117H72ZM77 119H78V118H77ZM77 119H76V120H77ZM80 119H81V118H80ZM80 119H79V120H80ZM82 119H83V117H82ZM85 119H86V122L83 120V121H84V125H86V123H87V124H90V120H91V119L89 120V122L87 121V118H85ZM126 119L124 118V122H123V120H122V122H123L122 124H120V123H119L120 121H119V122L117 123V125H118V124H119V125H123L124 123L127 125V123L125 122ZM137 119H135L134 122L138 121ZM141 119H139V120L142 121ZM149 119H148V120H149ZM152 119L155 120V121H157V119H159V118H157V119L152 118ZM160 119H161L160 124L163 125V124H164L163 122H166V120L163 121L162 118H161V115H160ZM176 119H174V120H176ZM183 119H184V118H183ZM185 119H184V120H185ZM190 119H191L193 122H192ZM227 119H228V118H227ZM239 119H240V118H239ZM251 119H252V118H250L249 120H251ZM2 120H3V119H2ZM9 120H10V119H9ZM9 120H8V121H9ZM25 120H26V119H25ZM50 120H51V117H50ZM50 120L48 119L47 121H50ZM107 120H108V121H111V118H110V120H109V118H107ZM144 120H145L146 122H148L147 118L144 119ZM144 120H143V121H144ZM177 120H178V119H177ZM177 120H176V122H177ZM211 120H212V121H211ZM244 120L246 121V120H248V119H245V118H244ZM252 120H254V119H252ZM260 120H263V122H262V121L260 122ZM0 121H1V120H0ZM14 121H15V120H14ZM14 121H13V122H14ZM17 121H18V120H17ZM27 121H29V119H28ZM27 121H26L25 124L30 123V122L27 123ZM43 121H44V119L42 120V124H44ZM45 121H46V120H45ZM61 121H62V120H61ZM80 121H81V120H80ZM95 121H97V119H95ZM101 121H102V120L100 119V122H101ZM108 121L105 122V123H107V127L109 126V127L106 128V129L110 130V128H111V129H112L111 131H113V128H112V125H113V124L110 126V122H109V125H108ZM140 121L138 122L139 124H140ZM143 121L141 122V124L144 123ZM150 121H152V120H149L148 125H149V123H151ZM159 121H160V120H159ZM171 121H172V120H171ZM171 121H169V123H171ZM178 121H180V120H178ZM181 121H183V120L181 119ZM207 121H206V122H207ZM210 121H211V122H210ZM229 121H230V120H229ZM232 121H233V120H231V123H232ZM242 121H243V120H242ZM242 121H239V122L241 123ZM3 122L7 123L6 120H5V121L3 120ZM24 122H25V121H24ZM35 122H36V121H35ZM51 122H53V121H50L49 123L51 124ZM72 122H73V121H72ZM78 122H79V121H78ZM98 122H99V121H98ZM100 122H99L98 125L101 124ZM103 122H104V121H103ZM103 122H102L101 126H98V125L95 126L96 124L93 125L94 121L92 122L91 125H93L96 129H95L94 127H92L93 129L91 128L90 130L92 131V130L95 129V131L97 132V133H96V132L93 131V132H92V133H93L92 136H96V137H98V135L100 134V133L98 132V131H99V127H102V126H103ZM146 122H145V123H146ZM157 122H158V121H157ZM157 122H154V123L156 124ZM183 122H184V121H183ZM183 122H182V123H183ZM195 122L198 123V124L196 125ZM223 122H224V121H223ZM233 122H234V121H233ZM10 123H11V122H10ZM10 123H9V125H10ZM15 123H16V122H15ZM20 123L22 124V122H20ZM36 123H37V122H36ZM38 123H39V122H38ZM46 123H47V122H45V125H46ZM56 123H57V121H56ZM56 123H55V124H56ZM63 123H64V122H63ZM63 123H62V124H63ZM96 123H97V122H96ZM105 123H104V124H105ZM154 123H152V124H154ZM166 123H167V125L170 126V124L168 123V121H167ZM166 123L163 125V126H164V129H165V125H166ZM174 123H175V122H174ZM174 123H172V125H173ZM178 123H179V122H177V124H178ZM180 123H181V122H180ZM182 123H181V124H182ZM185 123L183 124L184 126L179 124V126H178V127H180L179 129L176 128V130L180 132V134H178L179 137L177 136V134H173V137L176 135L175 138H177V137H178V138H181V137L183 136V132H184V133H187L188 131L191 130V129H190V130L187 129V130H188V131H187V130L185 129L186 126H187ZM1 124L3 125V123H1ZM12 124H14V123H12ZM16 124H17V123H16ZM32 124H33V123H32ZM32 124H31V126H32ZM39 124H40V123H39ZM39 124H38V125H39ZM42 124H40V125L43 126ZM58 124H61L60 121H59ZM72 124H73V123H72ZM72 124H71V125H72ZM74 124H75V122H74ZM76 124H78V123L76 122ZM79 124H80V123H79ZM125 124H124V126H121L119 130H118V129L116 130V128H115L116 131H114V133L117 135L116 132L118 131V134H119V133L123 130L122 127H128V126H126ZM139 124H138V125H139ZM146 124H147V123H146ZM155 124H154V125H155ZM160 124L157 123V126L160 125ZM214 124H215V123H214ZM241 124H242V123H241ZM249 124H250V123H249ZM17 125H18V124H17ZM17 125H16V126H17ZM38 125L36 124V127H37ZM45 125H44V126H45ZM117 125H116V126H117ZM119 125H118V127H119ZM131 125H132V123H131ZM138 125L136 126V123H135V126H136V127H138ZM148 125H146V127H147ZM154 125H153V126H154ZM162 125H161V127H162ZM167 125H166V126H167ZM175 125H176V123H175ZM185 125H186V126H185ZM204 125H205V127L207 126L206 128H207V130L209 129V131L213 128V127H212V123H211L210 125H208L207 123H205ZM225 125H226V123H225ZM225 125H224L223 128H225V127L227 126V125H226V126H225ZM228 125L230 126V124H228ZM232 125H233V124H231V127H232ZM235 125H236V124H235ZM19 126H20V125H19ZM22 126H23V124H22ZM24 126H25V125H24ZM24 126H23V127H24ZM27 126H28V125H27ZM41 126H40V128H41ZM47 126H48V124L46 125V127H43V128H42V129H44V128L46 129V130H43L45 133H46V131H47V129H48ZM53 126H54V125H53ZM56 126H57V125H56ZM62 126H63V125H62ZM73 126H74V125H73ZM104 126H105V125H104ZM139 126H140V125H139ZM150 126H151V125H150ZM150 126H149V127H150ZM153 126H152V128H150L149 130L152 131L153 129H154V130L157 129V128H153ZM169 126L167 127V129H165V131H164L163 128L161 129V131H164V132H161V131H160V132H161V135H159V133H158L159 130H158V129H157L158 132H156L157 130H156V131L153 130V131H154V132L152 131L153 133L148 132V133H150L151 135L154 134V133L156 132L155 134L158 133L157 136H158L159 138H162L161 141H159V140L156 139L157 136H156V138H155V135L152 136V137H150L151 139L153 138L152 140L155 139L154 142L152 141V142H153V144H152V143L150 142L151 139L148 140V138H147V136H146V135H147V133H145V132H146V131H145V128H146V127H144V126H143V127H144L143 130H144L145 132L142 131L141 129H140V130H141L142 132H141L140 130H139V131H140V134H143L144 136H146V137L142 136V137H144V140H146V141L148 140L149 142H146V141H145V142H146V143H145L144 140H143V138H141V140H143V141H141V142H137L138 140H137V136H136V135H139V134H137V133L135 132V131L137 130L136 127H135L136 130H135V129H132V127H134V123H133V125H132L131 127H129V128L132 129V131L134 130V133H135V136H136V138L132 137L133 140H134V139L137 140V141H136V140L134 141V142H136V143H134V146H135V144H136V147H137V144H138V143H139V144H142L141 147H140L139 144H138L139 147H137V149H139L138 151H141L140 149L142 148V149H143V152H145L144 149H148V150H150L149 148H147V147H149V146H146V145H147L148 143H149V144L151 143V146H152V145H154L155 141H159V143L162 142V141H164L163 144L161 143V145L165 146L164 143H165V144L168 143V142H165V140H167V139L170 138V136H169L167 139H165V138L168 136L169 132H170V131H169L167 134H165L166 131L169 130L170 127H172V126H170V127H169ZM173 126H174V125H173ZM189 126H190V125H189ZM208 126H209V127H208ZM221 126H222V125H221ZM237 126L240 127L239 124H237ZM32 127H34V125H33ZM54 127H55V126H54ZM59 127H60V126H59ZM59 127H57V128H59ZM97 127H98V130H97ZM114 127H115V124H114ZM118 127H117V128H118ZM141 127H142V126H140L139 128H141ZM149 127H148V128H149ZM154 127H155V126H154ZM176 127H177V126H176ZM181 127H183L186 131L183 130V128H181ZM187 127H188V126H187ZM197 127H198V126H197ZM205 127L203 126V129L198 128V129H200L199 131H198L197 129H195V130H197L198 132H200V131H204L203 133L201 132L202 135H203V134L205 133V129H204ZM210 127H211V129H210ZM18 128H19V127H18ZM18 128H17V129H18ZM26 128H27V127H26ZM26 128H25V129H26ZM28 128H29V127H28ZM34 128H35V127H34ZM40 128L38 127V128H35V129H38V130H39ZM60 128H61V127H60ZM87 128H88V126H87ZM89 128H90V126H89ZM218 128H219V127H218ZM221 128H222V127H220V129H221ZM223 128H222V129H223ZM0 129H1V127H0ZM12 129H15V127H14V128L12 127ZM19 129H20V128H19ZM21 129H22V128H21ZM35 129H34V130H35ZM49 129H50V128H49ZM51 129H52V128H51ZM53 129H54V128H53ZM53 129H52V130H53ZM64 129H65V128H64ZM100 129L103 130L104 127H103V128H100ZM124 129H127V128H124ZM130 129H127L128 131H126L125 133H128ZM146 129H147V128H146ZM170 129H172V128H170ZM174 129H175V128H174ZM174 129H173V131L171 130L173 133L175 132ZM180 129H182L183 132H181ZM228 129H229V128H228ZM232 129H233V128H232ZM232 129H230V130H231V131H234V130H232ZM260 129H261V130H260ZM10 130H11V129H10ZM38 130H37V131H38ZM90 130H88V131H90ZM102 130H100V132H101ZM120 130H121V131H120ZM147 130H148V129H147ZM149 130H148V131H149ZM238 130H239V129H238ZM240 130H241V129H240ZM1 131H2V130H1ZM11 131H13V130H11ZM20 131H21V130H20ZM29 131H30V130H29ZM37 131H36V132H37ZM43 131L40 130V131H38V133H39V132L41 133V132H43ZM54 131L56 132L57 130H54ZM54 131H52V132H54ZM58 131H59V130H58ZM60 131H61V130H60ZM65 131H66V130H65ZM111 131H109V133H110ZM123 131H124V130H123ZM177 131H176V133H177ZM209 131H207V133H205V134L208 135V132H209ZM223 131H224V130H223ZM225 131H226V132H229V131H227V130H225ZM231 131H230V132H231ZM16 132H18V131H16ZM23 132H24V131H23ZM32 132H33V131H32ZM44 132H43V136H44ZM48 132H50V131H48ZM48 132H47V133H48ZM67 132H68V131H67ZM102 132H104V131H102ZM107 132H108V131H107ZM172 132H171V136H172ZM218 132H221V130H220V131H217V133H218ZM230 132H229V133H230ZM12 133H13V132H11V134H12ZM21 133H22V132H21ZM25 133H28V132H25ZM29 133H30V132H29ZM40 133H39V134H40ZM47 133H46V134H47ZM56 133H57V132H56ZM63 133H64V132H63ZM95 133H96V135H95ZM98 133H99V134H98ZM144 133H145L146 135H145ZM188 133L191 135L190 132H188ZM188 133H187V134H188ZM192 133H193V132H192ZM213 133H214V132H213ZM1 134H3V132H2ZM11 134H8V136H9V137L12 136ZM19 134H20V133H19ZM19 134H17V135H19ZM34 134L37 135V133H34ZM39 134H38V137L42 135V133H41L40 135H39ZM53 134H54V133H53ZM53 134H52V136H53ZM68 134H69V133H68ZM103 134H104V133H103ZM111 134H112V133H111ZM111 134H110V135H111ZM122 134H123L122 136H121V134H120V137H123V136H124V132H122ZM131 134H132V136L134 135L133 132H132ZM189 134H188V135H189ZM197 134H198V133H196V135H197ZM225 134L228 135V136H230V135L227 134V133H225ZM225 134H224L223 136H226ZM261 134H262V133H260L259 135H261ZM17 135H16V137H17ZM21 135H22V134H21ZM24 135H26V134H24ZM27 135H28V134H27ZM27 135H26V136H27ZM30 135H31V134H30ZM32 135H33V134H32ZM59 135H61V134L59 133ZM59 135H58V136H59ZM107 135H108V133L106 134V131H105V136H107ZM127 135H128V134H127ZM163 135H167V136H163ZM180 135H182V136H180ZM198 135H199V134H198ZM210 135H211V134H210ZM216 135H217V134H216ZM218 135H220V134H218ZM262 135H264V134H262ZM0 136H1V135H0ZM8 136H6V138H8ZM19 136H20V135H19ZM43 136H42V142L40 141L41 143H43V141H44V139H43L44 137H43ZM47 136H49V135H47ZM58 136H57V137H58ZM63 136H64V134H63ZM70 136H71V135H70ZM88 136H89V133H88ZM90 136H91V135H90ZM100 136H102V135H100ZM100 136H99V137H100ZM105 136H103V137H105ZM130 136H131V135H130ZM149 136H150V135H149ZM149 136H148V137H149ZM161 136H162V137H161ZM194 136H195V135H194ZM220 136H221V135H220ZM223 136H222V137H223ZM228 136H226V137L228 138ZM231 136H230V137H231ZM254 136H255V135H254ZM13 137H14V136H13ZM30 137H31V136H30ZM30 137L28 136V137H26V138H29V139L31 140ZM34 137H35V136H34ZM49 137H51V136H49ZM53 137H55V136H53ZM57 137H56V138H57ZM66 137H67V136H65V138H66ZM73 137H74V136H73ZM73 137H71V138L73 139ZM75 137H76V136H75ZM75 137H74V138H75ZM96 137H90L89 139H93V138H95V139L97 140ZM107 137H108V136H107ZM118 137H119V136H118ZM120 137H119V139L122 140ZM125 137H126V135L123 137V140L125 139V140L127 141L128 138H127V137L125 138ZM140 137H141V136H138V138H140ZM173 137H171L170 139L172 140ZM184 137H187V135H186V136L184 135L183 138H184ZM189 137H190V136H189ZM195 137H196V136H195ZM198 137H199V136H198ZM204 137H205V136H204ZM208 137H209V136H208ZM211 137H212V136H211ZM230 137H229V138H230ZM233 137H231V139H232ZM255 137H256V136H255ZM259 137H260V136H258L257 139H256V138H255V139L258 140ZM0 138H1V137H0ZM3 138H5V135H4ZM18 138H21V137H18ZM23 138H25V137L23 136ZM32 138H33V137H32ZM81 138H82V137H81ZM115 138H116V140H118V141H116V145H117V143L119 142V139H118L117 137H115V135H114V138L112 137V139L115 140ZM145 138H146V139H145ZM163 138H164V140H163ZM175 138H174V139H175ZM178 138L175 139L174 141L178 140ZM187 138H188V137H187ZM190 138H191V137H190ZM192 138H193V137H192ZM199 138H200V137H199ZM213 138H214V137H213ZM213 138H212V139H213ZM224 138H225V137H224ZM229 138H228V139H229ZM252 138H251V139H252ZM29 139H26V140L30 141ZM36 139H40V140H41L40 137H39V138L36 137ZM181 139H182V138H181ZM181 139H179L180 142H182V140H183V139H182V140H181ZM184 139H185V138H184ZM188 139H189V138H188ZM203 139H204V138H203ZM210 139H211V138H210ZM217 139H219V138H217ZM221 139H223V138H221ZM240 139H241V140H240ZM2 140H3V139H2ZM21 140H22V139H20V141H21ZM55 140H56V139H55ZM57 140H58V139H57ZM61 140H63V143H64V139H61ZM78 140H79V139H78ZM80 140H81V139H80ZM114 140H112L111 142L113 143ZM123 140H122V141H123ZM185 140H186V139H185ZM195 140H196V139H195ZM201 140H202V139H201ZM204 140H205V139H204ZM204 140H203V141H204ZM229 140H230V139H229ZM239 140H240V141H239ZM262 140L264 141V138H263ZM4 141H5V140H4ZM17 141H19V140H17ZM32 141H34V140H32ZM36 141H37V140H35V142H36ZM45 141H46V140H45ZM51 141H52V140H51ZM51 141H50V142H51ZM67 141H68V139H67ZM72 141H73V140H72ZM72 141H70V142H71V143H75L74 141H73V142H72ZM85 141L87 142V140H84V142H85ZM93 141H94V140H93ZM93 141H91V142H93ZM128 141L131 142L132 139L130 140V138H129ZM167 141H169V140H167ZM174 141H172V143L169 141L170 143L166 144V146L169 145V144H170V146H171V145L173 144ZM179 141H177V145H175L176 147L172 146L174 149H177L176 151H179V150H181V149L184 150L185 146L188 147L189 144L183 146L184 148H181V149H180V148H177L179 145L182 146V144H181ZM183 141H184V140H183ZM190 141H191V140H189V141L187 140L186 143H187V142L189 143ZM193 141H194V140L192 139L191 142H193ZM199 141H200V140H199ZM209 141H210V140H209ZM212 141H213V140H212ZM222 141H227V142H228V140H224V139H223ZM232 141L230 140V142H232ZM248 141H249V140H248ZM263 141H261V142H263ZM0 142H1V141H0ZM46 142H47V141H46ZM68 142H69V141H68ZM77 142H78V141H77ZM79 142H82V140L79 141ZM79 142H78V143H79ZM89 142H90V141H88V143H89ZM95 142L97 143L98 141H95ZM124 142H125V141H124ZM124 142L121 143V144L123 145ZM130 142H129V143H130ZM184 142H185V141H184ZM217 142H218V141H217ZM219 142H220V141H219ZM219 142H218V143H219ZM227 142H224V143L227 144ZM233 142H232V143H233ZM241 142H240V144L242 145ZM246 142H245V143H246ZM261 142L259 141V143H261ZM6 143H7V142H6ZM15 143H16V142H15ZM19 143H20V142H19ZM22 143H23V142H22ZM30 143H31V142H30ZM36 143H37V142H36ZM51 143H52V142H51ZM63 143H62V144H63ZM78 143H76V144H78ZM98 143H101V142L99 141ZM114 143H115V142H114ZM129 143H126V144H129ZM132 143H133V142H131L130 144H132ZM143 143L146 144V145H145L146 147H144V148H143ZM179 143H180V144H179ZM203 143H205V142H203ZM224 143H223V146H222V144H221L222 147H224V146L226 145V144H224ZM234 143H235V142H234ZM234 143H233L232 145H234ZM245 143H244V144H245ZM251 143H252V142H251ZM251 143L249 142V144H251ZM263 143H264V142H263ZM2 144H3V143H2ZM8 144H9V143H8ZM32 144H33V143H32ZM46 144H47V143H46ZM118 144H119V143H118ZM156 144L158 145V143H156ZM156 144H155V146H156ZM175 144H176V142H175ZM191 144H192V143H191ZM198 144L200 145L199 142H198ZM198 144H197V145H198ZM201 144H202V142H201ZM208 144H209V143H207V145H208ZM213 144H217V143H216V140H215V143H213ZM236 144H237V142H236ZM238 144H239V143H238ZM244 144H243V145H244ZM247 144H248V142L246 143V145H247ZM252 144H254V146H255V144H258V142H256V143L254 142V143H252ZM252 144H251V145H252ZM3 145H4V144H3ZM23 145H24V144H23ZM47 145H48V144H47ZM68 145H69V147L72 146V145L70 146V143H69ZM68 145H67V146H68ZM80 145H81V144H80ZM84 145H85V144H84ZM86 145H87V144H86ZM86 145H85V146H86ZM104 145H105V144H104ZM111 145H112V144H111ZM113 145H114V144H113ZM116 145L112 146V147H114V149H115V150L113 149L114 152H116V151L118 150V146H120V145H118V146L115 148ZM124 145H125V144H124ZM132 145H133V144H132ZM132 145H131V146L128 145L129 148L132 147ZM199 145H198V146H199ZM203 145H204V144H203ZM207 145H206V146H207ZM209 145H210V144H209ZM219 145H220V144H219ZM232 145H231V143H230V144L228 143V146H229V147H227L226 150L224 149V148H225V147H224L223 149H224L225 151L223 150L221 153H220L219 151H220L222 148L219 146L221 149H220V150L218 149L217 152H219L220 155H219V153L217 154L216 151H214V153H216L217 155H219V157L216 156L217 159H218V158H221V154H222L223 152H224V153L227 152L228 149L232 147ZM243 145H242V146H243ZM259 145H263V144L261 143V144H259ZM259 145H258V147H259ZM17 146H19V145H17ZM32 146L34 147V145H32ZM43 146H44V145H43ZM43 146H42V147H43ZM45 146H46V145H45ZM45 146H44V147H45ZM50 146H51V145H50ZM67 146H66V147H67ZM75 146H78V145H75ZM82 146H83V143H82ZM88 146H89V145H88ZM95 146H96V144H95ZM101 146H102V145H101ZM125 146L127 147V145H125ZM125 146H122V148H121L120 150H122ZM181 146H179V147H181ZM192 146H193V144H192ZM194 146H196L195 143H194ZM201 146H202V145H201ZM216 146H218V145H216ZM226 146H227V145H226ZM230 146H231V147H230ZM234 146H235V145H234ZM247 146H248V145H247ZM46 147H47V146H46ZM51 147H52V146H51ZM51 147H50V148H51ZM61 147H62V146H60V148H61ZM73 147H74V146H73ZM83 147H84V146H83ZM83 147H82V148H83ZM112 147H111V148H112ZM159 147H160V146H159ZM207 147H208V146H207ZM211 147H212V145H211ZM219 147H218V148H219ZM237 147H238V146H237ZM240 147H241V146H240ZM245 147H246V146H245ZM248 147H249V148L246 147L248 150L251 149V148L253 149V147H251L250 145H249ZM250 147H251V148H250ZM256 147H257V146H256ZM12 148H13V146H12ZM18 148H19V147H18ZM26 148H28V147H26ZM29 148H30V147H29ZM40 148H41V147H40ZM40 148H39V149H40ZM55 148H56V147H55ZM55 148H54V149H55ZM60 148H59V149H60ZM64 148H65V147H64ZM78 148H79V147H78ZM88 148H89V147H88ZM97 148H98V146H97ZM97 148H96V149H97ZM103 148H104V147H103ZM108 148H109V150H111V149H110V145H109ZM119 148H120V147H119ZM132 148H134V147H132ZM132 148H131V149H132ZM150 148H151V147H150ZM160 148H161V147H160ZM162 148H164V147H162ZM170 148H171V147H170ZM190 148H191V146H190ZM204 148H206V147H204ZM242 148H243V147H242ZM260 148H261V146H260ZM260 148H259V150H260ZM263 148H264V145H263ZM30 149H31V148H30ZM35 149H36V148H35ZM41 149H42V148H41ZM44 149H45V148H44ZM56 149H57V148H56ZM72 149H73V148H72ZM75 149H77V148L75 147ZM86 149H87V148H86ZM86 149H85V150H86ZM96 149L94 150V147H93L94 152L96 151ZM98 149H99V148H98ZM98 149H97L96 152L99 153V150H98ZM100 149H101V148H100ZM125 149H126V148H125ZM135 149H136V148H135ZM152 149H154V148H152ZM171 149H172V148H171ZM174 149H173V150H174ZM178 149H179V150H178ZM191 149H192V148H191ZM198 149H199V148H198ZM206 149L209 150L208 148H206ZM234 149H235V148H234ZM239 149H240V148H239ZM239 149H238V150H239ZM243 149H244V151H245V148H243ZM243 149H240V150L242 151ZM252 149H251V150H252ZM255 149H258V148H255ZM19 150H20V149H19ZM42 150H43V149H42ZM61 150H63V149L61 148ZM85 150H84V151H85ZM87 150H88V149H87ZM87 150H86V151H87ZM102 150H103V149H102ZM105 150H106V149H105ZM109 150L107 151V153H106V155H105V158H106V156H107V154H108L109 157L111 158V160L114 162L113 158L111 157L112 155L109 153V152H110ZM113 150H112V151H113ZM127 150H128V149H126V151H127ZM148 150H147V151H148ZM202 150H204V149H202ZM211 150L213 151V150H215V149H214V148H213V149L211 148ZM211 150H209V153L212 152ZM216 150H217V147H216ZM232 150H233V149H232ZM232 150H231V154H233V153H235L236 151H238V150H233V151H232ZM251 150H250L251 155H252L253 153H254V155H256V153H257V155H258V152H257L256 150H252V151H251ZM14 151H16V150H14ZM17 151H18V150H17ZM47 151H48V150H47ZM63 151H64V150H63ZM65 151H66V150H65ZM67 151H68V150H67ZM67 151H66V152H67ZM73 151H74V150H73ZM73 151H72V152H73ZM89 151H91L90 148H89ZM129 151H130V149H129ZM129 151H128V152H129ZM135 151H136V150H135ZM138 151H137V152H138ZM147 151H146V153H148ZM150 151H151V150H150ZM244 151H242V152H244ZM254 151H255L256 153H255ZM27 152H28V151H27ZM48 152H49V151H48ZM53 152H54V151H53ZM55 152H56V150H55ZM55 152H54V153H55ZM74 152H76V151H74ZM101 152H102V151H101ZM120 152H121V151H120ZM122 152H123V151H122ZM128 152H127V153H128ZM130 152H131V151H130ZM133 152H134V149H133ZM137 152H134V154L137 153ZM141 152H142V151H141ZM141 152H139V153H141ZM154 152H156V150H155ZM185 152H186V151H184V154H183V153H181V154L179 153V155H180V156H181V155H184V156H185ZM229 152H230V151H229ZM229 152H227L226 154H228ZM250 152H249V154H250ZM18 153H19V152H18ZM54 153H53V154H54ZM79 153H80V151H79ZM81 153H82V151H81ZM87 153H88V152H87ZM102 153H103V152H102ZM127 153H126V155H127ZM186 153H187V152H186ZM194 153H195V152H194ZM196 153H197V152H196ZM199 153H200V152H199ZM209 153H208V154H209ZM224 153H223V155H224ZM238 153H239V152H238ZM247 153H248V152H247ZM261 153H262V152H261ZM16 154H17V152H16ZM27 154H28V153H27ZM46 154H47V153H46ZM66 154H67V153H66ZM77 154H78V153H76V158H78V157H77ZM85 154H86V153H85ZM114 154H115V153H114ZM118 154H121V153H118ZM123 154H125V153L123 152L121 156H123ZM141 154H142V153H141ZM141 154H140V157L142 156ZM176 154H177V152H176ZM191 154H192V153H191ZM212 154H213V153H212ZM231 154H229V155H231ZM244 154H245V153H244ZM262 154H263V153H262ZM0 155H1V154H0ZM60 155H61V153H60ZM62 155H63V154H62ZM62 155H61V156H62ZM83 155H84V154H83ZM88 155H89V154H88ZM110 155H111V156H110ZM115 155H116V154H115ZM128 155H130V154H128ZM131 155H133V154H131ZM131 155H130V157L132 158ZM136 155H137V154H136ZM136 155H135V156H136ZM144 155H145V154H143L142 157H144ZM210 155H211V154H210ZM214 155H215V154H214ZM223 155H222V158H221V159H223ZM240 155H241V154H240ZM247 155H248V154H247ZM2 156H3V155H2ZM46 156H47V155H46ZM58 156H59V154H58ZM61 156H60V157H61ZM64 156H65V155H64ZM85 156H86V155H85ZM116 156H117V155H116ZM116 156H115V157H116ZM121 156H119V160H122V159H120ZM175 156H176V155H175ZM180 156H179V158H180ZM186 156H187V154H186ZM190 156H191V155H190ZM198 156H199V155H198ZM212 156H213V155H212ZM226 156H227V155H225L224 157L227 158ZM233 156H236V155H233ZM233 156H232L231 159H233ZM237 156H239V155H237ZM244 156H245V158H243V159H247V158H248V157L246 156V154H245ZM248 156H249V155H248ZM262 156H263V155H262ZM3 157H4V156H3ZM18 157H19V156H18ZM26 157H27V156H26ZM43 157H44V156H43ZM49 157H50V156H49ZM69 157H70V156H69ZM81 157H82V155H81ZM83 157H84V156H83ZM107 157H108V156H107ZM113 157H114V156H113ZM115 157H114V158H115ZM123 157H124V156H123ZM123 157H121V158H123ZM125 157H128V156H125ZM130 157H129V158H130ZM140 157H139L138 160H139V162H142V161H140V159H141ZM146 157H147V156H146ZM181 157H182V156H181ZM188 157H189V156H188ZM188 157H186V158H188ZM194 157H195V156H193V158H194ZM204 157L208 158V157H207V154H206V156H204ZM214 157H215V156H214ZM216 157H215V158L212 157V158H213V161H214V160L216 161ZM240 157H242V156H239V158H240ZM246 157H247V158H246ZM250 157H252V156H250ZM263 157H264V156H263ZM15 158H17V157H15ZM21 158H23V157H21ZM21 158H20V159H21ZM31 158H32V157H31ZM40 158H41V157H40ZM46 158H47V157H46ZM50 158H51V157H50ZM50 158H49V159H50ZM56 158H57V157H56ZM84 158H85V157H84ZM103 158H104V157H103ZM136 158H137V156H136ZM136 158H134V159H136ZM186 158H185V160H186ZM193 158H192V159H193ZM196 158H197V155H196ZM201 158H202V157H201ZM209 158L212 159L210 156H209ZM209 158H208V159H209ZM239 158H237V160H238ZM257 158H258V157H257ZM260 158H261V157H260ZM2 159H3V161H4L6 158H5V159L2 158ZM2 159H1V160H2ZM17 159H18V158H17ZM44 159H45V158H44ZM44 159H43V160H44ZM54 159H55V156H54ZM61 159H62V158H61ZM61 159H60V160H61ZM69 159H70V158H69ZM79 159H80V157H79ZM81 159H82V158H81ZM106 159H108V158H106ZM123 159H124V158H123ZM125 159H126V158H125ZM182 159H183V158H182ZM189 159H190V158H189ZM227 159H228V158H227ZM227 159H226V160H227ZM248 159H249L250 161H247V163H248V162H252V159H250V158H248ZM253 159H254V158H253ZM26 160H27V159H26ZM65 160H66V159H65ZM103 160H104V159H102V161H103ZM108 160H109V159H108ZM108 160H106V161H108ZM119 160H117V162H120ZM129 160H130V159H129ZM180 160H181V159H180ZM187 160H188V159H187ZM196 160H198V159H196ZM196 160H195V162H196ZM199 160H200V159H199ZM219 160H220V159H219ZM226 160H225V161H226ZM233 160L235 161V158H234ZM240 160H242V158H240ZM262 160H264V159H262ZM24 161H25V160H24ZM41 161H42V160H41ZM58 161H59V160H58ZM58 161L56 160V162H58ZM100 161H101V160H100ZM112 161H111V162H112ZM135 161H136V160H134V162H135ZM202 161H203V160H202ZM204 161H205V160H204ZM211 161H212V160H211ZM213 161H212V163H213ZM244 161H245V160H244ZM244 161L242 160L241 163H242V162L244 163ZM255 161H256L257 163H259L260 159L254 160L253 162H255ZM1 162H2V161H1ZM11 162H12V160H11ZM28 162H29V159H28ZM36 162H37V161H36ZM47 162H48V161H47ZM62 162H63V161H62ZM65 162H66V161H65ZM70 162H71V161H70ZM86 162H87V161H86ZM111 162H110V165H112ZM126 162H127V160H126ZM129 162H130V161H129ZM132 162H133V161H132V159H131V163H132ZM134 162H133V163H134ZM197 162L199 163V165L201 164L199 161H197ZM231 162H232V161H230V163H231ZM256 162H255V163H256ZM12 163H14V162H12ZM12 163H11V164L9 163V164L12 165ZM24 163H25V162H24ZM39 163H40V161H39ZM52 163H53V162H52ZM82 163H83V162H82ZM103 163H104V161H103ZM107 163H108V162H107ZM114 163L116 164V159H115V162H114ZM114 163H113V165H114ZM131 163H130L129 165H132ZM136 163H137V162H136ZM189 163H191V162H189ZM193 163H194V162H193ZM208 163H209V162L207 161V164H208ZM216 163H217V167H216V168H218L219 165H223L222 160H221V162H220L219 165H218V163H219L218 161H217ZM221 163H222V164H221ZM225 163H226V162H225ZM227 163H229V161H228ZM230 163H229V164H230ZM241 163H240V161H239V166H240ZM243 163H242V164H243ZM36 164H37V163H36ZM47 164H48V163H47ZM56 164H57V163H56ZM66 164H68V163H65V165H66ZM83 164H85V162H84ZM89 164H90V163H89ZM105 164H106V163H105ZM105 164H104V165H105ZM119 164H120V163H119ZM127 164H128V162H127ZM184 164H185V162H184ZM202 164H203V163H202ZM204 164H206V162H205ZM204 164H203V165H204ZM207 164H206V165H207ZM210 164H211V163H210ZM234 164H235V163H234ZM237 164H238V162H237ZM251 164H253V163H251ZM4 165H5V164H4ZM4 165H3V166H4ZM16 165H17V164H16ZM22 165H23V164H22ZM50 165H51V164H50ZM61 165H62V164H61ZM108 165H109V164H108ZM108 165H106V166H108ZM117 165H118V163L116 164V168L119 166V165H118V166H117ZM125 165H126V164H125ZM189 165L191 166V164H189ZM189 165H187V166H189ZM211 165H212V164H211ZM227 165H228V164H227ZM244 165H245V167L247 168L246 163H244ZM248 165H249V164H248ZM13 166H14V165H13ZM17 166H18V165H17ZM26 166H27V165H26ZM30 166H31V165H30ZM34 166H35V165H34ZM38 166H39V165H38ZM45 166H46V165H45ZM45 166H44V167H45ZM63 166H64V165H63ZM66 166H67V165H66ZM66 166H65V167H66ZM68 166L70 167L69 164H68ZM81 166H83V165H81ZM101 166H103V164H101ZM101 166H100V168H101ZM114 166H115V165H114ZM123 166H124V165H123ZM177 166H178V165H177ZM181 166H182V165H181ZM185 166H186V165H185ZM194 166H195V165H194ZM196 166H198V165H196ZM201 166H202V165H201ZM208 166H209V165H208ZM208 166H207V167H208ZM230 166H231V165H230ZM249 166H250V165H249ZM259 166H260V165H259ZM5 167H6V166H4V168H5ZM15 167H16V166H15ZM15 167H14V168H15ZM27 167H28V166H27ZM59 167H60V166H59ZM61 167H62V166H61ZM71 167L73 168V166H71ZM85 167H86V166H85ZM85 167H84V168H85ZM108 167L110 168V167H113V166H108ZM125 167H126V166H125ZM173 167H174V166H173ZM198 167H199V166H198ZM198 167H197V168H198ZM203 167H204V166H203ZM224 167H225V166H224ZM237 167H238V166H237ZM243 167H244V166H243ZM243 167H242V169H243ZM253 167H254V166H253ZM257 167H258V166H257ZM263 167H264V166H263ZM0 168H1V167H0ZM2 168H3V167H2ZM11 168H12V167H11ZM29 168H30V167H29ZM35 168H36V167H35ZM55 168H56V167H55ZM55 168H54V169H55ZM66 168H67V167H66ZM84 168H83V170H84ZM106 168H107V167H106ZM116 168H114V169H116ZM122 168H123V167H122ZM186 168H187V167H186ZM199 168H202V167H199ZM199 168H198V169H199ZM208 168H209V167H208ZM210 168H211V166H210ZM213 168H215V167H212V169H213ZM216 168H215V169H216ZM225 168H227V166H226ZM229 168L231 169V167H229ZM229 168H228V170H229ZM239 168H240V167H239ZM246 168H245L243 171H241V173H240V174H241L240 176H242V177H244V178L246 177V174H247V173L249 174V172H247V173L244 172V171H246ZM12 169H13V168H12ZM16 169H17V168H16ZM30 169H31V168H30ZM50 169H51V168H50ZM59 169H60V168H59ZM62 169H63V168H62ZM69 169H70V168H69ZM81 169H82V168H81ZM103 169H105V166L103 167ZM117 169H118V168H117ZM132 169H133V168H132ZM180 169H182V167H181ZM191 169H192V168H191ZM198 169H197V170H198ZM236 169H237V168H236ZM25 170H26V169H25ZM48 170H49V169H48ZM52 170H53V169H52ZM55 170H56V169H55ZM112 170H113V169H112ZM112 170H111V171H112ZM195 170H196V169H195ZM200 170H201V169H200ZM205 170H207V169H205ZM208 170H209V169H208ZM238 170H239V169H238ZM238 170H236V171H238ZM248 170H250V169H248ZM2 171H3V170H2ZM4 171H7V167H6V169H5ZM26 171H28V170H26ZM45 171H46V170H45ZM53 171H54V170H53ZM61 171H62V170H61ZM64 171H65V170H64ZM66 171H67V170H66ZM73 171H74V170H73ZM78 171H79V170H78ZM144 171H145V170H144ZM211 171H212V170H211ZM225 171H226V170H225ZM230 171H231V170H230ZM234 171H235V170H233V171H232L231 173H229V174L231 175ZM251 171H252V166H251ZM253 171H254V170H253ZM260 171H262V170H260ZM9 172H10V170H9ZM9 172L7 171V172H6V175L9 174ZM50 172H51V170H50ZM69 172H70V170H69ZM71 172H72V170H71ZM79 172H80V171H79ZM83 172H84V171H83ZM103 172H105V171H103ZM188 172H189V171H188ZM190 172H192V171H190ZM203 172H204V171H203ZM213 172H214V171H213ZM221 172H222V171H221ZM226 172H229V171H226ZM238 172H240V171H238ZM243 172L246 173V174H243ZM258 172H259V171H258ZM10 173H11V172H10ZM13 173H14V172H13ZM17 173H19V172H17ZM17 173H16V174H17ZM36 173H37V172H36ZM40 173H41V172H40ZM53 173H54V172H53ZM56 173H59V171L56 172ZM56 173H55V175H56ZM107 173H109V172H107ZM198 173H199V172H198ZM204 173H205V172H204ZM209 173H212V172H209ZM250 173H251V172H250ZM255 173H256V172H255ZM22 174H23V173H22ZM29 174H30V172H29ZM63 174H64V173H63ZM100 174H101V173H100ZM113 174L116 176L115 173H113ZM202 174H203V173H202ZM206 174H207V172H206ZM217 174H218V173H216L215 176H216ZM219 174H220V173H219ZM221 174H222V173H221ZM225 174H227V173H225ZM225 174H223V175H221V176L219 175V177H221L222 180H223L224 177H222V176H224ZM229 174H227V175H229ZM234 174H235V173H234ZM234 174H232V177L234 176ZM236 174H237V172H236ZM248 174H247V175H248ZM262 174H263V172H262ZM0 175H1V174H0ZM9 175H10V174H9ZM24 175H25V174H24ZM34 175H37V174H34ZM46 175H47V174H46ZM58 175H59V174H58ZM67 175H68V173H67ZM84 175H85V173H84ZM107 175H108V174H107ZM121 175H122V174H121ZM204 175H205V174H204ZM210 175H211V174H210ZM260 175H261V174H260ZM7 176H8V175H7ZM7 176H6V177H7ZM12 176H13V175L11 174V177H12ZM21 176H22V175H21ZM26 176H27V175H26ZM28 176H29V175H28ZM37 176H38V175H37ZM59 176H60V175H59ZM76 176H77V175H76ZM103 176H104V175H103ZM108 176H109V175H108ZM192 176H193V175H192ZM208 176H209V175H208ZM208 176H206V177H208ZM235 176H236V175H235ZM237 176H238V175H237ZM251 176H252V175H251ZM255 176H256V174H255ZM0 177H1V176H0ZM24 177H25V176H24ZM31 177H32V173H31ZM44 177H45V176H44ZM51 177H52V176H51ZM64 177H65V176H64ZM186 177H187V176H186ZM190 177H191V176H190ZM193 177H194V176H193ZM226 177H227V176H226ZM232 177H230L231 180H232ZM258 177H259V175H258ZM20 178H21V177H20ZM25 178H26V177H25ZM25 178H24V179H25ZM36 178H37V177H35V179H36ZM46 178H47V177H46ZM54 178H55V177H54ZM72 178H74V177H72ZM81 178H82V177H81ZM102 178H104V177H102ZM102 178H101V179H102ZM115 178H116V177H115ZM127 178H129V177H127ZM154 178H155V177H154ZM202 178H203V176H202ZM217 178H218V177H217ZM234 178H235V177H234ZM246 178H249V177H246ZM254 178H255V177H254ZM256 178H257V177H256ZM4 179H5V176H4V178L2 179L3 182L6 181V180L4 181ZM6 179H8V178H6ZM14 179H15V178H14ZM21 179H22V178H21ZM21 179H18V180L21 181ZM30 179L32 180L33 177L30 178ZM30 179H29V180H30ZM63 179H64V178H63ZM68 179H69V178H68ZM77 179H78V178H77ZM97 179H98V178H97ZM133 179H135V178H133ZM206 179H207V178H206ZM213 179H214V178H213ZM215 179H216V178H215ZM218 179H219V178H218ZM237 179H238V178H237ZM237 179H236V180H237ZM240 179H241V178H240ZM242 179H243V178H242ZM259 179H260V177H259ZM40 180H41V179H40ZM45 180H46V179H45ZM57 180H58V179H57ZM78 180H79V179H78ZM140 180H141V179H140ZM186 180H187V179H186ZM186 180H185V181H186ZM196 180H197V179H196ZM199 180H200V179H199ZM222 180H221V181H222ZM231 180H229V182H231ZM236 180L234 179L233 182L236 181ZM243 180H244V179H243ZM243 180H241V181H242V186H243V184H244V183H243ZM263 180H264V179H263ZM8 181H11V180L9 179ZM12 181H13V180H12ZM20 181H19V182H20ZM27 181H28V180H27ZM33 181H34V179H33ZM36 181H37V180H36ZM59 181H60V180H59ZM61 181H62V180H61ZM103 181H104V179H103ZM126 181H127V180H126ZM150 181H151V180H150ZM188 181H189V180H188ZM200 181H201V180H200ZM202 181H203V180H202ZM211 181H212V179H211ZM211 181H208V182L210 183ZM223 181H224V180H223ZM239 181H240V180L238 179V182H239ZM241 181H240V182H241ZM14 182H15V180H14ZM31 182H32V181H31ZM39 182H40V181H39ZM39 182H38V183L36 182V183H37L36 185H38ZM55 182H56V181H55ZM63 182H64V181H63ZM78 182H79V181H78ZM101 182H102V181H101ZM105 182H106V181H105ZM122 182H123V181H122ZM122 182H121V183H122ZM142 182H143V181H142ZM195 182H196V181H195ZM212 182H213V181H212ZM212 182H211V183H212ZM215 182H216V181H215ZM215 182H214V183H215ZM217 182H218V181H217ZM225 182H226V184H227V182H228V178H227V181H226V179H225ZM240 182H239V185H240ZM248 182H251V180L248 181ZM40 183H41V182H40ZM56 183H58V182H56ZM59 183H60V182H59ZM102 183H103V182H102ZM129 183H131V182L129 181ZM129 183H127L128 186H129ZM133 183H134V182H133ZM152 183H153V182H152ZM190 183H192V182H190ZM209 183H208V185H209ZM220 183H221V182H220ZM236 183H237V182H236ZM3 184H4V183H3ZM19 184H21V183H19ZM23 184H25V183L23 182ZM31 184L34 185V182L31 183ZM31 184H29V186H30ZM41 184H42V183H41ZM60 184H61V183H60ZM75 184H76V183H75ZM98 184H99V183H98ZM98 184H97V185H98ZM113 184H114V183H113ZM113 184H112V185H113ZM124 184H125V183H124ZM131 184H132V183H131ZM202 184H203V182H202ZM202 184H201V185H202ZM229 184H230V183H229ZM234 184H235V183H234ZM246 184H247V183H246ZM254 184H255V183H254ZM0 185H1V184H0ZM7 185L9 186V184H7ZM10 185H11V184H10ZM16 185H17V184H16ZM21 185H22V184H21ZM25 185H26V184H25ZM43 185H44V184H43ZM61 185H62V184H61ZM71 185H72V184H71ZM103 185H105V184H103ZM115 185H116V183L114 184V186H115ZM120 185H121V184H120ZM132 185H133V184H132ZM138 185H139V183H138ZM144 185H145V183H144ZM147 185H148V184H147ZM152 185H153V184H152ZM172 185H173V184H172ZM208 185L206 186V189H207V187H209ZM219 185H220V184H219ZM224 185H225V183H224ZM232 185H233V184H231V186H232ZM247 185H248V184H247ZM257 185H258V184H257ZM23 186H24V185H23ZM46 186H47V185H46ZM49 186H50V184H49ZM51 186H52V185H51ZM63 186H64V185H63ZM126 186H127V185H125V187H126ZM135 186H136V185H135ZM139 186H140V185H139ZM174 186H175V185H174ZM186 186H187V185H186ZM193 186H194V185H193ZM212 186H213V184H212ZM228 186H229V185H228ZM33 187H34V186H33ZM38 187H40V185H39ZM42 187H43V186H42ZM56 187L58 188V190H57L58 192H59V189H62V188H59L58 186H56ZM60 187H61V186H60ZM66 187H67V186H66ZM98 187H99V186H98ZM101 187H102V186H101ZM101 187H100L99 189H101ZM103 187H105V186H103ZM116 187H117V186H116ZM140 187H141V186H140ZM190 187H191V186H190ZM196 187H197V186H196ZM196 187H195V188H196ZM198 187H201V186H198ZM204 187H205V186H204ZM210 187H211V186H210ZM218 187H219V186H218ZM218 187H216V185H215V188H218ZM234 187H237V185L235 184ZM252 187H253V186L249 187L250 190H251ZM257 187H258V186H257ZM5 188H6V190H7V187H5ZM47 188H48V187H47ZM53 188H55V187H53ZM67 188H68V187H67ZM70 188H71V187H70ZM112 188H113V187H112ZM120 188H122V187H120ZM127 188H128V187H127ZM129 188H130V187H129ZM129 188H128V189H129ZM131 188H133V186H132ZM138 188H139V187H138ZM215 188L213 187V189H212V187H211L210 190L212 189L211 191L214 192V191H215ZM221 188H222V186H221ZM221 188H220V189H221ZM224 188H225V187H223V190H224ZM226 188H227V186H226ZM226 188H225L224 191L227 190ZM228 188H229V187H228ZM230 188H231V187H230ZM1 189H3V188H0V191H2ZM8 189H9V188H8ZM10 189H11V188H10ZM23 189H25V186H24V188H22V190H23ZM26 189H27V186H26ZM48 189H49V188H48ZM68 189H69V188H68ZM96 189H97V188H96ZM128 189H127V191H128ZM155 189H156V187H155ZM157 189H159V188H157ZM175 189H176V188H175ZM193 189H194V188H193ZM235 189H236V188H235ZM235 189H232V191L235 190ZM258 189H259V188H258ZM28 190H30V189L28 188ZM64 190H65V189H64ZM77 190H78V189H77ZM104 190H105V189H104ZM104 190H103V191H104ZM119 190H120V189H119ZM168 190H169V189H168ZM213 190H214V191H213ZM217 190H218V189H217ZM230 190H231V189H230ZM242 190H243V188H242ZM242 190H241V192H239L238 195L242 194ZM254 190H255V191H254ZM254 190H253V192H256L257 189H254ZM4 191H5V190H4ZM30 191H31V190H30ZM38 191H39V190H38ZM38 191H37V192H38ZM49 191H51V188H50ZM55 191H56V190H55ZM62 191H63V190H62ZM73 191H74V190H73ZM98 191H99V190H98ZM100 191H101V190H100ZM201 191H204V192H205L206 190H201ZM207 191H208V190H207ZM224 191H223V192H224ZM232 191H231V193H232ZM239 191H240V187H239ZM9 192H10V190H9ZM11 192H12V191H11ZM14 192H15V190H14ZM14 192H13V193H14ZM26 192H27V191H26ZM31 192H32V191H31ZM34 192H35V191H34ZM34 192H33V193H34ZM37 192H36V193H37ZM41 192H42V190H41ZM52 192H53V191H52ZM52 192H51V193H52ZM68 192H70V191L68 190ZM96 192H97V191H96ZM111 192H112V191H111ZM120 192H121V191H120ZM120 192H119V193H120ZM131 192H132V191H131ZM135 192H136V190H135ZM199 192H200V190H199ZM204 192H202V194H203ZM212 192H210V194H209L210 196H211ZM220 192L222 193L221 190H220ZM227 192H228V191H227ZM246 192H247V190H246ZM253 192H252V194L255 195V193H253ZM262 192H263V191H262ZM3 193H4V192H3ZM7 193H8V192H7ZM24 193H25V191H24ZM33 193H32V194H33ZM36 193H35V194H36ZM47 193H48V190H47ZM71 193H72V192H71ZM75 193H76V192H75ZM78 193H79V191H78ZM106 193H107V192H106ZM129 193H130V192H129ZM147 193H148V192H147ZM147 193H146V194H147ZM158 193H159V192H158ZM216 193H218V194H216V195H218V196L224 194V193L220 194V193L217 192V191H216ZM244 193H245V191H244ZM14 194H15V193H14ZM16 194H17V193H16ZM27 194H28V193H27ZM32 194H31V195H32ZM67 194H68V193H67ZM72 194H73V193H72ZM79 194H80V193H79ZM107 194H108V193H107ZM112 194H113V193H112ZM112 194H111V195H112ZM114 194H115V192H114ZM186 194H187V193H186ZM198 194H199V193H198ZM228 194H229V192H228ZM228 194H225V195H228ZM233 194H235V193H233ZM233 194H232V195H233ZM252 194H251V192H249L247 195H248V196H249V195L252 196ZM260 194H261V193H260ZM0 195H1V194H0ZM4 195H5V193H4ZM8 195H9V194H8ZM36 195H37V194H36ZM43 195H44V194H43ZM48 195H49V194H48ZM64 195H65V193H64ZM68 195H69V194H68ZM97 195H98V194H97ZM101 195H102V194H101ZM111 195H110V196H111ZM118 195H119V194H118ZM122 195H123V194H122ZM155 195H157V193H156ZM169 195H170V194H169ZM199 195L201 196V194H199ZM205 195H206V194H205ZM212 195H214L213 197L216 198L215 193L212 194ZM27 196H28V195H27ZM37 196H38V195H37ZM46 196H47V195H46ZM50 196H51V195H50ZM65 196H66V195H65ZM145 196H146V195H145ZM147 196H148V195H147ZM149 196H150V194H149ZM152 196H153V195H152ZM182 196H183V195H182ZM190 196H191V195H190ZM190 196H189V197H190ZM203 196H204V194H203ZM218 196H217V198H218ZM228 196H229V195H228ZM236 196H237V195H236ZM236 196H235V199H236ZM259 196H260V195H259ZM0 197H1V196H0ZM9 197H11V194L9 195ZM29 197H30V196H29ZM32 197H33V195H32ZM34 197H35V196H34ZM38 197H40V195H39ZM47 197H48V196H47ZM78 197H79V196H78ZM158 197H159V196H158ZM166 197H167V196H166ZM219 197H221V196H219ZM222 197H223V196H222ZM225 197H227V196H225ZM225 197H223V198L225 199ZM232 197H234V196H232ZM243 197H244V194H243ZM262 197H263V196H261V198H262ZM2 198H3V197H2ZM26 198H27V197H26ZM35 198H37V197H35ZM35 198H34V199H35ZM42 198H43V197H41L40 200H41ZM50 198H52V196H51ZM56 198H57V196H56ZM66 198H67V196H66ZM74 198H75V197H74ZM153 198H155V197H153ZM162 198H164V197H162ZM196 198H197V197H196ZM215 198H213L215 201H212V204H211L212 206L216 205V204L213 205V202H216V199H217V198H216V199H215ZM227 198H228V197H227ZM246 198H247V197H246ZM261 198H260V199H261ZM263 198H264V197H263ZM14 199H15V198H14ZM31 199H32V198H31ZM34 199H33V200H34ZM38 199H39V198H38ZM53 199H54V198H53ZM62 199H63V198H62ZM68 199H69V198H68ZM119 199H120V198H119ZM144 199H147V198H144ZM144 199H143V200H144ZM167 199H168V198H167ZM188 199H190V198H188ZM233 199H234V198H233ZM251 199H252V197H251ZM251 199H249V201H250ZM7 200H8V199H7ZM9 200H10V199H9ZM11 200H12V199H11ZM27 200H28V199H27ZM43 200H44V199H43ZM46 200H47V199H46ZM46 200H45V201H46ZM51 200H52V199H51ZM58 200H59V198H58ZM58 200H57V201H58ZM65 200H67V199H65ZM73 200H74V199H73ZM95 200H96V199H95ZM147 200H148V199H147ZM153 200H154V199H153ZM161 200H162V199H161ZM161 200H160V201H161ZM192 200H193V199H192ZM194 200H196V199H194ZM206 200H209L207 203L210 204V201H211L210 197H209V199L206 198ZM230 200H231V199H230ZM237 200H238V199H237ZM241 200H242V199H241ZM241 200H240V201H241ZM255 200H256V198H255ZM257 200H258V196H257ZM257 200H256V201L251 200V201H252L253 203L256 204V203H257ZM0 201H1V200H0ZM38 201H39V200H38ZM48 201H49V200H48ZM48 201H47V202H48ZM55 201H56V200H55ZM59 201L61 202V200H59ZM59 201H58V202H59ZM67 201H68V200H67ZM96 201H97V200H96ZM105 201H106V200H105ZM123 201H124V200H123ZM148 201L150 202V200H148ZM167 201H168V200H167ZM201 201H202V198H201ZM218 201H219V205L222 206V208L225 209V208L228 207V206H227V207L225 206L226 203H224V201H223L222 198H221L220 200H218ZM258 201H259V200H258ZM10 202H11V201H10ZM16 202H17V201H16ZM32 202H33V201H32ZM40 202H41V201H40ZM99 202H100V201H99ZM146 202H147V201H146ZM189 202H190V201H189ZM189 202L187 201V203H189ZM204 202H206V201H204ZM233 202H234V201H232V203H233ZM252 202H251V204H252ZM3 203H4V202H3ZM8 203H9V201H8ZM11 203L13 204L14 201L11 202ZM43 203H44V202H43ZM62 203H63V202H62ZM95 203H96V202H95ZM119 203H120V202H119ZM121 203H122V201H121ZM125 203H127V201H126ZM143 203H144V202H143ZM159 203H160V202H159ZM174 203H176V202H174ZM200 203H201V202H200ZM207 203H205V204H206L205 207H204V204H203V207L206 208V207L208 206V207L212 208L211 205H208ZM232 203H231V202L229 203V201H228V204H229L230 206H231ZM236 203H237V202H236ZM240 203H241V202H240ZM15 204L17 205V203H15ZM15 204H14V206H15ZM49 204H50V203H49ZM63 204H64V203H63ZM96 204H98V203H96ZM104 204H105V203H104ZM147 204H148V203H147ZM147 204H146V205H147ZM164 204H165V203H164ZM224 204H225V205H224ZM228 204H227V205H228ZM234 204H235V203H234ZM234 204H232V205L234 206ZM2 205H3V204H2ZM35 205L37 206V201H36V204H35ZM45 205L48 206V204H45ZM66 205H67V204H66ZM66 205H65V206H66ZM126 205H127V204H126ZM128 205H129V203H128ZM154 205H156V203H154ZM158 205H159V204H158ZM182 205H183V204H182ZM190 205H191V204H190ZM190 205H189V206H190ZM262 205H263V206H262ZM23 206H24V205H22V207H23ZM29 206H30V203H29ZM31 206H32V205H31ZM33 206H34V205H33ZM36 206H35V207H36ZM53 206H54V205H53ZM61 206H62V204H61ZM65 206H63V207H65ZM119 206H120V205H119ZM130 206H131V205H130ZM148 206H149V205H148ZM156 206H157V205H156ZM160 206L162 207V205H160ZM160 206H158V207H160ZM178 206H179V205H178ZM192 206H193V205H192ZM245 206H248V203H246ZM245 206H244V208L242 207V210H244V211L246 210V209H245V208H246ZM3 207H4V206H3ZM10 207L12 208L11 205H10ZM17 207H19V209H20V206H19V205H18ZM27 207H28V206H27ZM58 207H59V206H57V208H58ZM144 207H145V206H144ZM149 207H150V206H149ZM151 207H152V206H151ZM158 207H157V208H158ZM174 207H175V206H174ZM182 207H183V206H182ZM193 207H194V206H193ZM199 207L201 208L202 206H199ZM199 207H198V208H199ZM236 207H237V206H236ZM256 207H257V205H256ZM256 207H255V209H256ZM262 207H264V203L261 204V209H262ZM4 208H5V207H4ZM4 208H3V209H4ZM6 208H9V204H8V206H6ZM6 208H5V210H6V213H7V209H6ZM15 208H16V207H15ZM25 208H26V207H25ZM68 208H69V207H68ZM126 208H127V206H126ZM136 208H137V207H136ZM152 208H155V207L153 206ZM163 208H164V207H163ZM168 208H170V207L168 206ZM168 208H167V209H168ZM185 208H186V207H185ZM248 208H250V205H249ZM258 208H259V210H258L257 217H258L259 214H261V213H259V212L262 211V210L260 209V206H259ZM1 209H2V208H0V211H1V212L4 211V210H1ZM32 209H33V207H32ZM35 209H38V208H35ZM49 209H50V208H49ZM49 209H48V210H49ZM141 209H143V207H142ZM177 209H178V207H177ZM207 209H209V208H206L205 211H204L205 213H203V214H204V216H205V214H208L209 217H210L211 213H210V214L208 213L209 210L212 211V212H214V210H213V209H209V210L207 211ZM215 209H216V208H215ZM227 209H229V208H227ZM232 209H233V207H232ZM239 209H241V208H239ZM250 209H251V208H250ZM250 209H249V213H250ZM51 210H52V209H50V211H51ZM139 210H140V209H139ZM147 210H149V208H148ZM151 210H152V209H151ZM162 210H163V209H162ZM220 210H221V209H220ZM8 211H9V210H8ZM14 211H15V210H14ZM17 211H18V210H17ZM22 211H23V209H22ZM42 211H43V210H42ZM115 211H116V210H115ZM149 211H150V210H149ZM158 211H159V210H158ZM182 211H183V210H182ZM196 211H197V210H196ZM198 211H199V214H201V215L203 216V214L200 213V210H199V209H198ZM198 211H197V212H198ZM217 211H218V210H217ZM226 211H227V210H226ZM253 211H254V210H253ZM11 212H12V211H10V213H11ZM19 212H20V211H19ZM44 212H45V211H44ZM44 212H43V213H44ZM51 212H52V211H51ZM53 212H54V211H53ZM53 212H52V213H53ZM56 212H57V211H56ZM60 212H61V211H60ZM161 212H162V211H161ZM168 212H170V211H168ZM173 212H174V211H173ZM197 212H195V213H197ZM201 212H202V211H201ZM215 212H216V211H215ZM228 212H230V211L228 210ZM228 212H226V213H228ZM246 212H247V211H246ZM2 213L4 214L5 212H2ZM20 213H22V212H20ZM41 213H42V212H41ZM48 213H49V212H48ZM67 213H68V212H67ZM186 213H187V212H186ZM219 213H222V211H221V212L219 211ZM242 213H243V212H242ZM242 213L240 212V214H242ZM251 213L255 214V212H251ZM256 213H257V209H256ZM64 214H65V213H64ZM116 214H117V213H116ZM141 214H142V213H141ZM150 214H152V213H150ZM154 214H155V213H154ZM154 214H153V215H154ZM166 214H167V213H166ZM217 214H218V213H217ZM232 214H233V213H231L230 215H232ZM237 214H238V213H237ZM243 214H244V213H243ZM0 215H1V214H0ZM23 215H25V212H24ZM23 215H20V216H23ZM62 215H63V213H62ZM121 215H122V214H121ZM158 215H159V214H158ZM167 215H168V214H167ZM208 215H207V216H208ZM225 215H226V214H225ZM225 215H224V216H225ZM238 215H239V214H238ZM244 215H245V214H244ZM250 215H251V214H250ZM250 215H249V216H250ZM2 216H3V215H1V218H2ZM40 216H41V215H40ZM44 216H45V215H44ZM51 216H52V215H51ZM106 216H107V215H106ZM142 216H144V215H142ZM159 216H160V215H159ZM198 216H199V215H198ZM202 216H200V217H202ZM207 216H205L206 219L208 218ZM214 216H215V215H214ZM228 216H229V215H228ZM251 216H252V215H251ZM17 217H18V216H17ZM27 217H28V216H27ZM136 217H137V216H136ZM186 217H187V216H186ZM186 217H185V219H187ZM192 217H193V216H192ZM195 217H196V216H195ZM220 217H221V214H220ZM230 217H231V216H230ZM230 217H227V218L230 219ZM240 217H241V215H240ZM245 217H246V216H245ZM245 217H244V218H245ZM247 217H248V215H247ZM253 217L255 218V217H256V214H255V216L253 215ZM257 217H256V218H257ZM260 217H261V216H260ZM260 217H259V218H260ZM9 218H10V217H9ZM14 218H16V217H14ZM50 218H51V217H50ZM50 218H49V219H50ZM56 218H58V217H56ZM63 218H65V217H63ZM67 218H68V217H67ZM139 218H140V216H139ZM172 218H174V217H172ZM178 218H179V217H178ZM215 218H216V217H215ZM218 218H219V217L217 216L216 219L219 221ZM222 218H223V217H222ZM222 218H220V219L222 220ZM224 218H225V217H224ZM227 218H226V219H227ZM232 218H233V217H232ZM232 218H231V219H232ZM244 218H243L242 220H244ZM249 218H250V219H249ZM2 219H3V218H2ZM18 219H19V218H18ZM23 219H24V218H23ZM59 219H60V218H59ZM65 219H66V218H65ZM180 219H182V217H181ZM188 219H190V218H188ZM193 219H195V218H193ZM202 219H203V218H202ZM211 219H213V218H212V217H211V218H208L209 221H210ZM226 219H225V220H226ZM238 219L240 220V218H238ZM238 219H237V221H238ZM262 219H263V220H262ZM262 219H261V221L264 222V218H262ZM0 220H1V219H0ZM9 220H10V219H9ZM55 220H56V219H55ZM63 220H64V219H63ZM69 220H70V219H69ZM120 220H121V219H120ZM197 220H198V219H197ZM199 220H200V222H201V221H202V222L204 221V220H201V219H199ZM208 220L205 221L206 224H208ZM221 220H220V221H221ZM225 220H223V222H224ZM227 220H228V219H227ZM245 220H246L245 223H248V221H251V220H252L251 223L254 222V220L252 219V217H248V219L245 218ZM3 221H4V219H3ZM7 221H8V220H7ZM15 221H16V220H15ZM22 221L25 222V220H22ZM57 221H58V220H57ZM57 221H56V222H57ZM173 221H174V219H173ZM175 221H176V220H175ZM175 221H174V222H175ZM177 221H178V220H177ZM185 221H186V220H185ZM188 221H189V220H188ZM194 221H195V220H194ZM220 221H219L218 223L220 224V227H221V226H223V224L221 225V223H223V222L220 223ZM235 221H236V220H235ZM235 221H234V222H235ZM5 222H6V221H5ZM16 222H18V220H17ZM20 222H21V221H20ZM28 222H29V221H28ZM104 222H105V220H104ZM113 222H114V221H113ZM200 222H198V223H200ZM202 222H201V223H202ZM205 222L203 223L204 226H201V225L198 226L200 230H202L201 227H203V230L205 229V227H206ZM213 222H214V221H213ZM226 222H227V221H226ZM226 222H225V223H226ZM229 222H230V221H229ZM232 222H233V221H232ZM232 222H231V223H232ZM234 222H233V223H234ZM240 222H241V220H240ZM242 222H243V221H242ZM3 223H4V222H3ZM3 223H2V224L0 223V224H1V226H0V227H1V230L3 231V232L1 233L2 235L5 233V232H4V231H5V228H7V227H5V225H4V224H6V223H4V224H3ZM58 223H59V221H58ZM189 223H191V222H189ZM189 223H188V224H189ZM214 223H215V222H214ZM218 223H217V225H219ZM225 223H224V225H225ZM245 223L243 222L242 224H245ZM259 223H260V222H259ZM11 224H12V223H11ZM59 224H60V223H59ZM118 224H119V223H118ZM178 224L181 225L180 222H179ZM229 224H230V223H229ZM234 224H237V225H238L239 223L236 222V223H234ZM120 225H121V224H120ZM172 225H173V224H172ZM175 225H177V224L175 223L174 226H175ZM179 225H177V227H178ZM190 225H191V224H190ZM190 225H189V226H190ZM194 225H195V224H194ZM209 225H211V224H209ZM209 225H208V226H209ZM232 225H233V224H232ZM249 225L251 226L252 224H249ZM256 225H257V222H256ZM259 225L262 226L261 229L264 228L262 223H260ZM6 226H7V225H6ZM62 226H63V224H62ZM169 226H170V225H169ZM174 226L172 227V229L174 228ZM191 226H192V225H191ZM213 226H214V225H213ZM213 226H212V227H213ZM226 226H227V224H226ZM228 226H230V225H228ZM235 226H236V225H235ZM242 226H244V225H242ZM242 226H239V231H240V227H242ZM245 226H247V224H245ZM250 226H249V227H250ZM45 227H46V226H45ZM57 227H59V226H57ZM64 227H65V226H64ZM111 227H112V226H111ZM119 227H120V226H119ZM123 227H124V226H123ZM123 227H121V230H122ZM166 227H167V224H166ZM166 227H165V229H166ZM184 227L186 228V227H188V226L185 225ZM196 227H197V226H196ZM210 227H211V226H210ZM217 227H218V226H217ZM217 227H216V228H217ZM224 227H225V226H224ZM224 227H221V230H222V228H224ZM256 227H257V226H256ZM9 228H10V227H8V229H9ZM80 228H81V227H80ZM170 228H171V227H170ZM175 228H176V226H175ZM175 228H174V229H175ZM190 228H192V227H190ZM216 228H215V226H214V229H216ZM225 228H226V227H225ZM259 228H260V227H259ZM259 228L257 229L258 231H259ZM8 229H7V231H8ZM65 229H66V228H65ZM74 229H75V228H74ZM106 229H107V228H106ZM182 229H184V228L182 227ZM192 229H193V228H192ZM192 229H191V230H192ZM212 229H213V228H212ZM228 229H229V228H228ZM232 229H233V226H232ZM249 229H250V228H249ZM26 230H30V228H29V229L26 228ZM81 230H82V229H81ZM81 230H80V231H81ZM102 230H103V228H102ZM104 230H105V229H104ZM118 230H119V229H118ZM121 230H120V231H121ZM176 230H177V229H176ZM179 230H180V229H179ZM187 230H189V227H188V229H185V232H187ZM205 230L208 231V229H205ZM205 230H204V231H205ZM217 230H218V229H217ZM217 230H215V231H217ZM219 230H220V228H219ZM221 230H220V232H221ZM224 230H225V229H224ZM230 230H231V229H230ZM242 230H243V228H242ZM247 230H248V228H247ZM247 230H245V231H247ZM37 231H38V230H37ZM72 231H73V230H72ZM72 231H70V232H72ZM80 231H79V232H80ZM82 231H83V230H82ZM100 231H101V230H100ZM198 231H199V230H198ZM206 231H205V232H206ZM254 231H256V229H255ZM254 231H253V232H254ZM25 232H26V231H25ZM29 232H30V231H29ZM40 232H41V231H40ZM73 232H76V230H74ZM73 232H72V234H73ZM97 232H99V231H97ZM173 232H175V230H174ZM173 232L171 231V233H173ZM181 232H182V231H181ZM192 232H193V231H192ZM192 232H191V233H192ZM194 232H195V231H194ZM194 232H193V233H194ZM217 232H218V231H217ZM220 232H219V233H220ZM224 232H225V231H223V235H224ZM232 232H233V231H232ZM235 232H236V231H235ZM240 232H241V231H240ZM240 232H239V233H240ZM263 232H264V231H263ZM89 233H90V232H89ZM110 233H111V232H110ZM112 233H114V232H112ZM141 233H142V232H140L139 234H141ZM164 233H165V232H164ZM166 233H167V232H166ZM171 233H170V234H171ZM176 233H177V231H176ZM179 233H180V231H179ZM203 233H204L203 231H202L201 233L198 232V233H196V235L199 237V236H200L199 234H203ZM221 233H222V232H221ZM226 233H227V232H226ZM228 233H230V232H228ZM228 233H227V234H228ZM243 233H245V232H243ZM246 233H247V232H246ZM246 233H245V234H246ZM255 233H256V232H255ZM23 234H25V233H23ZM23 234H21V235H23ZM36 234H37V233H36ZM70 234H71V233H70ZM74 234H75V233H74ZM76 234H77V233H76ZM80 234H81V233H80ZM90 234H91V233H90ZM96 234H97V233H96ZM96 234H95V235H96ZM117 234H118V232H117ZM147 234H148V233H147ZM151 234H152V233H151ZM151 234H150V235H151ZM207 234H208V233H207ZM227 234H226V235H227ZM236 234H237V233H236ZM247 234H248V233H247ZM247 234L245 235L246 237H247ZM260 234H261V233H260ZM9 235H10V233H9ZM9 235H7V233H6V234H5V237H3L4 235L1 236V237H2V239H1L2 241H1V240H0V241H1L2 243H3V241H4V243H5V239H7L8 237H10ZM16 235H18V234H16ZM27 235H28V234H27ZM68 235H69V234H68ZM95 235H93V238H95ZM97 235H98V234H97ZM99 235H100V234H99ZM105 235H106V234H105ZM115 235H116V234H115ZM115 235H114V237H115ZM124 235H125V234H124ZM144 235H146V233H145ZM153 235H154V234H153ZM153 235H152V236H153ZM165 235H166V234H164V238H165ZM183 235H184V234H183ZM204 235H205V234H203V237H204L203 240H202L203 242L206 241V239H205L206 236H204ZM212 235L214 236V234H212ZM212 235H211V236H212ZM218 235H219V234H218ZM220 235L223 236L222 234H220ZM241 235H243V234H241ZM7 236H8V237H7ZM25 236H26V235H25ZM73 236H74V235H73ZM77 236H78V235H77ZM90 236L92 237V234H91ZM107 236H109V235L107 234ZM116 236H118V235H116ZM119 236L122 237V235H119ZM126 236H127V235H126ZM133 236L135 237V235H133ZM137 236H138V235H137ZM177 236H178V235H177ZM181 236H182V235H181ZM193 236H194V235H193ZM197 236L194 237V238H197ZM227 236H228V237L224 236L225 238L223 237V239H225V241H226L227 239H229L231 236L233 237L232 234H231V235L229 234V235H227ZM234 236H235V237H239L240 235H239V236H238V235H234ZM27 237H29V236H27ZM65 237H66V236H65ZM69 237H70V236H69ZM69 237H68V238H69ZM79 237H80V236H79ZM102 237H103V236H102ZM120 237H116V238L120 239ZM123 237H124V236H123ZM123 237H122V238H123ZM178 237H179V236H178ZM178 237H177V238H178ZM216 237H217V236H216ZM218 237H219V236H218ZM243 237H244V236H243ZM12 238H13V237H12ZM29 238H30V237H29ZM33 238H35V237H33ZM33 238H32V239H33ZM71 238H72V236H71ZM82 238H83V237H82ZM96 238H97V236H96ZM107 238H109V237H107ZM132 238H133V237H132ZM140 238H141V237H140ZM154 238H156V236H154ZM167 238H168V237H167ZM175 238H176V237H175ZM179 238H180V237H179ZM188 238H189V237H188ZM188 238H186V239L188 240ZM207 238H208V235H207ZM211 238H212V241H211V242H213V241H214V240H213V237H211ZM211 238H210V240H211ZM214 238H215V237H214ZM221 238H222V237H221ZM22 239H23V238H22ZM66 239H67V238H66ZM102 239H104V238H102ZM124 239H126V238H124ZM144 239L147 240V238H144ZM156 239H157V238H156ZM161 239H162V238H161ZM183 239H184V238H183ZM199 239H200V240H198V239L196 240V239H195V241H197V242L199 241V242H200V241H201V237H200ZM204 239H205V241H204ZM230 239H231V238H230ZM233 239H234V238H233ZM30 240H31V238H30ZM42 240H43V239H42ZM54 240H55V239H54ZM68 240H70V239H68ZM73 240H74V239H73ZM95 240H96V239H95ZM116 240H117V239H116ZM133 240H134V239H133ZM133 240H132V241H133ZM149 240H150V239H149ZM164 240H165V239H164ZM176 240H177V239H176ZM178 240H180V239H178ZM187 240H186V241H187ZM221 240H222V239H221ZM221 240H220V241H221ZM231 240H232V239H231ZM8 241L10 242L9 238H8ZM27 241H28V240H27ZM51 241H53V240H51ZM57 241H58V240H57ZM60 241H61V238H60ZM71 241H72V240H71ZM81 241H82V239H81ZM99 241H100V240H99ZM111 241H112V240H111ZM135 241H136V240H135ZM151 241H152V240H151ZM153 241H156V240L154 239ZM191 241H192V240H191ZM193 241H194V240H193ZM193 241H192V242H193ZM195 241H194L193 243H195ZM202 241H201V242H202ZM218 241H219V240H218ZM220 241H219V243H220ZM225 241H222L221 243H223V242H225ZM228 241H230V240H227V241H226L225 243H223V244H224L225 246H227ZM237 241L239 242L240 239L237 240ZM237 241L234 240V241H233V244H231V243H232V242H231L229 245H230V246H231V245L233 246L235 242L238 243ZM244 241H245V240H244ZM247 241H251V242H252L251 239H250V240L247 239ZM253 241H256V240H253ZM9 242H8V243H9ZM19 242H20V241H19ZM32 242H33V241H32ZM58 242H59V241H58ZM63 242H64V241H63ZM72 242H73V241H72ZM72 242H71V243H72ZM76 242H77V240H76ZM76 242H74V243L76 244ZM83 242H84V241H83ZM90 242H91V240H89V245H93V244H90ZM94 242H95V241H94ZM94 242L92 241V243H94ZM100 242H102V241H100ZM100 242H97V241H96V243H98L97 245H99ZM104 242H107V241L104 240ZM112 242H113V241H112ZM157 242H158V240H157ZM171 242H172V241H171ZM173 242H174L173 244H175V241H173ZM177 242H178V241H177ZM251 242H250V243H251ZM256 242H257V241H256ZM23 243H24V242H23ZM26 243H27V242H25V244H24L25 246H26ZM34 243H35V242H34ZM81 243H82V242H81ZM81 243H80V242L77 243V244H80L79 247L81 246ZM102 243H103V242H102ZM114 243H115V242H114ZM114 243H113V244L111 243V244L114 245ZM152 243H154V242H152ZM166 243H167V242L165 241V243H163V244H166ZM168 243H169V241H168ZM187 243H188V242H187ZM205 243H206V242H205ZM213 243H214V242H213ZM216 243H218V242H216ZM216 243H215V244H216ZM226 243H227V244H226ZM240 243H241V242H239V245L241 246V245L243 244V241H242L241 244H240ZM247 243L249 244V242H247ZM254 243H255V242H254ZM6 244H7V243H6ZM14 244H17V243H14ZM21 244H22V243H21ZM21 244H20V245H21ZM47 244H48V242H47ZM67 244H68V243H67ZM67 244H66V245H67ZM69 244H70V242H69ZM82 244H83V243H82ZM86 244H87V242H85L83 246H85ZM94 244H95V243H94ZM107 244H108V243H107ZM119 244H120V243H117V245H115V246H119ZM127 244H128V243H127ZM134 244H135V243H134ZM148 244H149V243H148ZM157 244H158V243H156V245H157ZM159 244H160V243H159ZM185 244H186V243H185ZM188 244H189V243H188ZM210 244H212V243H210ZM223 244H222V246H223ZM9 245L11 246V244H9ZM17 245H18V244H17ZM22 245H23V244H22ZM22 245H21V247H22ZM27 245H28V244H27ZM41 245H42V244H41ZM52 245H53V244H52ZM60 245L62 246L61 243H60ZM63 245H64V244H63ZM71 245H72V244H70V247H69V246H67V247H68V248H71ZM89 245H88V246H89ZM95 245H96V244H95ZM95 245H93L94 248H95ZM97 245H96V246H97ZM100 245H101V244H100ZM100 245H99V246H100ZM108 245H110V244H108ZM130 245H132V244H130ZM143 245H144V244H143ZM143 245H142L141 249L143 248ZM146 245H147V244H146ZM152 245H153V244H152ZM152 245H148V246H152ZM161 245H162V244H161ZM169 245H170V244H169ZM171 245H172V244H171ZM193 245H194V244H193ZM208 245H209V244H208ZM252 245H253V243H252ZM1 246H2V245L0 244V248H1ZM3 246H7V245L4 244ZM3 246H2V248H3ZM15 246H16V245H15ZM31 246H33V245H31ZM42 246H43V245H42ZM44 246H45V245H44ZM56 246H59L58 243H57ZM73 246H74V247H73L74 250H75V249H76V250H79V249L81 248V247H80V248L77 247L78 245L76 246L78 249L75 248V245H73ZM102 246H103V245H102ZM106 246H107V245H106ZM126 246H127V245H126ZM140 246H141V245H140ZM164 246H165V245H164ZM178 246H179V245H178ZM178 246H177V247H178ZM189 246H190V245H189ZM194 246H195V245H194ZM209 246L214 247V250H215V251H216V250H217V251H220L219 254H218V256L220 255L221 250H223L224 247H225V246H223V247H222V246L219 247V244H218V247H217V246L215 247V245L213 246V244H212V245H209ZM245 246H246V244H245V242H244V245H243V247H244L243 250H244V251L242 250V252H245V249L247 250V246H246V247H245ZM258 246H259V244H258ZM258 246H255V247L253 248L254 250H256V247L259 249V250L257 249V250L255 251L254 254H256L257 251H258V252H262V251H263L264 246H263V248L261 247L262 249H260V247H258ZM12 247H13V246H11V248H12ZM16 247H18V250H19V248H21V247H19V246H16ZM38 247L40 248V246H38ZM47 247H48V246H47ZM54 247H55V246H54ZM59 247H60V246H59ZM62 247H63V246H62ZM89 247H90V246H89ZM91 247H92V246H91ZM121 247H122V245H121ZM123 247H124V245H123ZM136 247H137V246H136ZM145 247H146V246H145ZM169 247H170V246H169ZM172 247H173V246H172ZM184 247H185V246H184ZM211 247H209V248H211ZM236 247H237V246H235V248H236ZM241 247H242V246H241ZM2 248H1V249H2ZM7 248H8V247H7ZM14 248H15V247H14ZM29 248H30V247H29ZM31 248H32V247H31ZM50 248H51V251H52V252H54L53 250H56V249H54V248L51 247V246H50ZM83 248H84V247H83ZM83 248H81V251H82ZM86 248H87V246H86ZM97 248H98V247H97ZM99 248H100V247H99ZM99 248H98V251H99ZM102 248H103V247H102ZM102 248H101V249H102ZM104 248H105V247H104ZM104 248H103V249H104ZM107 248H108V246H107ZM107 248H105V250H106ZM112 248H113V250L115 251L114 248H116V247L113 246ZM148 248H149V247H148ZM148 248H147V249H148ZM151 248H152V247H151ZM151 248H149V249H151ZM182 248H183V246H182ZM190 248H191V247H190ZM192 248H193V246H192ZM206 248H207V247H206ZM215 248H216V249H215ZM217 248H221V249H217ZM229 248H230V247H228V250H229ZM235 248H234L233 251H232V249H231L230 251L234 252L238 247H237L236 249H235ZM239 248H240V247H239ZM249 248H251V251H252V247H249ZM4 249H5V248H4ZM37 249H38V248H37ZM46 249H47V248H46ZM48 249H49V247H48ZM58 249H59V248H58ZM62 249H63V248H62ZM65 249H67V248H65ZM65 249H64L63 252L61 253L62 255H64V254H63L64 251L66 252ZM103 249H102V250H103ZM110 249H111V245H110ZM129 249H130V248H129ZM134 249H136V248H134ZM149 249H148V251H149ZM160 249H161V248H160ZM168 249H171V248H168ZM173 249H174V248H172V250H173ZM175 249H177V248H175ZM184 249H185V251H184V250H183V251H184V252H187V251H186V248H184ZM226 249H227V247H226ZM241 249H242V248H240L239 251L236 250V251L239 252L238 254L236 253L237 256L235 255L237 258L240 257V256H242V254H243V253L241 252ZM14 250H15V249H14ZM18 250L16 249L17 252H18ZM23 250H24V249H23ZM35 250H36V249H35ZM68 250H71V249H68ZM85 250H86V249H85ZM85 250H84V252H85ZM87 250H88L89 253H90V249H87ZM107 250H109V248H108ZM107 250H106V251H107ZM113 250H110V253L112 252V254H114V253H113ZM116 250L118 251V250H119V247H117ZM152 250H153V248H152ZM152 250H151V252H152ZM156 250H159V249H156ZM188 250H189V249H188ZM190 250H191V249H190ZM199 250L203 251V254H201L202 256H206V255H207V249L205 250V251H206L205 253H204V250H202V249H199ZM199 250H198V251H199ZM210 250H212V249H210ZM228 250H227V253L230 255V257H229V255L226 253V251H225V253L227 254V257H229V258H228L229 261H231L230 258L233 256V255L231 256V254H234V253L230 252V253H231V254H230V253L228 252ZM254 250H253V251H254ZM21 251H22V250H21ZM21 251H20V253H21ZM25 251H26V250H24V252H25ZM40 251H42V250L40 249ZM43 251L45 252V250H43ZM49 251H50V250H49ZM81 251H79V252H81ZM91 251L96 252V250H91ZM117 251H116V252H117ZM119 251H121V250H119ZM122 251H123V250H122ZM132 251H133V250H132ZM132 251H131V252H132ZM137 251H138V250H137ZM145 251H146V250H145ZM168 251H169V250H168ZM177 251H178V250H177ZM177 251H175V253H177ZM192 251H194V250H191V252H192ZM223 251H224V250H223ZM247 251L249 252L250 250L248 249ZM24 252H23V253H24ZM38 252H39V251H38ZM60 252H61V250H60ZM60 252H59V253H60ZM71 252H72V251H70V253H71ZM76 252H77V251H74V253H76ZM82 252H83V251H82ZM86 252H87V251H86ZM134 252L136 253L135 250H134ZM170 252H171V251H170ZM208 252L211 253V251H209V249H208ZM240 252H241L242 254H240ZM248 252H247V253H248ZM258 252H257V254H259ZM45 253H46V252H45ZM77 253H78V252H77ZM89 253H88V254H89ZM100 253H101V252H100ZM102 253H103V251H102ZM105 253H106V252H105ZM110 253H109V256H110ZM117 253H118V252H117ZM138 253H139V251H138ZM152 253H153V252H152ZM166 253H167V252H166ZM171 253H172V252H171ZM181 253H182V250H181ZM187 253H188V252H187ZM195 253H196V252H195ZM200 253H201V252H200ZM210 253H208V255H207L208 259L211 257V256H209ZM214 253H215V252H214ZM214 253H212V256H213V257H214V255L216 254V253H215V254H214ZM223 253H224V252H222V254H223ZM225 253H224V254H225ZM18 254H19V253H18ZM54 254H55V252H54ZM57 254H58V253H57ZM61 254H60V256H61ZM80 254H81V253H80ZM82 254H84V253H82ZM91 254H92V253H91ZM119 254H120V253H119ZM122 254H123V253H122ZM122 254H121V255H122ZM124 254H126V253L124 252ZM124 254H123V255H124ZM132 254H133V253H132ZM146 254H148V253H145V255H146ZM172 254H173V253H172ZM193 254H194V253H193ZM213 254H214V255H213ZM239 254H240V256H239ZM257 254H256V255H257ZM262 254H263V253H262ZM30 255H32V254H30ZM55 255H56V254H55ZM55 255L52 256V257H55ZM68 255H71V254H68ZM68 255L65 256L64 258L67 257L66 259H68V257H69ZM72 255H73V254H72ZM77 255H78V254H77ZM86 255H87V253H86ZM93 255H94V254H93ZM96 255H98V253H96ZM107 255H108V254H106L105 257H106ZM127 255H128V254H127ZM127 255H124V256H127ZM138 255H139V254H138ZM148 255H150V254H148ZM165 255H166V254H165ZM178 255H179V253H178ZM183 255H184V254H183ZM246 255H247V254L243 255L244 257H246V259L243 258V256L241 257L242 259L240 258L241 261H242L243 259H245V260H243V261L246 262V260H250V259H251L252 253H251V255H250V254L247 255V256L249 257V259H247L248 257H247ZM28 256H29V255H28ZM46 256H47V255H46ZM48 256H49V255H48ZM60 256H58V258H59ZM83 256H84V255H83ZM99 256H101V254H100ZM109 256H108V257H109ZM129 256H130V252H129ZM129 256H128V259H129ZM132 256H133V255H132ZM134 256H135V255H134ZM136 256H137V254H136ZM141 256L143 257V255H141ZM161 256H164V255H161ZM161 256H160V257H161ZM199 256H200V255H199ZM220 256H221V255H220ZM220 256L218 257V259L220 258ZM224 256H225V255H224ZM25 257H26V255H25ZM29 257H31V256H29ZM29 257H27V258L25 259L26 262H27V260H28ZM36 257H37V256H36ZM49 257H50V256H49ZM72 257H73V256H72ZM74 257H75V256H74ZM84 257L86 258V256H84ZM84 257H82V258H84ZM90 257H91V256H90ZM108 257H106L105 259L102 257V258L104 259V262H103V263H105V261H107L106 259H108ZM117 257H118V255H117ZM117 257H116V260H118ZM144 257H145V256H144ZM165 257H166V256H165ZM169 257H171V256L169 255ZM169 257H168V258H169ZM178 257H179V256H178ZM207 257H206V258H207ZM216 257H217V254H216ZM227 257L225 256V257L223 258V256H222L223 260H224L225 258H227ZM252 257H253V256H252ZM34 258H35V257L31 258L32 261H33ZM40 258H41V257H39V259H40ZM62 258H63V257H61L60 259L63 260L64 258H63V259H62ZM80 258H81V257H80ZM120 258H122V257L119 255V259H120ZM136 258H137V257H136ZM140 258H141V257H140ZM163 258H164V257H163ZM171 258H174V257H171ZM179 258H180V257H179ZM199 258H201V257H199ZM204 258H205V257H204ZM206 258H205V259H206ZM233 258H234V257H233ZM237 258H234V259H236V261H237ZM253 258H255V257H253ZM31 259H29V260H31ZM53 259H54V258H53ZM60 259H59V260H60ZM66 259H65V260H66ZM77 259H79V257L76 258V260H77ZM97 259H98V257H97ZM97 259H96V260H97ZM111 259H112V258H111ZM128 259H127V261H130V260H128ZM208 259H206L207 262H208ZM212 259H213V258H212ZM216 259H217V258H216ZM238 259H239V258H238ZM240 259H239V261H240ZM256 259H258V258L256 257ZM23 260H24V258H23ZM23 260H22V261H23ZM42 260H43V258L41 259V261H42ZM47 260H49V259H47ZM54 260H55V259H54ZM68 260H70V259H68ZM83 260H86V259H83ZM87 260H88V258H87ZM87 260H86V261H87ZM100 260H102L101 257H100ZM131 260L134 261V259H131ZM139 260H140V259H139ZM167 260H168V259H167ZM172 260H173V259H172ZM175 260H176V259H175ZM194 260H195V259H194ZM197 260H199V259L197 258ZM201 260L204 261L203 259H201ZM209 260L211 261V259H209ZM221 260H222V259H220L219 261H221ZM223 260H222V263L220 262L219 264H224V263H223ZM232 260H233V259H232ZM34 261H35V260H34ZM38 261H39V260H38ZM57 261H58V260H57ZM79 261H80V259H79ZM92 261L94 262V260H92ZM98 261H99V259H98ZM108 261H109V259H108ZM112 261H113V260H112ZM112 261H110L109 264H111ZM122 261H123V260H121V262H122ZM133 261H130V263L133 262ZM137 261H138V259H137ZM163 261H165V260L163 259ZM173 261H174V260H173ZM202 261H201V262H202ZM212 261H213V260H212ZM215 261L218 262L217 260H214L213 262L216 263ZM236 261L234 262V260H233V261L231 262V264H236V263L239 262V261H238V262H236ZM26 262H24V263H26ZM35 262H36V261H35ZM35 262H34V264L37 263V262H36V263H35ZM49 262H50V260H49ZM81 262H83V261L81 260ZM87 262H89V261H87ZM93 262H92V264H93ZM114 262H115V259H114ZM114 262H113V264H114ZM119 262H120V261L116 262L115 264H117V263H119ZM121 262H120V264H123V262H122V263H121ZM135 262H136V261H135ZM166 262H167V261H166ZM168 262H170V260H168ZM207 262L204 261L203 263H206V264H207ZM226 262H227V259H226ZM233 262H234V263H233ZM249 262H252V260H250ZM28 263H29V262H28ZM28 263H27V264H28ZM31 263H32V262H31ZM52 263L57 264V263H56V260H55V262L53 261ZM94 263H95V262H94ZM96 263H97V264H100L101 262L98 263V262L96 261ZM103 263H101V264H103ZM128 263H129V262H127V264H128ZM130 263H129V264H130ZM137 263H138V262H137ZM177 263H178V262H176L175 264H177ZM186 263H187V262H186ZM186 263H184V264H186ZM195 263H196V262H195ZM20 264H22V262H21ZM38 264H39V262H38ZM40 264H41V263H40ZM59 264H60V263H59ZM64 264H66V263H64ZM68 264H74V263H73V260H71V263L69 262ZM86 264H87V263H86ZM105 264H106V263H105ZM131 264H132V263H131ZM173 264H174V263H173ZM178 264H179V263H178ZM180 264H181V263H180ZM187 264H188V263H187ZM190 264H191V263H190ZM199 264H201V263H199ZM209 264H211V262H209ZM212 264H213V263H212ZM228 264H229V263H228ZM239 264H240V263H239ZM252 264H253V262H252ZM262 264H263V263H262Z\"/></svg>",
    "mask_w": 264,
    "mask_h": 264
}]
</instances>
